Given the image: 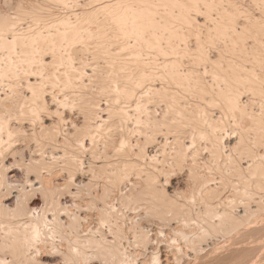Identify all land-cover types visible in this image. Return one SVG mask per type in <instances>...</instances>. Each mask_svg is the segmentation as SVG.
Instances as JSON below:
<instances>
[{
    "label": "bare ground",
    "instance_id": "6f19581e",
    "mask_svg": "<svg viewBox=\"0 0 264 264\" xmlns=\"http://www.w3.org/2000/svg\"><path fill=\"white\" fill-rule=\"evenodd\" d=\"M4 1V0H3ZM8 1H9V4H8ZM15 1V0H14ZM18 1V0H17ZM22 1V0H21ZM24 1V0H23ZM22 1V3H24ZM28 1V0H27ZM25 2V3H29L30 5H31V3L30 2ZM30 1V0H29ZM32 1V0H31ZM34 1V0H33ZM33 1H32V3H33ZM39 1H42V0H39ZM38 1V2H39ZM52 1H54V3L56 4V3H58V2H61V0H57L58 2H55L56 0H51L50 1V3H53ZM64 1H66V0H64ZM68 1H70V0H68ZM85 1V0H84ZM87 1V0H86ZM106 1V0H105ZM104 1V2H105ZM114 1V0H113ZM127 0H125V2H126ZM131 2H133V0H130ZM140 1V0H139ZM138 1V4H137V2L136 1H134L135 2V6H137V9L135 10L134 8H135V6H133V4H134V2L131 4L132 5V7H134L133 9L135 10H133L134 12L133 13H129V15H133V16H130L131 18L132 17H136V19H134V20H132L129 16H127V17H129V20H128V18L126 19V17L124 18L123 17V19L122 20H128V21H130V19L132 20V21H134V22H132L131 21V23H134L132 26L131 25H129V27H134L135 25H136V27H134V28H132V30L133 29H135V31L136 30H138V28L140 29V31L142 30V29H144V27L148 30V31H151L150 33L149 32H147V33H149L148 35L150 36V34L151 33H156V31H157V28L159 27V29H158V31L161 29L160 28V24H162L161 22H167V23H165V26H163V25H161V26H163L162 27V29L161 30H163L164 31V29H168V28H171V26L170 25H172V27H174L175 25V23L173 24L172 22L170 23V24H168L169 22H170V20H169V18H171L170 16H169V18H167V16L169 15V13H167V14H163V13H161V12H164V10L166 9V11L168 12V10H171L172 8H174L173 6H174V4L176 5V3H174L172 6H170V7H172V8H168L169 7V5H171L170 3H169V5L168 4H165V0H163V2H162V0H152L151 1V3L152 2H156V1H158V2H156L157 4H155L156 6H158L159 7V5H162V4H165V5H168V6H166V8L165 7H162V6H160V7H162L161 9H163V11H159L160 10V7H159V9H157L158 7H156L155 8V6H154V9L156 10L157 9V12H156V15L154 14L155 13V11H154V9H152V5H151V7H149L150 6V4L149 3H146V2H148L149 0H142L143 2H141V3H143V4H149L148 5V8H145V7H143V9H142V6H143V4H142V6H140L141 7V9H140V7L138 6V5H140L139 2ZM162 2V4L160 3L159 4V2ZM169 1V0H168ZM168 1H167V3H168ZM173 1V0H172ZM185 2H186V0H184ZM190 2H191V0H189ZM188 1V2H189ZM255 0H192V2L190 3L191 5L193 4V6L194 7H196V12H195V10H193V7H192V10L194 11H189V10H191V9H188L189 7L188 6H190L191 7V5H188L189 3L188 2H186V4H185V7L183 6V1L180 3L178 0H174V2H178V4L180 5V4H182V7H184L185 8V10H184V8H181V5L179 6L180 8H176V9H179V11L181 12V13H176V11L177 10H174V9H172V10H174L175 11V13L176 14H179L180 15V19L182 18L181 16L182 15H185L186 16V13H184L185 11H186V8H187V13H195V14H197L196 16L195 15H193L194 16V18L192 19L193 21H191V22H193V24H194V22L196 21L197 23H196V25H197V27L200 29V31H202V32H204V31H206L205 33H207V31H209V34L208 35H211V36H205V38H206V40H205V38L203 39V40H205V41H201V43H200V40L202 39V37H201V39L200 40H198L199 39V37L198 38H195L196 39V41H194V44H193V46H196L197 44H195V42L197 43V41H198V45H199V47L198 46H196L195 48L196 49H198V50H196L195 48H194V50H196V52L197 53H195L197 56H198V54H199V56L198 57H200V60L198 59V57H193L195 54L194 53H192L191 54V56L189 55V53L192 51V48L193 47H189L188 46V49L190 48L191 50H188L187 51V53H188V55L187 56H190V58H191V60H192V57H193V59H195V58H197V63L196 64H198L199 63V61H202V60H205V62H209L210 64H214V67L216 66V65H218L219 67L221 66V64L223 63H227V67H228V62H229V60L231 59L230 57H228V59H227V57L226 58H223L222 56L225 54H231L233 51H230L231 50V48H232V50H235L236 48H238V47H236L235 49H233V44L234 45H237L238 43H240L238 46H239V48H240V46H241V49H239V51H241V53L242 54H240V52L239 51H237V53H236V50H238V49H236L235 50V55L237 54V55H244L245 54V52L243 51L244 49H247V50H249V51H254V49H255V51L254 52H249L248 51V53L247 54H249V53H255V55H252V56H254V57H252L251 55H246L245 54V56H247V58L246 59H250L251 57V60H254V61H251V62H256L255 63V65H257V64H259V62L257 63V61L256 60H259L260 59V55L262 54L261 53V51L263 52V50H264V46H262V50L260 51H258V47L257 46H259V45H257L256 46V44L258 43H260V47H261V45H263L262 43H264V41L262 42L261 41V37L264 35V15L262 14L263 12H264V4H262V3H264V2H261V4H258V2L257 1H264V0H256V2L257 3H255L254 2ZM5 2V1H4ZM45 2V1H44ZM43 2V3H44ZM49 2V1H48ZM48 2H45V3H47V4H50V3H48ZM72 2V1H71ZM80 2H82L81 0H80ZM89 2V1H88ZM99 2H101L100 0H99ZM102 2H103V0H102ZM111 2H112V0H111ZM115 2V3H114ZM113 3L115 4V8L117 9V6L118 5H120L121 4V2H123V0L120 2L119 0H118V2H120V3H116L117 2V0L116 1H114ZM125 2H123V3H125ZM128 2V1H127ZM150 2V1H149ZM170 2V1H169ZM0 3H3V2H0ZM6 4H4V6L7 8L6 10L9 12H11L12 10H13V6H15V5H17V3H19V2H16L15 3V5H12L13 3H12V0H11V3H10V0H7V2H5ZM34 3H36L35 1H34ZM42 3V2H41ZM62 3H63V1H62ZM66 3V2H65ZM72 3H76V2H72ZM107 3V2H106ZM106 3H104V6L106 5H108V4H106ZM112 3V4H113ZM171 3H173V2H171ZM254 3V4H253ZM10 6H12L11 8H12V10L10 9L9 10V7H8V5ZM20 4V3H19ZM61 4V3H60ZM69 4V3H68ZM81 4V3H80ZM79 4V5H80ZM83 4V3H82ZM92 4V3H91ZM112 4H109V7H111L112 8V6H110V5H112ZM114 4H113V6H114ZM118 4V5H117ZM126 4V6H125V8L127 7L128 8V6L127 5H130L129 3H125ZM137 4V5H136ZM145 4V5H146ZM152 4H154V3H152ZM159 4V5H158ZM255 4H258V5H260L259 7H257V5L256 6H254ZM2 5V4H1ZM0 5V6H1ZM23 5V4H22ZM38 5V4H37ZM43 5V4H42ZM42 5H39V7H44V6H42ZM45 5V4H44ZM59 5V4H58ZM62 6H63V4H61ZM77 5H78V3H77ZM84 5V4H83ZM82 5V6H83ZM122 5V4H121ZM120 5V6H121ZM144 5V6H145ZM164 5V6H165ZM187 5V6H186ZM18 6V5H17ZM27 6V5H26ZM32 6V5H31ZM34 7H35V5H33ZM32 6V7H33ZM46 6H48V5H46ZM50 6V5H49ZM53 6V5H52ZM62 6H59V7H61L62 8ZM66 7H67V3H66V5H65ZM85 6V5H84ZM83 6V7H84ZM86 6H89V4H86ZM100 6H102V5H100ZM100 6H98V7H96L97 8V10H100ZM103 6V7H104ZM105 6V7H106ZM120 6H118V7H120ZM3 7V6H2ZM5 7H3V8H5ZM19 7V6H18ZM20 7H21V5H20ZM20 7L18 8V10L20 9ZM33 7V8H34ZM54 7V6H53ZM55 7H57V6H55ZM65 7V8H66ZM175 7H177V6H175ZM256 7V8H255ZM2 8V10H1V8H0V264H76V262L78 261V260H80V259H82V262H83V259H89V262H90V264H173L174 263V260H176L177 261V255H179L180 253H181V251H182V249L184 248V247H190L191 249L190 250H193L194 252H196V251H198L199 252V250H201L202 249V246H204L203 244H205L204 242H205V240L207 239V238H209V237H212V236H214V235H216V234H226V233H228V239L229 238H232V235H230L231 234V232H233L234 230H235V232H236V230H239L240 229V227L237 229V226H239L241 223H242V221H241V219H239V216H238V218L237 217H233L234 216V214L233 213H236L235 211L233 212L231 209H227V206H228V203H230V201L231 200H233L234 201V199H236V200H238L239 201V203L240 202H243V203H241L239 206H240V208H238L239 209V212H243L242 213V216H243V214H244V210L246 209V208H244L243 207V205H244V202L245 201H247L248 199H252V198H248V199H246V196L248 195L247 194V188L249 187L247 184V186L246 185H242L243 187H245L246 189L244 190V188L242 187V191H240V190H238V187L235 185L236 183H234V181H235V179H236V181H237V184H239V182H241L240 180L244 177L245 179V181L247 182V180L251 177L250 175H248L249 173L248 172H250L249 170H248V172H247V174H246V176H245V174H243L242 173V169L239 167V165H237L238 163H240V162H238V163H234L235 165H236V167H233V160L232 161H229L230 160V158L232 159V158H235V156H236V158H237V156L239 155V156H241V154H237V155H235V153H234V150L232 149H230L231 151L230 152H233V155H234V157H233V155H231L232 157H230V156H228V163H231L232 162V167H233V169H231L230 171V173H234L235 171H237L238 172V176L241 174H243V177H241L240 178V176L239 177H237L235 174V176L237 177H233V178H235V179H232V181L231 180H229V179H226L227 177H226V172H228V171H226L227 169H225V171H221L222 173H224L225 172V174H223V175H225L224 176V178H220V175H217V176H219L218 178H216V177H214L215 175H216V173H220V169L222 168V167H226V163H227V159H226V163H223V164H221V161H220V164H219V167H218V165H217V167L218 168H220L219 170H218V168H216L217 170H218V172H216V173H214L215 175L214 176H212V177H208V175L207 174H203V173H200V171L199 172H197V169H200V167H198V165H196V164H198V162H199V160H197V159H195V158H197V157H194L195 156V154H196V152H198V153H200V151H197V149L198 150H201V152H204V150L206 151V144H207V149L209 150V143H210V145H211V141H212V139L209 137L210 136V134H209V132H212V134H217V132L219 133V131H221V129H223L224 128V126H226V125H224V126H222V124H220L221 125V127H219L220 125H218V127L219 128H221L219 131H216L217 129H219V128H217V126H216V128L217 129H215V125H217L215 122L214 123H212L215 119H217L215 116H212V117H215L214 118V120H212V118L211 117H207L206 119H208L207 121H209V120H211V122L210 123H212V124H208V122L205 124V121L204 120H206V119H204L203 121H204V124H202L203 122L202 121H200V120H202V118H205L206 116H204V114H207V113H209V115L211 114L210 112H212L213 110L211 109V106L209 107V111L208 112H205L204 110V107H207V106H202V105H200L199 106V104H198V101H199V97L198 98H196V99H198V101L195 103V104H197L198 105V107H194V108H196L195 110L196 111H198V109H199V111H201V109H202V111L201 112H203L204 111V114L203 113H201V112H197V113H201V114H203V115H199L198 116V118L199 117H201L202 116V118H200L199 119V122L203 125H201L202 127H204L205 125H207L206 127H209L210 128V130H208L207 128V130H208V133H206V134H208V135H206L205 134V132L206 131H204V134L205 135H203V131H201L200 129H198V128H196V129H198V131L200 130L202 133L200 134V133H198L197 135H199V137H200V139H199V137L196 135V134H194L195 132H197V130L194 132L192 129H193V127L192 126H195V125H192L191 123H192V121H191V123H188V122H186L187 120L188 121H190V119H192V120H194L195 118H191L190 117V119L188 118V119H186L185 120V118L186 117H188L189 115H185V113L186 114H190V113H192V117H193V111H194V109H192L191 107V105L192 104H190L191 103V101H190V108L188 109V107L187 106H185V104L184 103H182V102H180V100L181 101H183V99H184V101H185V98L187 97H189L188 95H189V93H190V95H191V93L193 92V94H195L194 92H196L197 91V89L198 88H196V87H198V82H199V86L201 87V85H202V83H205V82H207V81H209V82H212V85H211V83H209V82H207V83H209V85L210 86H212L213 87V85H216L217 84V82H218V84L216 85V86H214L213 88L214 89H218L219 91H218V93L215 91V90H213L215 93H217V95L218 96H216V95H214L215 97H219V95H220V91H222V97H221V95H220V101H219V103H218V101H215V103L213 102V100H210V99H215L214 98V96L213 95H211V98H209V101L211 102H213V104H214V106H216L215 104H218V106L219 107H221V100H223L224 99V97H223V93H225V98H227V96L229 97V98H227V101L225 100V102H224V100H223V104L224 105H222V107L223 108H225V110H227V112H228V107H229V109L230 108H232L233 110H234V108H239L238 109V111L237 112H239L240 114L239 115H241L242 113H245V114H249L248 112L250 111V110H246V112L244 111L245 109H242V110H240L241 108H245L244 106H246L247 108H249V105L247 106V105H245V104H242V99L239 101V99L242 97V96H240L239 98L236 96L237 95V93H238V91H239V95L242 93L243 94V92H241V91H246L247 89H248V85L246 86V84L244 85V83L246 82L245 80H247L248 82L250 81L249 79H247V77L246 76H248L249 75V78L251 77L250 75L251 74H248L247 73V71L245 72V74L247 73L248 75H245V77H244V75H243V77L245 78H241L239 75H240V71L237 73V70H234V65L232 66L233 67V72H231V66L229 67L230 69H228L227 67H225L224 68V66H222L223 67V69H222V67H220V69L221 70H223L224 71V69H225V74L226 75H228V74H232L233 76L232 77H234V79L237 81V80H239L238 78H240V80L238 81V83L237 82H235L234 80H232L231 79V74L228 76V77H224V75L221 77L222 79H220L219 78V76H220V73H221V71H220V73H219V70L220 69H216V68H219V67H213L214 69H216L215 71H216V73H218V75L217 74H214V73H212L213 71L212 70H209V69H212V67L211 68H206V65H205V62L203 61V63H204V66L203 65H201L202 67H203V70L202 69H200V68H202V67H200V68H198V69H200V71L202 70V71H205L206 69L208 70H206V72H208L207 73V76H212L213 74H214V76H218L217 78L216 77H211V78H213V80H215V84H214V81L213 80H207V78L209 79L210 77H206V81H205V79H203L202 80V78H199L200 77V75L201 74H203V77L206 75V73L204 74L203 72H200L198 69L195 71V69L197 68H195L194 69V67H193V71H195V72H193L192 71V69L190 70L189 68H187V69H189V71H190V73H191V71H192V74L194 75V76H196V75H198L199 73H200V75H198V76H196V77H193V79H192V77H190L189 75H191L189 72H188V74L186 75L187 77H184L183 75L185 74V71H182L181 70V68H180V65H182L184 68H185V64H186V61H188V58L189 57H187V56H185L186 54H181V53H183V51H185L183 48H185V45L186 44H188L189 43V41H190V33H188V32H190L191 31V33L193 32L192 30H196L197 29V27H196V25H193V24H191V26L192 27H194L195 26V28H192V30H190V28H191V26L189 25L191 22H189V24L187 23V21H190L191 19V17H189V15L190 16H192L191 14H187L188 15V18L190 19V20H187V16L185 17H183V18H185V20L183 19H181L182 21H179V23H182L183 24V26H181V24H180V26L181 27H177L178 25H176V27H177V29L176 30H174V28H173V30L174 31H172V33L174 32V34L176 33V32H178L179 30H178V28H180V29H182V27L184 28L185 26V24L187 23V26H190V27H188L189 28V30H187V28H184L186 31H188V32H186L189 36L187 37L186 35V33L185 32H182V33H185L184 35L186 36V40L189 38V41L187 42V41H184V42H177V43H184V47H182V46H178V47H180V49H183V51L181 50V52L179 51V49L177 50V48L175 49L174 48V43L172 44V43H170L169 41H167V40H174V39H172L173 37L171 36L172 35V33H171V35H169V34H167L170 38H165L164 37V33H167V32H169L171 29H169V30H167V32H166V30L163 32V31H161L160 30V32L162 33L161 35H160V33L158 34V33H156L157 35H160L161 37H162V39L164 40V38H165V40L167 41L166 43L167 44H169L170 43V45H172L173 47H171L170 45V47H167L168 45L166 44V48H168L167 50H169L170 48L172 49V48H174V50L172 49H170L169 51H167L166 50V52H165V50H164V52L165 53H163V48L161 49V47H164L162 44L165 42V40L164 41H162V42H160V43H162L161 45H160V48H159V44L157 45V44H154V43H157V41H158V38H160L159 36H157L158 38H156V37H152V35H151V38L149 37L148 38V36H146L145 35V37H147L149 40L150 39H157L156 40V42H154V40H152V43L154 44L152 47H153V49H161L162 50V52H160V53H163V56L164 55H166V56H164V57H169V53L171 54H173V57L175 58L176 56H184L185 57V59H186V57H187V60L184 62L185 64L183 65L182 63H181V59H183V56H182V58H179L180 60V63H179V67H178V65L177 66H175V64L173 65V62L175 63L177 60L176 59H178V57L176 58V59H174V58H170V61H171V63H169L168 61H167V63L168 64H166L165 63V65H166V67H167V65H173L171 68H169V66H168V70H162V69H160L159 71H165V72H162L163 74L165 73L166 74V72H167V76H166V78L165 79H169V81L170 82H172L173 80V83H172V85L174 84H176L174 87H176L177 86V91H176V89H175V91L177 92V94L179 93L180 94V90L182 91V93H184L183 91H185L186 93L185 94H187V96L185 97H183V95H181L182 96V98L181 97H179L180 98V100L179 101H177L178 100V98H177V102L175 101V97H172V93H170L169 92V94H168V96H166V94H165V91L167 92L168 90H169V87L168 88H166V86L167 85H170L169 83H168V81L167 80H164L163 78L165 77L163 74H161V72H157L156 74H154V69H152V68H154V67H151V65H149V64H154L155 65V63H158L157 62V59H156V62H154L155 61V59H151L150 60V58L149 57H151L152 58V53H150V55L151 56H149V57H147V58H143L142 57V61H143V59H145L144 61H143V63L140 65V59H141V55L142 54H144V57H146L145 55L149 52L148 51V48H150L149 50L151 51L152 49H151V43L149 44L148 43V48L146 47V44L145 43H147V41L144 43V41H143V39L145 38L144 37V34H146V29H144V31H137L136 33L135 32H133V31H129V30H127V29H129L127 26L128 25H125L126 27H127V29H122L121 30V26H119L120 27V30L123 32V30L124 31H129V32H127L128 34H127V37H128V35H131L132 34V36L133 35H135V37L133 36V37H129V39H131L132 40V38H133V42H134V44L135 43H137L138 41L140 42V41H142L141 42V44L139 43L138 44V46H140V45H142V46H140V47H144V45H145V50H147L148 52H143L142 50V54L140 53V55L139 54H137V56L134 54V53H132V51H131V49H133V45H132V47L130 48V45H129V43L131 42V43H133L131 40H130V42H127L126 41V45L128 44V48H129V50H130V55H131V57L133 58V60L131 59V57H130V55L129 54H125V49L124 48H126L125 46H123V45H125V44H123L122 45V43H124V41L123 42H121V46L122 47H120V45L118 46V48H120V49H116V50H114V52L115 51H117L118 50V54L119 55H117L116 53H114L113 51H111V49L110 48H113L112 46L113 45H111V47H109V49H110V51H108L109 53L110 52H113L111 55L109 54V57L110 58H107V59H110V61L107 63L106 62V64L107 65H109L108 66V68L110 67V65L112 66V67H114V64H115V67H114V69L112 68V67H110L109 69L107 68L106 69V71H111V72H107V74L106 73H103V74H105L104 76H103V74H102V76L103 77H105L106 79H105V81L107 80V76H109V77H111L112 75L111 74H114V72H115V69H117L116 70V73L114 74V77H117V78H119L120 79V77L118 76V75H116V74H119V71H120V62H123L124 63V61L126 62V59L128 58V56L127 55H129V57L130 58H128V64L129 63H132L131 65H133L134 64V62L133 61H137L138 59L137 58H139V65H140V67L144 64L145 66H147V65H149V66H147V69H148V67H149V69H150V71H148V73H147V70H146V73L144 74V73H141L142 74V76H141V74H140V67L138 68V64H134V66H135V69H136V67H137V71H138V69L140 70L139 72H136L137 74L139 73V75H135V74H133V72L135 71V69H134V67H133V72H131L132 71V66L130 67V69H131V71H129L130 73H132L131 75H130V73L129 72H127V74L125 73V75H123L124 77H125V79H124V77L121 79V80H127L126 79V77H128V79H130V82H132L133 80H134V78L136 79L135 81V83H129L131 86L133 85V86H137L138 88L140 87L139 85H141V87H142V83H145V85H146V87H144L143 89H145V90H143V92L144 93H148V94H146V95H148V98H149V96H150V94H151V98H152V94H153V96H155L156 94L154 93V91H160L159 90V87H156L157 85L158 86H160L159 84H157L156 86H155V84L153 85V86H149V85H147V84H152V82L154 81V79H156V80H158V79H161V77H162V75H163V80L164 81H167L166 82V86L165 87H161V88H163L162 90H164L165 88H166V90H164V93H160L161 94V96H159V95H157V97L159 96V97H161L162 98V96L163 97H165L166 98V100L168 99V98H175L174 99V101H173V99H171L172 100V102H171V100H170V103H169V101L167 102V103H164V101L163 102H161L160 101V103L163 105V106H160L161 108H165V106L167 107V109H176V108H178L179 109V105L178 106H176L177 104H180V103H182V105H183V107H182V109H184L185 107L187 108H185L184 110L186 111V112H184L183 114H181V112H179L178 110H177V112H176V110L174 111V113H173V115H172V112H173V110L172 111H170L171 112V115L169 114V113H167V115L169 114V116H172V117H174V115H175V117H176V114L178 115V118L181 116V115H184V117H182V119L184 118V120H185V123H188V124H190L189 126H191L190 128H188L189 126H188V124H186L188 127H187V130L189 129H191L194 133H192V134H194V135H196V137L194 136V139L196 138V140L194 141L196 144H199V143H197L198 141V139L200 140L199 142H201V140H202V138H203V140H202V142L203 141H205V143L206 144H204V142L202 143H200L199 145H195V146H193V149H190L191 147H192V145L194 144L192 141H193V135L191 136L192 138V141L190 142V144L192 143V145H190L189 144V140L190 139H188L189 138V136L191 135V134H186V132L184 131V133L185 134H183V135H187V136H185V139H188L187 141H185V140H182V137L183 136H181V138L180 137H176V136H173L171 133H169V134H171L170 136H168L169 134H167L168 132L167 131H169V132H172L173 131V129H176L177 127H178V125H176L178 122H179V120L181 119V118H179V120H178V118L176 119L175 117V119H173L174 120V122L172 123V124H174V125H171V121H173L172 120V117H168L167 115H163V116H167V118H168V120H166V119H164V118H162L163 116L161 115V113L162 112H160V111H162V109L159 107V109H161L159 112H160V115H159V113H158V117H161L160 119H158L157 117H155L156 116V114H157V110L155 111V112H152V110H155L154 109V105H152L153 106V108L151 109V107L150 108H148L147 107V105H145L146 103H145V101L148 99L147 98V96L146 95H144L139 89L138 90H136L135 91V88L132 86V88H134V91L132 90V88L130 87V85H128L129 87H130V89H129V87L126 85V84H124L125 86H127L128 87V89L126 88V89H124L125 88V86L124 85H121L122 87L124 86V88H122V89H124L126 92H122V91H124V90H120V88H118V91L117 90H115L116 89V84L114 83V82H117V79H115V78H113V80H112V77L110 78V82L108 83V84H111L112 85V87H114L113 88V90L111 89L112 87H110V85H109V87H108V84H105V87H103L102 86V82L100 81L99 82V80L101 79L102 81H103V77H99V75H101V74H99V72H98V70H99V67L101 68L102 66H100L99 64H101L102 65V62H98V64L95 62L96 60L95 59H97V58H102L103 56L102 55H105L106 56V54H107V52H104L105 51V49L103 48V50L104 51H101V49H97V47L99 46V43H98V45L95 47V49H93V47L92 48H90V50H94L92 53H97V54H94V56L96 57V58H94V63H96L95 65L98 67L97 69L95 68V66H94V64L92 65V63H91V61L93 60V54L91 55V56H93V57H91L90 55V57L88 56V58L91 60H89V59H87V61L86 62H84V57L82 58L83 60H76L75 59V61L77 62V61H79V63H78V66H80V65H83V63L82 62H84L85 64H87V62L88 61H90V63H91V67L90 68H92L93 66H94V68L97 70V72H96V70H94L96 73H98L97 75V77H95V75L94 76H90V74H92L93 75V73H94V71L93 70H90V72H88V73H90V74H88V76H87V74L86 75H84L85 73H81L80 71L82 70V68H88L89 66H90V63L88 62V64H89V66L88 65H85V66H80L79 67V70H80V68H81V70L79 71L78 69H77V73H78V75L76 74V73H74V72H76L75 71V67L73 66V68L72 69H74V71L72 70V69H70V67H72L70 64V62H73L74 61V59H72V57L74 58V56L72 55V54H69V58H71V60L68 58V56H64L65 54H64V52H61V50H59L62 46L63 47H66V45H68L67 47H69V46H71L72 44H74V43H76V41H74V43H71L72 41V38L76 35H78V33H79V31L78 30H80L81 28H77V26H79L80 25V23H79V25H78V23L75 25L76 26V28H74V29H71V27L70 28H65V29H63V31L61 30V29H57V31H59V33H56V31L55 32H53V31H49L48 30V28H44V27H42V28H44L43 30L45 31L46 29H47V31L45 32V33H43L42 34V32H41V30H42V28H41V26L43 25H41L40 26V30H36V31H32L31 30V28L32 27H30V31L31 32H27V30H26V32H27V34H24V33H22V32H25V29H26V26H25V29L22 31V29L20 30V31H22V32H19L18 33V31H16V26L15 25H17L16 24V20H20V19H12V18H10V15H7L8 13H7V11H5L4 9ZM16 8V7H15ZM45 8V7H44ZM50 8V7H49ZM49 8H47L46 7V9L48 10ZM63 8H64V6H63ZM67 8H71V5L69 6V7H67ZM75 8V7H74ZM80 8H81V6H80ZM79 8V9H80ZM85 8V7H84ZM95 8V7H94ZM121 8H124L123 6H121ZM121 8H118L119 9V11L120 12H123V11H125L124 9H121ZM152 10V11H150V9ZM165 8V9H164ZM21 9H23L22 7H21ZM27 9V8H26ZM35 9H36V7H35ZM55 9H57V8H55ZM72 9V8H71ZM70 9V10H71ZM79 9H78V11L77 12H79ZM116 9H114V7H113V10H116ZM121 9V10H120ZM131 9V8H130ZM257 9V10H256ZM15 10V9H14ZM17 10V9H16ZM18 10L16 11V12H18ZM36 10H38V11H40V10H42V9H36ZM46 10V11H47ZM60 10H62V9H60ZM65 10V9H64ZM75 10V9H74ZM74 10L72 9V12H74ZM84 10V12H85V9H83ZM94 10H96V9H94ZM101 10H104V9H102L101 8ZM123 10V11H122ZM258 10H260V11H258ZM27 11H28V9H27ZM30 11L32 12L33 10H31L30 9ZM43 11V10H42ZM49 11V10H48ZM51 11H53V10H50V13H51ZM63 11V10H62ZM66 11V10H65ZM68 11H69V9H68ZM87 11V10H86ZM90 11H92V10H90ZM89 11V12H90ZM106 11H107V9H106ZM127 11V10H126ZM125 11V14L123 15V16H125L126 14H128L127 12ZM149 11L150 12H153V14L152 13H149ZM174 11H173V13H174ZM19 12H21V11H19ZM24 12V11H23ZM22 12V13H23ZM30 12V13H31ZM70 13H71V11H69ZM76 12V11H75ZM76 12V13H77ZM82 12V11H81ZM115 12V11H114ZM119 12V13H120ZM158 12H160V14H161V16H162V14H163V16H165L166 15V17H162V20L159 18V16H158ZM178 12V11H177ZM14 13V12H13ZM21 13V14H22ZM26 13V12H25ZM29 13V12H28ZM28 13H26L27 15H29ZM34 13V12H33ZM42 13V12H41ZM41 13H39L38 12V14L39 15H42ZM60 13V12H59ZM83 13V12H82ZM81 13V14H82ZM86 13V12H85ZM88 13V12H87ZM93 13V11L91 12V14ZM95 13V12H94ZM109 13H112V11L110 12L109 11ZM108 12H107V14L106 15H108L109 14ZM119 13H117L116 12V15H115V17L119 14ZM164 13H166V12H164ZM172 12L170 13V14H172V16L175 14H173ZM11 14H12V12H11ZM15 14V13H14ZM20 14V13H19ZM25 14V16H27ZM34 14H37V12L36 13H34ZM46 14V13H45ZM64 14V13H63ZM66 14H69V13H66ZM73 15H74V13H72ZM72 14H70V15H72ZM78 14V13H77ZM96 14V13H95ZM148 14V15H147ZM152 14V15H151ZM159 14V15H160ZM175 14V15H176ZM15 15H17V13L15 14ZM22 15H24V14H22ZM31 15V14H30ZM33 15V14H32ZM54 15V12H53V14H52V16ZM58 15V14H57ZM59 15H61L62 16V14H59ZM84 15V14H83ZM93 15V14H92ZM91 15V16H92ZM111 15V14H110ZM121 15V14H120ZM12 16V15H11ZM21 16V15H20ZM19 16V17H20ZM25 16L23 17L24 19H25ZM34 16V15H33ZM33 16H32V18H33ZM43 16H44V14H43ZM51 16V15H50ZM60 16V17H61ZM64 16H66V15H64ZM64 16H63V18H64ZM69 16V15H68ZM67 16V17H68ZM76 16V15H75ZM77 16H79V14L77 15ZM85 16V15H84ZM90 16V17H91ZM104 17H105V15H103ZM143 16H144V18H143ZM154 16H156V17H158V19H160L161 20V22L160 23H158L159 22V20H157L158 22H156V19H154ZM177 16V15H176ZM226 16V17H225ZM242 16V17H241ZM18 16H16V18H17ZM28 17V16H27ZM35 17V16H34ZM36 17H38V16H36ZM36 17L35 18H33L34 19V22L32 21V23L31 24H33V23H35V21H36ZM45 17H47V15L45 16ZM54 17V16H53ZM52 17V18H53ZM55 17H56V15H55ZM54 17V18H55ZM59 17V16H58ZM58 17H57V19L55 18V20H58ZM70 17V16H69ZM68 17V18H69ZM73 17V16H72ZM82 17V16H81ZM85 17H87V15L85 16ZM85 17H84V19H85ZM93 17V16H92ZM96 17H97V15H96ZM108 16H106V18H105V22L107 23L108 21L106 20V19H110L109 17L107 18ZM138 17V18H137ZM139 17L140 18H143L144 20L142 21L141 19V21L140 22H135L137 19L139 20ZM224 17H225V19L227 18L229 21L227 22V19H226V22H227V26H228V29L226 28L227 26H226V22H224L225 23V26L223 25V27L221 26V23H223V19H224ZM22 18V19H23ZM40 18V17H39ZM38 18V19H39ZM44 18V17H43ZM53 18V19H54ZM62 18V17H61ZM60 18V19H61ZM89 17H87V19H88ZM94 18H95V16H94ZM94 18H89V22L91 23V20L92 19H94ZM101 18V17H100ZM121 18V17H120ZM29 19V18H28ZM31 19V18H30ZM32 19V20H33ZM48 19H49V16H48ZM70 19L72 20V18L70 17ZM74 19V18H73ZM81 19H83V18H80V20ZM112 19V18H111ZM113 19H114V17H113ZM165 21H164V20ZM172 19H173V17H172ZM171 19V20H172ZM174 19H176V17H174ZM173 19V20H174ZM194 19H195V21H194ZM40 20V19H39ZM43 20H46V19H43ZM64 20V19H63ZM76 20H78V18L76 17ZM75 20V21H76ZM80 20H79V22H80ZM99 19H97V20H95V21H98ZM102 20V19H101ZM118 20V19H117ZM121 20V21H122ZM124 20V21H125ZM177 21H178V18L176 19ZM16 21V22H15ZM22 21H25V20H22ZM27 21V20H26ZM40 21H42V19L40 20ZM65 21H67V19L66 20H64V23H65ZM84 21L85 20H83V24H84ZM94 21V20H93ZM92 21V24L93 23H95V22H93ZM110 21V20H109ZM124 21H122L123 22V24H121V25H123L124 26ZM127 21V22H128ZM175 21V20H174ZM185 23H184V22ZM21 22V21H20ZM20 22H19V24H20ZM28 22V21H27ZM29 22H31V21H29ZM39 22V21H38ZM43 22V21H42ZM41 22V23H42ZM50 21H48V23H49ZM55 22V21H54ZM53 22V23H54ZM60 23H61V21H59ZM59 22H57L56 21V25H59ZM63 22V21H62ZM77 22V21H76ZM75 22V23H76ZM82 22V21H81ZM100 22V21H99ZM98 22V23H99ZM102 22V21H101ZM114 22H116V21H114ZM155 22H156V25H158V26H156V25H154L155 24ZM22 23L23 22H21V25H22ZM41 23H37V26H38V24H41ZM44 23V22H43ZM47 23V24H48ZM50 23H52V21L50 22ZM52 23V24H53ZM64 23L60 26V27H64L63 25H64ZM72 24L74 23V20L71 22ZM70 23V24H71ZM104 23V22H103ZM102 23V26H101V23H99L100 25H96V23H95V25H96V27H99V26H101V27H99V30L101 31V28H102V30H103V28H104V26L106 27V25H108V23L107 24H103ZM126 23V22H125ZM136 23V24H135ZM158 23V24H157ZM24 24V23H23ZM26 24V23H25ZM47 24H45V25H47ZM55 24V23H54ZM67 24H68V22H67ZM66 23H65V25H67ZM82 24V23H81ZM87 24V23H86ZM86 24H84L85 26H86ZM110 24H112L111 26H113V20H112V23L110 22ZM117 25H118V22L116 23ZM119 24V25H120ZM129 24V23H128ZM177 24V23H176ZM89 25V24H88ZM91 25V24H90ZM169 25V26H168ZM221 26V28L220 27H218V26ZM23 26V27H24ZM32 26V25H31ZM33 26H34V24H33ZM47 26H49V25H47ZM69 26V25H68ZM85 26H80V27H84L85 28ZM91 26H94V25H91ZM90 26V27H91ZM186 26V27H187ZM215 26H217L218 27V29H220V30H222V29H224V27H225V31L224 30H222V32L223 33H220L219 31H218V33H219V37L217 36V35H215V34H212L213 32H215L214 30L216 29L217 30V28L215 27ZM19 27V26H18ZM46 27V26H45ZM53 27V26H52ZM58 27V26H57ZM59 27V28H60ZM67 27V26H66ZM73 27V26H72ZM89 27V26H88ZM95 27V28H96ZM118 27V28H119ZM148 27V28H147ZM149 27H150V29H151V27H157V28H154V29H156V30H154L153 31V28H152V30H150L149 29ZM168 27V28H167ZM21 28V27H20ZM34 28H37V27H33V30H34ZM39 28V27H38ZM50 28V27H49ZM54 28V27H53ZM93 28V27H92ZM92 28H90L89 29V31L90 30H93ZM94 28V29H95ZM109 28L112 30V31H115V30H113V28H114V26H113V28L112 27H110L109 26ZM118 28H117V30H116V32L118 31ZM137 28V29H136ZM211 28H215V29H213L212 30V32H211ZM51 29V28H50ZM55 30H56V26H55V28H54ZM53 29V30H54ZM106 29V28H105ZM104 29V31H106V30H109L108 28L105 30ZM184 29H182L183 31H184ZM210 29V30H209ZM42 30V31H43ZM60 30H61V32H60ZM87 30V29H86ZM96 32H98L99 30H98V28H96ZM178 30V31H177ZM229 30V31H228ZM40 31V32H39ZM81 31H83V34H84V32H85V36L84 35H82V37L84 36V37H86V31L85 30H83V29H81L80 30V32ZM199 31V30H198ZM197 30H196V32H198ZM198 32V34L197 35H199L200 36V33L201 32ZM229 32V34L227 33V32ZM25 32V33H26ZM70 32H72V33H70ZM92 32V31H91ZM109 32H110V34L111 33H114L113 34V37L111 36V38H114V39H112V40H114V43H116V41L117 40H115L116 38L118 39V37H119V33L118 34H116V32H111L110 30H109ZM109 32H108V34H109ZM120 32V31H119ZM121 32V33H122ZM130 32H133V33H130ZM139 32L141 33V35H142V37L139 35ZM145 32V33H144ZM171 32V31H170ZM180 32V31H179ZM224 32H225V35H226V37L227 36H229L230 37V34L231 35H233V37L235 36L236 37V39L238 40L239 39V42L238 43H236L235 41L236 40H234V41H232L231 40V43L233 42V44L231 45L230 44V42L228 43V44H230V46L227 44V46H229L230 47V49L228 50L230 53H226V52H228V51H226L224 54H222V56H221V53L222 52H224L223 50L220 52L219 50L218 51H216V50H214L213 48L212 49H209L208 50V48H205L204 47V45H203V43L205 42L206 43V41L209 39V41H207V44L208 45H206L207 47L210 45V46H212V44H213V47H217V46H214V44L216 45V40L217 39H219L220 37H222V35L224 34ZM75 33H77V34H75ZM101 33H103V32H101ZM100 33V36H98V37H100V38H102V36L103 37H105V35L107 34L106 32V34L105 35H103V34H101ZM123 33H125V32H123ZM144 33V34H143ZM194 32H193V39H194V34H195ZM216 34H217V32H215ZM73 34V35H72ZM81 33H79V35H80ZM95 34V33H94ZM94 34H93V32H92V35H93V37H94ZM98 34V33H97ZM97 34H96V36H97ZM108 34L106 35V36H108ZM136 34H138L139 35V37H141V39L142 40H140V38L139 37H137L136 38ZM155 34V35H156ZM203 33H201V36H204V35H202ZM220 34H221V36H220ZM71 35L73 36V37H71ZM88 35H91L90 33H88ZM114 35H115V37H114ZM178 35H180V34H178ZM196 35V36H197ZM213 35H215V36H217L218 38H216L215 36H213ZM224 35V36H225ZM75 36V37H76ZM110 36V35H109ZM108 36V37H109ZM116 36H118V37H116ZM120 36H122V35H120ZM167 36V37H168ZM175 36V35H174ZM182 36V35H181ZM195 36V37H196ZM213 36V37H212ZM224 36H223V38H224ZM60 37V38H59ZM92 37V38H93ZM108 37H105V38H107L106 40L107 41H109V40H111L110 39V37L108 38ZM124 37V36H123ZM127 37H124L125 38V40H126V38ZM184 37V36H183ZM211 37V38H210ZM234 37V38H235ZM81 38V37H80ZM88 38V37H87ZM95 38L96 37H94V39H92L91 41H92V44L90 43V44H88V43H86V42H88V40L86 41V39H85V43L84 44H86L85 46L86 47H91V46H93V44L94 45H96L97 44V42H95V43H93V41L95 40ZM139 38V39H138ZM147 38H145L146 40H148ZM177 38H179V37H177ZM181 39H182V37H180ZM179 38V39H180ZM208 38V39H207ZM214 38V43H212L211 41H210V39H213ZM223 38H220V40H218V42H220ZM234 38H227V40H226V38H225V40H223L224 42H223V44L222 45H225L227 42H225V41H228V39H234ZM262 38H264V36L262 37ZM76 39V38H75ZM82 39L83 38H81V41H82ZM83 39V40H84ZM88 39H90V38H88ZM96 39H98V41L100 42L101 40H103V39H99V38H96ZM109 39V40H108ZM121 39V40H120ZM119 40L120 41H122V40H124V39H122V37L120 38ZM128 39V38H127ZM128 39V40H129ZM134 39H138V41L137 40H134ZM161 38L159 39V41L160 40H162ZM59 40H61V41H63V40H65V42L63 43V44H65V45H63ZM74 40V39H73ZM78 40H79V36H78ZM111 40V41H112ZM118 40V41H119ZM148 40V41H149ZM185 40V39H184ZM81 41H78V43L79 42H81ZM90 41V42H91ZM97 41V40H96ZM111 41H109L111 44H114L113 42H111ZM135 41H137V42H135ZM158 41V42H159ZM176 41V40H175ZM177 41H179V40H177ZM181 41V40H180ZM261 41V42H260ZM60 42V43H59ZM83 42V41H82ZM102 42H104V40L103 41H101L100 42V44H101V46H102V44H104L103 45V47H105V43H102ZM106 42V41H105ZM149 42H151V41H149ZM210 42V43H209ZM217 42V43H218ZM222 42V41H221ZM70 43H71V45H70ZM109 43V44H110ZM212 43V44H211ZM83 44V45H84ZM107 44V43H106ZM108 44V45H109ZM190 44V43H189ZM219 44V43H218ZM221 44V43H220ZM88 45V46H87ZM118 44H114V46H117ZM150 45V46H149ZM158 46V48H154V47H157ZM177 45V44H176ZM175 45V46H176ZM181 45H183V44H181ZM76 46V45H75ZM85 46H81L80 44H79V48H82V47H84V50H85ZM101 46H99L98 48H101ZM137 46V44H135V47L136 48H140V47H138ZM187 46V45H186ZM232 46V47H231ZM77 47V46H76ZM134 47V49H133V52H136L137 50H136V48ZM218 47H221V46H218ZM217 47V48H218ZM223 48H227V47H224V46H222ZM221 47V48H222ZM259 47V49H261ZM72 48H74L73 47V45L71 46V48H66V50H69V52L70 51H72L71 49ZM108 48V46L106 45V51L108 50L107 49ZM124 49V52H123V54H125L124 56H125V60L124 61H122L120 58H123V56H121L120 55V53L123 51V49ZM128 48H127V50H128ZM165 48V49H166ZM220 48V49H221ZM78 49V48H77ZM83 49V48H82ZM80 50L79 49V52L77 53V55L80 53V51H83V50ZM113 49H115V48H113ZM140 49H143L144 50V48H140ZM158 49V50H159ZM186 49V48H185ZM219 49V48H218ZM56 50H59V52L61 53L60 54V56H59V54L57 55V53H58V51H56ZM66 50H64V48H63V51H66ZM87 50V49H86ZM85 50V52H86V55H88L87 53V51H89V49L86 51ZM95 50H97V51H95ZM135 50V51H134ZM144 50V51H145ZM160 50V51H161ZM227 50V49H226ZM73 51H75V50H73ZM72 51V52H73ZM100 51V52H99ZM121 51V52H120ZM173 51H176V54H174L175 52H173ZM177 51L178 52H180V53H177ZM243 51V52H242ZM256 51H257V54L258 53H261L260 55H258V57H257V54H256ZM68 52V51H67ZM71 52V53H72ZM77 52V51H76ZM75 52V53H76ZM99 52V53H98ZM120 52V53H119ZM138 52H140V51H138ZM194 52V51H193ZM247 52V51H246ZM83 53V55L82 56H84V51L82 52ZM100 53H102V54H100ZM103 53H105V54H103ZM128 53H129V51H128ZM137 53V52H136ZM157 53V51H155V53L153 52V54H156ZM158 53H159V51H158ZM158 53L156 54L157 56H156V58L159 56L158 55ZM166 53H168V55L166 54ZM184 53H186V51L184 52ZM239 53V54H238ZM62 54H64V55H62ZM68 54V53H67ZM89 54H91V51H89ZM101 55L102 57H98V55ZM114 54H116V57L114 56ZM132 54H134L133 56H135V58L132 56ZM171 54V55H172ZM179 54V55H178ZM233 55H234V52L232 53ZM231 54V55H232ZM263 54H264V52H263ZM61 55L62 56H64V57H67L69 60H70V62H69V60H67L66 58L64 59V57H62L63 58V61L65 60L66 62H65V65H63V61L61 62L62 63V66L63 67H65V66H67V64L69 63V69L70 70H68L67 69V71H73V73L74 74H76V76L74 75V74H72V75H74L73 77H74V79L75 80H77V83L74 81L73 82V78H69V77H72L71 76V73L72 72H70L69 73V75L70 76H68V77H66L67 75H68V73H66L67 71H65L64 73H60L58 70H57V67H56V71L55 70H53L54 68H55V65L56 64H54L55 62H57V60H58V62H59V59H60V57H61ZM70 55H72V56H70ZM80 55V54H79ZM97 55V56H96ZM99 55V56H100ZM139 55V56H138ZM149 55V54H148ZM147 55V56H148ZM174 55H176V56H174ZM228 55V56H229ZM230 55V56H231ZM81 56V55H80ZM105 56H104V58H105ZM107 56H108V54H107ZM114 56V57H113ZM117 56H120V58L118 57V59H120V60H118V61H120L119 63V65H118V63H114L112 60L113 59H111V57L112 58H117ZM248 56H250V58H248ZM262 56V55H261ZM78 57V56H77ZM86 57V56H85ZM154 58H155V56H153ZM159 57H161V56H159ZM164 57H163V59H164ZM172 57V56H171ZM234 57V56H233ZM242 57V56H241ZM100 59V60H106L107 61V59L105 58V59ZM149 58V59H148ZM189 58V59H190ZM201 58H202V60H201ZM236 58V57H235ZM234 58V59H235ZM245 57H242V59H240V60H242V62H243V60L245 61V59H244ZM258 58V59H257ZM263 56L261 57V59L263 60ZM80 59H81V57H80ZM98 59V60H99ZM129 59L131 60V61H129ZM149 61H151V62H149ZM184 59V60H185ZM237 59V58H236ZM62 59H60V61H61ZM85 60H86V58H85ZM99 60V61H100ZM116 60V61H117ZM161 60V59H160ZM159 59H158V61H160ZM168 60V59H167ZM176 60V61H175ZM190 60V61H191ZM233 60V59H232ZM238 60V59H237ZM68 61V62H67ZM74 61V62H75ZM115 61V60H114ZM117 61V62H118ZM149 63H148V62ZM153 61V62H152ZM161 61H163V60H161ZM166 61V58L164 59V62ZM173 61V62H172ZM183 61V60H182ZM195 61V62H196ZM247 61V60H246ZM110 62H112V64L110 63ZM137 62H135V63H137ZM163 62V63H164ZM189 62V61H188ZM230 62H231V60H230ZM229 62V63H230ZM233 62V64H234V62L235 61H232ZM231 62V63H232ZM249 60L247 61V62H245V63H250L251 65H252V63H251ZM60 63V64H61ZM127 63V62H126ZM148 63V64H147ZM191 62H189V64H190ZM202 63V62H201ZM202 63V64H203ZM221 63V64H220ZM239 63H241V61L239 62ZM244 62H243V65L242 64H240V65H242L241 67L243 68V70H245V67H243V66H246V65H244L245 64ZM52 64H54L53 65V67H52V71H55V72H57L58 71V73H60V75L58 76V75H56L57 76V78H58V80L59 81H57L56 79V76H49L48 74H49V72L51 71L50 69V65H52ZM59 63H57V66L59 67V65H58ZM73 64V63H72ZM189 64H187V65H189ZM210 64H209V67H210ZM216 64V65H215ZM74 65H75V63H74ZM107 65H106V67H107ZM122 65H124V64H122ZM138 65V66H137ZM143 65V66H144ZM159 65V67H162V66H160L161 64H158ZM186 65V66H187ZM191 65H192V63H191ZM190 65V66H191ZM199 65V64H198ZM198 65H196V66H198ZM208 65V64H207ZM239 65V66H240ZM254 65V66H255ZM77 66V67H78ZM117 66V67H116ZM119 66V67H118ZM125 66H127L126 64H125ZM123 67V66H121V69H123L124 68V70H122L123 71V73H122V71L120 72V73H122V74H124V72L125 71H127V70H129V65H128V69H126V67ZM153 66V65H152ZM175 66V67H174ZM254 66H251V67H254ZM257 66H260V65H257ZM50 68L49 70V72H47V70L48 69H46V68ZM76 67V68H77ZM105 66H104V61H103V69L102 70H104L105 68H104ZM151 67V68H150ZM164 67V66H163ZM178 67V70L176 69ZM205 67V68H204ZM251 67H249V66H247V70L248 69H250V71H248V72H250L251 73ZM20 68V69H19ZM61 68V67H60ZM85 68V69H86ZM89 68V69H90ZM157 68V67H156ZM173 68H175L176 70H174V71H172L173 70ZM191 68V67H190ZM229 70V73L227 72V69ZM254 68H259L260 69V67H254ZM46 69V70H45ZM62 69V68H61ZM66 69V68H65ZM93 69V68H92ZM111 69V70H110ZM141 69H145L144 67H141ZM148 69V70H149ZM152 69V70H151ZM179 69L183 72V74H182V72L180 71L179 72ZM205 69V70H204ZM236 69V68H235ZM42 70H45L46 72L45 73H47V74H44V76H43V78L41 77V75H42ZM60 70V69H59ZM87 70V69H86ZM119 70V71H118ZM158 69H156V71H157ZM218 70V71H217ZM254 70H257V69H254ZM262 70V69H261ZM264 70V69H263ZM51 71V72H52ZM64 71V70H63ZM85 70H83V72H84ZM105 71V70H104ZM103 71V72H104ZM114 71V72H113ZM145 71V70H144ZM151 71H153V73H150ZM155 71V72H156ZM168 71H170V74L172 75V77L175 75L174 74V72H179V73H177L176 75H177V77H176V80L175 79H173V80H171L170 78H172V77H170L169 78V76H171L170 74H169V72ZM197 71H199L198 72V74H196V72ZM210 71H212L211 73H210ZM214 71V72H215ZM241 71H242V69H241ZM258 71V70H257ZM50 72V73H51ZM54 72V73H55ZM61 72H62V70H61ZM93 72V73H92ZM118 72V73H117ZM141 72H143V71H141ZM227 72V73H226ZM234 72H236V77H235V74H234ZM252 72H254V71H252ZM264 72V71H263ZM109 73V74H108ZM223 73V72H222ZM254 73H256V71L254 72ZM254 73H252V75H254ZM262 73V72H261ZM37 74L39 75V77L37 76ZM64 74V75H63ZM65 74H67L66 76H65ZM80 74V75H79ZM122 74H119V75H122ZM130 76H129V75ZM159 74V75H158ZM178 74H181V77H183V79L184 80H182V78L180 77V75H178ZM237 74H238V78H237ZM241 74H243V71L241 72ZM47 75L49 76V77H47ZM50 75H53V73H51ZM107 75V76H106ZM135 75V76H134ZM161 76V77H157V78H154L153 79V77L154 76ZM169 75V76H168ZM175 75V76H176ZM192 75V76H193ZM264 75V74H263ZM60 76H63V78H67V79H70V81L72 80V82L74 83V85H76V87H78L76 90H80V89H82L83 87L82 86H84V88H85V86H87L86 88L88 89V84H86L85 82H87L88 83V80L89 79H93L94 80V77H95V79L96 78H98L99 77V80H98V82H97V80H96V83L99 85V88H98V85H97V88L95 89V90H98V91H101V89H100V87L101 88H104L105 90L106 89H108L109 88V90H112L111 91V93L112 92H116V93H113L114 94V97H112L114 100L113 101H111V96L113 95H109L110 97H108L107 95L108 94H110L107 90V93L105 92L102 96H104L105 94H106V96H107V98H106V102H108L109 101V103L108 104H110V106L107 104V103H104L105 102V98L103 99L104 100V102H103V100L102 101H98L97 103L95 102V100H93V101H90L91 100V96H92V93H96L95 95H97L98 93H97V91L96 92H93V91H95L94 90V88H93V91L91 92V90H90V88H89V90H90V92H91V94H90V92H88L89 94H90V97H88V95H87V97L89 98V100H87L86 101V99H87V97H85L86 96V92H85V95L84 94H82L81 92V95H79V92L77 93L76 91V93H68L69 91H72V88L71 87H73L74 85H72L71 86V84H72V82H66V81H68L66 78V80H65V82H62V83H60V84H62L61 86L63 87V89H64V91L61 89L62 87H58L57 86V88H59L58 89V91H55V92H52V90L51 91H48L47 90V88H46V86L47 85H49V83H47V81L49 80L48 78H50V80H49V82H51V78H52V82H53V79L54 78H56L55 80H56V83H55V81L53 82V83H55V89H56V84L58 85L59 83H57V82H61V78H60ZM65 76V77H64ZM78 76H79V78H78ZM84 77V76H87V77H91V78H87V80L85 81V82H83L84 81V79H82L81 80V77ZM153 76V77H152ZM175 76H174V78H175ZM93 77V78H92ZM130 77V78H129ZM152 78V80L150 79V80H144V78ZM191 78L193 81L192 82H195V84H197V86H195V88L193 87L195 84L193 83V85H188L187 84V82L185 81V79L186 78ZM199 78V81L197 80L198 78ZM46 78L48 79V80H46ZM62 78V79H63ZM78 78V79H77ZM103 78V79H102ZM177 78H178V80L179 81H182V82H179L178 80H177ZM189 78H188V80H189ZM195 78H197L196 80L197 81H194L195 80ZM205 78V77H204ZM220 79V80H216V79ZM225 78V79H224ZM229 79V80H231V81H234V82H231V83H233V84H240V83H242L243 85H244V87L245 88H247L246 90L244 89V88H242L241 87V85L242 84H240V87L242 88V89H240L239 87H236V86H239V85H234V86H232V88H229L230 86H231V84H229V82H228V84L226 85V83H227V81H224V80H226V79ZM262 78H264V77H262ZM261 78V79H262ZM43 79H45V80H43ZM86 79V78H85ZM109 79V78H108ZM190 79V80H191ZM251 79V78H250ZM64 80V79H63ZM62 80V81H63ZM116 80V81H115ZM201 80V81H200ZM221 80H223V82L225 83H221L222 81ZM78 81H81V82H78ZM109 81V80H108ZM112 81H113V83L115 84V86L113 85V83H112ZM145 81V82H144ZM146 81H148V82H151V83H148V82H146ZM159 81V80H158ZM202 81H205V82H202ZM221 81V82H220ZM242 81V82H241ZM243 81H244V83H243ZM52 82L50 83V87L52 86L51 84H52ZM89 84H90V86H92L94 83V81H90L89 80ZM104 82V81H103ZM119 82V81H118ZM122 82H124V81H122ZM156 82V81H155ZM155 82H153V83H155ZM161 83L163 82L162 80L160 81ZM174 82H176V83H174ZM189 82V81H188ZM202 82V83H201ZM247 82V83H248ZM264 82V81H263ZM46 83H47V85H46ZM83 83H85L84 85H82ZM91 83H93V84H91ZM95 83V84H96ZM127 83H128V80H127ZM137 83V85H135ZM147 83V84H146ZM181 83V84H180ZM182 83H184V85H182ZM186 83V84H185ZM190 83V82H189ZM200 83H201V85H200ZM207 83H205V84H207ZM219 83H221L222 85H220ZM250 83V82H249ZM248 83V84H249ZM261 83V82H260ZM59 84V85H60ZM101 84V85H100ZM163 84H165L164 82H163ZM177 84H180V86H181V88H182V86L183 87H185V88H188L189 86H190V88L192 89V88H194L195 90L194 91H192V90H187V89H185V88H182V89H180L179 88V86L177 85ZM205 84H203L202 86H204ZM223 84L224 85H226V86H228V88L229 89H233L234 88V90L233 91H235V92H237V93H234L233 92V94H232V91H231V93H230V91H229V89L228 88H226L228 91H229V93H228V95L226 94L227 93V90L225 89V90H220L222 87H223ZM232 84V85H233ZM262 84V83H261ZM80 87H82V88H80ZM119 85V86H120ZM186 85H188L187 87H186ZM208 85V84H207ZM249 85H251V84H249ZM262 85H264V84H262ZM71 86V87H70ZM147 86H149V87H147ZM162 86V85H161ZM173 86H172V88H173ZM221 88H220V87ZM49 87V88H50ZM75 87V86H74ZM74 87H73V89H74ZM140 87V88H141ZM171 87V86H170ZM216 87V88H215ZM225 87V86H224ZM52 88H54V87H52ZM65 88H68V89H71V90H69L68 92H66L65 90H67V89H65ZM83 88V89H84ZM189 88V89H190ZM202 88H204V87H202ZM201 88V91H200V94H201V92H203V94H201V95H198V96H200V99H202V102L204 101V102H206V99L208 100V95L209 94H205L204 92L205 91H202L203 89ZM205 88H206V86H205ZM204 88V89H205ZM238 88L240 89V90H238ZM264 88V87H263ZM51 89V88H50ZM49 89V90H50ZM74 89V90H75ZM82 89V90H83ZM174 89V88H173ZM179 89V90H178ZM236 89L238 90V91H236ZM59 90H62L61 91V93L62 92H64V94H62V95H60L61 93H60V91ZM73 90V91H74ZM81 90V91H82ZM200 90V89H199ZM198 90V91H199ZM206 91H207V88L205 89ZM248 90H250V88L248 89ZM247 90V91H248ZM263 90V89H262ZM261 89L260 90H258L257 91V93L258 94H256V95H260L259 96V99L260 98H262V103L264 102V99H263V97L264 96H262V91ZM103 91V90H102ZM101 91V93H103ZM121 91V92H120ZM132 91V92H131ZM150 91H153L152 93H150ZM169 91H173V90H169ZM174 91V92H175ZM192 91V92H191ZM210 91H212V89L210 88L209 89V92ZM224 91H226V92H224ZM66 92V93H65ZM83 92V93H84ZM120 93V94H118V93ZM133 92H134V95H137V100H136V96H133ZM173 92V93H174ZM176 92H175V94H176ZM208 92V91H207ZM248 92H250V91H248ZM261 92V94H259ZM150 93V94H149ZM197 93H199V92H196V94H195V96L197 95ZM246 93V92H245ZM264 93V92H263ZM68 94V95H67ZM69 94H73V95H70L69 96ZM75 94V95H74ZM79 95V96H76V95ZM99 94H100V92H99ZM98 94V95H99ZM115 94H118V96H121L122 95V98L124 97V100L126 101V100H128V98L129 99H131V100H129V101H131L130 103H128V104H131V106H128L129 108L131 107V108H135L136 107V109H138L139 110V107L141 106L142 107V109H141V107H140V109L142 110V111H144V112H142L141 110H140V112H141V114L139 115L140 117H142V115L144 114V116H143V118L145 119V120H147V121H145V120H143L142 118H140L138 115H137V112L139 113V111H137L136 109H132L131 110V108H130V111H132L131 113H136L135 115H134V121H135V119L136 118H140V121H138V122H140L141 124H143L142 122H146V124L144 123L143 125L145 126V125H147V127L146 128H149L151 131V135H150V132H148V131H146V130H142L141 132L143 133L144 131V133L142 134V133H139L140 131H139V128L137 127V126H139V125H136L135 123H136V121L138 120V119H136V121L134 122V121H131L132 119L131 118H129V119H131V120H129L128 119V117L127 116H125L126 117V119L125 118H123V119H125V120H127L129 123H130V121H131V125L129 124L128 126H127V124L126 123H124L123 121V119L121 118V114H123L122 116H124V114L126 115V113L125 112H128L127 110L125 111V109L123 110V108H125L126 107V104L124 105L125 107H123L122 109H121V106H123V104H121L122 103V101L120 102V103H118L116 100H118V98L119 97H117V99L115 98L116 96H115ZM124 94H125V96H124ZM165 94V95H164ZM176 94V95H177ZM177 95V96H180V95ZM229 94H230V96H229ZM236 94V95H235ZM94 95V94H93ZM95 95H94V98H95ZM97 95V96H98ZM144 95V96H143ZM170 95V96H169ZM174 95V94H173ZM238 95V96H239ZM244 95V94H243ZM250 95V94H249ZM252 95H254V94H251V96ZM73 96V97H72ZM96 96V98H98ZM99 96H101V94L99 95ZM146 96V100L145 101H143V102H141V105H140V99H142V97H143V99H145L144 97ZM195 96L194 95H192V98L194 97L195 98ZM244 96H246V94L244 95ZM243 96V97H244ZM93 97V96H92ZM127 97V98H126ZM132 97H134V99H135V101L134 102H132ZM156 97V96H155ZM197 97V96H196ZM250 97V96H249ZM94 98H92V99H94ZM95 98V99H96ZM100 98V97H99ZM110 100H109V99ZM126 98V99H125ZM164 98V99H165ZM219 98H216V100H218ZM236 98H238L237 100H236ZM252 97H250V101H254V100H252L251 99ZM255 98V97H254ZM256 98H258V96L256 97ZM154 99V98H153ZM189 99L191 100V98L189 97ZM188 99V100H189ZM249 98L247 97V101H248V104L250 103V104H252V103H254V102H249V100H248ZM259 99L257 100L256 99V101H255V103L256 104H258L259 106H260V108L262 109L264 106V103L262 104H260L259 102H261V101H259ZM96 100H98V99H96ZM121 100V99H120ZM152 100V99H151ZM150 99L148 100L149 102L151 101ZM156 100H158L159 101V99L158 98H156ZM156 100H154V101H156ZM161 100V99H160ZM188 100H186V101H188ZM194 100V99H193ZM192 100V101H193ZM90 101V102H89ZM114 101H115V103H114ZM183 101V102H184ZM244 101V100H243ZM258 101V102H257ZM91 102H93V104L91 103ZM100 102H103L104 104H107V106L106 107H104V104L103 103H100ZM110 102H112L113 103V105L115 106V107H120V108H115L114 106H113V108L114 109H116V110H119V112H120V114L119 113H117V115L118 116H120V119L121 120H123L122 122H123V125L124 124H126V127L128 128V127H130V129H132V130H134L133 128H131V127H133L132 125H136V128H135V131H139V132H137V133H135L136 134V136L137 137H139V134H141V136L140 137H145V138H139L142 142H143V140H146V141H144V142H146V144L143 142V144H141L142 145V147H145L146 145L148 146L149 145V143L147 142V139L149 138V142L151 141L152 142V144H155V146L157 145V146H159L160 144V146H163L160 150H158L159 152H160V155L161 154H163V150L162 149H164V146L166 147L169 143V146L168 147H170V145H171V143H174V142H177V141H179L180 143H178L177 142V144L175 143L174 144V146L176 147H178V145H179V148L176 150V148H173L172 146L173 145H171V152L174 154V153H176V151L178 152V154H177V156L175 157L174 156V158H173V160L175 159V162L173 161V160H171L172 162H174V163H176V162H178L176 165L175 164H173L172 165V170H173V167H175L176 169H174V170H178L179 168L181 169L182 168V166H180V164L183 162V164L185 163L186 164V167H187V173H183L182 174V177L181 176H176L177 175V173H178V171H176L177 173H176V175H174L175 174V171H174V173H173V175H172V172L170 173V171L168 172L167 170L168 169H171V167H170V165H169V167H167L168 169L167 170H165L164 169V167H162L163 168V174H164V176L162 175H159L160 173L159 172H161V169L159 170V169H157L156 167H157V165H156V167H155V163L157 162L158 164H159V162L161 163L162 162V160L161 159H163L164 160V157L163 158H160V156H159V158H157V159H155V157H157V156H154V155H158L159 153H157V152H153V150L155 151V146H154V148L152 149L151 147H149V148H151L152 150H149V149H147L146 147V149L148 150V156L146 155L147 153L146 152H142V153H144L143 155L141 154L140 155V153H139V155H140V157H141V159L143 160V158H145V157H142V156H147V158L149 157V159L152 161H154V160H158V159H160V160H158V161H155L154 162V167L157 169V170H153V169H155V168H153V165L152 164H150L151 165V167H152V169L150 168V167H148V163H149V159L148 160H146L147 162V169L149 168V169H151V170H153V171H147V169L145 168V169H143V171L144 170H146V172H144L143 173V171L141 170L140 171V169H142L143 168V162L142 163H140L141 162V160L139 159V156H138V152L137 151H139V150H141L142 151V147H139L140 146V144H139V146L137 145L138 143H136L135 142V138H137V137H135V134L132 132V130H130L129 128L128 129H125L126 127H122L123 125H120L119 123H122L120 120H119V118H118V120H119V122H117L116 124L119 126L120 125V127L123 129V130H121V128L119 129V127L117 126V125H110V127H112V129H115V127L114 126H116V128L118 127V130L117 131H119V130H121V132L124 134V132H127V130H130V132H131V134H129V132H128V136L127 137H125V134L122 136L123 138H125L126 140L127 139H130V138H128L129 137V135L131 136V138L133 137H135L134 138V140L132 139V141H134L135 143H136V145L138 146V148H136L137 146H135V145H133V146H130V144H133L134 142H132V143H130V142H128V144L126 143L127 141L125 140H123V142H124V144L123 145H121V147L122 146H125L126 144L127 145H129L130 147H133L134 148V146H135V149L137 150H135V149H132V148H128V146L126 145L125 147L126 148H123V150H126L127 148H128V150L130 149H132V150H134V152H136V153H134L132 150H131V152H133V155H135L140 161H135V158H133L134 160H126V161H124V160H120V159H118V157L116 158L115 157V155L117 154V153H115V152H117V150H118V153L121 151V147L118 149V147L117 146H115L114 145V143H113V141H114V137H109L111 134H113V133H119V132H115V130H112L113 132L112 133H110V135H106V133H103V132H105V130L107 129L108 130V132H110L109 131V129H111L110 127H107V126H109V124H107V126H105L104 128H106L105 130L104 129H102V131H100L99 133H100V135H102V136H99L98 135V131H99V126L101 127V128H103V126H101V125H103L104 123H106V122H109L108 120H110L111 118V116H112V118H114L113 116H116V112H114L115 110L113 109L111 112L110 111H108V106L109 107H111V105H112V103H110ZM118 103V105H117V103ZM124 102V101H123ZM147 102V101H146ZM149 102H148V104H149ZM152 102H153V100H152ZM173 102L174 103H176V104H174V106H173ZM180 102V103H179ZM203 102V103H204ZM209 102V103H210ZM145 103V104H144ZM151 103V102H150ZM193 103V102H192ZM202 103V104H203ZM245 103V102H244ZM127 104V105H128ZM153 104V103H152ZM156 104V107H158V103H155ZM158 104V105H157ZM171 105V106H168V105ZM206 104H208V102H206ZM212 104V103H211ZM227 104H228V107H227ZM255 104V105H256ZM117 105V106H116ZM120 105V106H119ZM132 105H133V107H132ZM147 107L146 109H145V106ZM242 107H241V106ZM135 106V107H134ZM175 107V108H173V107ZM193 106H194V104H193ZM201 106L203 107V108H201ZM226 106V107H225ZM259 106H256V107H259ZM144 107V108H143ZM168 107H172V108H168ZM217 107V106H216ZM218 107V109H220V111H218V113L219 112H221V114L223 113H227V112H225L224 110H223V108L221 107V108H219ZM251 107L252 106H250V109H251ZM213 108H215V107H213ZM227 108V109H226ZM255 108V107H254ZM144 109V110H143ZM166 109V108H165ZM165 109H163L164 110V112L165 111H167V109L165 110ZM181 109V108H180ZM181 109V110H182ZM204 109V110H203ZM207 109V108H206ZM224 111V112H222V110ZM232 109L229 111L230 112V114H232L233 113V115H235L236 116V114H234V111L232 112ZM237 109H235V110H237ZM256 109V108H255ZM258 109V108H257ZM105 110H107V112L108 113H106V111ZM121 110H123L124 111V113H123V111H121ZM146 110L147 111H149L150 110V113L148 114V115H150V114H154L155 113V115L154 116H145L146 115ZM180 110V111H181ZM190 110H193L192 112H189ZM212 110V111H211ZM258 110H260V109H258ZM263 111H258V112H262V114L264 113V108L262 109ZM134 111H136V112H134ZM196 111H195V113H196ZM215 111V110H214ZM216 111H217V109H216ZM248 111V112H247ZM179 112V113H178ZM183 112V111H182ZM232 112V113H231ZM236 112V111H235ZM236 112V113H237ZM251 112V111H250ZM255 112V111H254ZM254 112H251V113H254ZM52 113H54V116H56V117H54L53 115H52ZM56 113V114H55ZM112 115H111V114ZM115 115H114V114ZM166 113V112H165ZM176 113V114H175ZM213 113V112H212ZM250 113V114H251ZM94 114H95V116H94ZM222 114V115H223ZM249 114V115H250ZM258 115H260V120H261V122L262 123H264L262 120H264V119H261L262 117H261V113L259 114V113H257ZM93 115V116H92ZM128 116H129V114H127ZM138 117H137V116ZM196 116H197V114H195ZM214 115V114H213ZM220 115V114H219ZM225 115V114H224ZM232 115V117L231 118H233L234 116ZM247 115H242V116H247ZM248 115V116H249ZM252 116H254V114H251ZM256 115V114H255ZM258 115H256V116H258ZM117 116V117H118ZM190 116H191V114H190ZM195 116V117H196ZM227 116V115H226ZM228 116H231V115H229V113H228ZM241 116V117H242ZM247 116V117H248ZM251 116V120H250V116L248 117L249 118V122H248V125H251L252 124V122H254L256 119H258V117H252ZM262 116H264V114L262 115ZM92 117H95L96 119H94V120H91L92 119ZM116 117V118H117ZM130 117V116H129ZM136 117V118H135ZM145 117H147V118H145ZM150 117V118H149ZM218 117H220V116H218ZM237 118H238V115L236 116ZM241 117H239V118H241ZM115 118V119H116ZM221 118H223L222 116H221ZM225 118V117H224ZM224 118H223V121H220V123L221 122H223V123H225L224 122ZM228 118H230V117H227V119ZM114 119V120H115ZM171 119V120H170ZM181 119V121H183ZM234 119H236V118H234ZM245 119V118H244ZM243 118H242V120H244ZM252 119H254V120H252ZM91 120V121H90ZM114 120H110L111 122L112 121H114ZM176 120H178V122L176 121ZM218 120H221V119H219L218 118ZM217 120V121H218ZM225 120H226V118H225ZM231 120H233V119H231ZM240 120V119H239ZM241 120V121H242ZM246 120H248L247 118H246ZM259 120V119H258ZM258 120H256L255 121V123L256 124H259L258 122L260 121H258ZM115 121H117V120H115ZM126 121V122H127ZM142 121V122H141ZM175 121H176V123H175ZM196 121V120H195ZM194 121V122H195ZM236 121V120H235ZM238 121V120H237ZM100 122V123H99ZM132 122H133V124H132ZM138 122H137V124H138ZM170 122V123H169ZM184 122V121H183ZM193 122V124H196V125H198L197 123H194ZM219 122V121H218ZM247 122H245L244 124H246ZM250 122H251V124H250ZM59 123H60V125L62 124V126L60 127L59 126ZM182 122H180V123H178V124H180L183 128H181L180 127V125H179V127L177 128V129H179V130H181V129H184V128H186V127H184V126H186V125H183V124H185V123H183V124H181ZM227 123V122H226ZM225 123V124H226ZM229 123V122H228ZM227 123V124H228ZM243 123V122H242ZM261 123V124H262ZM112 124V123H111ZM140 124V125H141ZM149 124V125H148ZM229 124H234V123H229ZM227 125L226 126V129H227V127L228 126H231V125ZM237 124V123H236ZM105 125V124H104ZM134 125V126H135ZM164 125V126H163ZM209 125V126H208ZM235 125V124H234ZM240 125H241V123H240ZM247 125V124H246ZM247 125V126H248ZM142 126V125H141ZM153 126V127H152ZM177 126V127H176ZM201 126L199 127V128H201ZM258 126H262V125H258ZM257 125L255 126L254 124H252L250 127H257V128H262V127H258ZM114 127V128H113ZM165 127V128H164ZM196 127V126H195ZM195 127H194V129H195ZM214 128V129H212V128ZM235 127H241V126H239V123H238V125L236 126L235 125ZM99 128V129H98ZM138 128V129H137ZM141 128V127H140ZM242 128V127H241ZM255 128H252V130H255L256 132H258L260 129H255ZM264 128V127H263ZM97 129H98V131H97ZM124 129L126 130V131H124ZM137 129V130H136ZM142 129V128H141ZM140 129V130H141ZM202 129V128H201ZM204 129V128H203ZM225 128L223 129V132L226 130ZM236 129V128H235ZM249 129H251V128H249V126H248V130ZM56 130V131H55ZM59 130H60V132L62 133L63 131V135H61V133L59 132ZM97 132H96V131ZM164 130V131H163ZM190 130V131H191ZM252 130L250 131L249 130V134L247 135L248 137H251V138H254V137H256V136H254V135H250V132L252 133V134H257L256 132L254 133V132H252ZM124 131V132H123ZM166 131V132H165ZM176 131V130H175ZM174 131V134L175 135H177L176 134V132ZM182 131V130H181ZM180 131V132H181ZM191 131V132H192ZM216 131V132H215ZM229 131H231V127H230V129H229ZM232 131H234V127H233V130ZM231 131V132H232ZM236 131V130H235ZM235 131L233 132V134H235ZM239 131V130H238ZM238 131L236 132V135H237V133H238ZM261 131V130H260ZM259 131V132H260ZM262 131H263V129H262ZM97 133V134H95V136H99V137H106V136H108L110 139H113V141L111 142V141H109L110 143H113V145L115 146H113L112 144V148H113V150L115 149V148H117L115 151H113V150H111V151H109L110 149H108L107 147H108V145H106L107 143H106V141L105 140H108L107 138L105 139L104 137L102 138V139H104V141L105 142H103V143H106V144H104V146H103V143H101L102 144V146L103 147H105V145H106V147H105V149L102 151V147H101V150H100V146H101V144L99 145V142L98 143H96V144H98L97 146L98 147H96V146H94L95 145V143H94V141L95 142H97L100 138H94L93 137V135H94V133ZM107 132V131H106ZM147 132V133H146ZM180 132H178V130H177V133H179L178 135H181L182 133H180ZM190 132V133H191ZM214 132V133H213ZM227 130H226V132H224V133H226L227 134ZM239 132H241V130L239 131ZM264 132V131H263ZM56 133H60V135L61 136H58V134H56ZM93 133V134H92ZM121 133V134H122ZM187 133H189L188 131H187ZM243 133V132H242ZM91 134H92V136H91ZM103 134H105V135H103ZM132 134H134V136H132ZM145 134H147V135H145ZM226 134L225 135H223V134H221V132H220V135L219 134H217L219 137L221 136V138H223V136H226ZM230 134V133H229ZM232 134V133H231ZM232 134V138H236L237 140H233V142H235V141H237V143H236V145L239 143H243L244 142V140H243V142L242 141H240V142H238V138H237V136L236 137H233L234 135ZM243 134H245V133H243ZM260 134H263V133H260ZM69 135H71V139H72V137H73V139H74V143H77L76 145H78V141H80V143H79V145H78V147L80 148L81 146L83 147L84 146V144H87V139H90V141L88 142L89 143V145H88V147L90 146V142H92V140H93V142L92 143H94L92 146L94 147V148H92V150H94V149H96V148H98L99 149V151H102L101 153H102V157L100 156V153H99V151H98V153H95V156H97L98 157V155L102 158H100V159H98V158H95L96 160H92V162H88L89 164V166L87 165V167H85V168H87V169H85L84 168V165H83V168L82 167H80V165H82L83 163L82 162H84V161H80V165L79 164H76L77 162L79 163V161H77V153H75L76 154V156L73 154V152H72V154H70V155H68L67 154V148H66V144L68 145V142L70 141V139H69V137H67V136H69ZM120 135V134H119ZM217 135H215L214 136V138H219ZM223 135V136H222ZM246 135V134H245ZM250 135V136H249ZM65 136V137H64ZM113 136H115V139L118 137V134H117V137H116V135H113ZM203 136H208L209 138H210V140H209V138L208 137H206V140H204L205 139V137H203ZM239 136H240V133H239ZM238 136V137H239ZM260 136L261 135H258L256 138H255V140L254 139H252V142H254V141H256V140H258V137H259V139H260ZM90 137H92V140H91V138ZM121 137V135L118 137V139ZM150 137H152V140L150 139ZM202 137V138H201ZM212 137V136H211ZM228 137V136H227ZM231 137V136H230ZM244 137H246V136H244L243 135V138ZM246 138V140H245V144H246V141L247 140H251V138L249 139V138ZM263 137H264V134H263ZM262 137V138H263ZM68 138V139H67ZM177 138H180V139H177ZM184 138V137H183ZM213 138V139H214ZM225 138V137H224ZM231 138V139H232ZM240 138H241V136H240ZM239 138V139H240ZM77 139H78V141H77ZM97 141H96V140ZM117 139V140H118ZM121 139V138H120ZM138 139V138H137ZM231 139H229V140H227V139H225V141L227 140V144H229L230 142L232 143V140ZM242 139V138H241ZM68 140V141H67ZM116 140V141H117ZM170 141L169 143L167 142V141ZM208 140V141H207ZM218 140H220V141H222L220 138L218 139ZM264 140V139H263ZM64 141L66 142V144L64 143ZM73 141V140H72ZM101 141V140H100ZM103 141V140H102ZM121 141V140H120ZM119 141V142H120ZM129 141H131V140H129ZM138 141V140H137ZM157 143H155V142ZM207 141V142H206ZM224 141V140H223ZM259 141H261V140H259ZM108 142V141H107ZM119 142H117V143H119ZM139 142V141H138ZM150 142V143H151ZM154 142V143H153ZM209 142V143H208ZM247 142H250L251 143V141H247ZM71 142H69V144H70ZM121 143V142H120ZM120 143L118 144V145H120ZM168 143V144H167ZM255 143H257V141L256 142H254V143H251V144H249V146L250 147H247V149H249L250 150V148H251V146H254V144ZM65 144V145H64ZM109 144V143H108ZM115 144H116V142H115ZM122 144V143H121ZM165 144V145H164ZM202 144L205 146H202ZM212 144H216V142L214 141V143H212ZM260 143L258 142V146L260 147V145L262 146V143L259 145ZM73 146H74V144H72ZM70 146V147H72L73 148V146ZM76 145L74 146V148L73 149H75L76 148ZM220 145V144H219ZM219 145H215V146H219ZM224 145H226V144H224ZM224 145H222L223 146V148H224ZM235 145V144H231V146H230V144H229V147H233V146ZM234 146V147H238V146ZM241 145V144H240ZM159 146V147H160ZM198 146H199V148H201V149H199L198 148ZM212 146V145H211ZM228 146V145H227ZM247 146V145H246ZM246 146H243V144H242V147L243 148H241V151H243L242 149H244V150H246ZM258 146L256 147V146H254L255 147V150L256 149H258ZM70 147H69V149H70ZM81 147V148H82ZM87 147V148H88ZM110 147V146H109ZM153 147V146H152ZM168 147H166V148H168ZM185 147V148H184ZM195 147V148H194ZM219 147H221V146H219ZM233 147V148H234ZM245 147V148H244ZM254 147H252V148H254ZM264 147V146H263ZM263 147H260V148H262V150L264 149ZM72 148H71V150H72ZM79 148H77V152H82V151H80V150H83V151H85V149L84 148H86V147H83L82 149H80L79 151H78V149ZM91 147H89V152H90V149ZM107 148V149H106ZM139 148H141V149H139ZM145 148L143 149V151H146L145 150ZM174 150H173V149ZM205 148V149H204ZM210 148H214V149H212V150H215V148L216 147H210ZM226 148V147H225ZM224 148V149H225ZM228 148V147H227ZM236 148H234L235 150H236ZM240 148V147H239ZM251 148V149H252ZM139 149V150H138ZM170 149V148H169ZM185 149V150H184ZM218 149V147L216 148V150ZM222 149V148H221ZM165 150V149H164ZM182 150H184V152L182 151ZM208 150L206 151L207 152V154H209L208 153ZM212 150H209V152L210 151H212ZM215 150V151H216ZM218 150H220V149H218ZM228 150V149H227ZM226 150V153L224 152V150H220V153H222L221 151H223L224 152V154L222 153V154H220L218 151V153H217V155H221L222 156V159H223V156H226V154L228 155L229 154V150L227 151ZM255 150H252V151H255ZM114 152V155L112 156V154H113V152ZM127 151V150H126ZM161 151H163L162 153H161ZM168 150H166L164 153L166 154V152H167ZM170 151H168L167 153V155H172V156H167V155H165L167 158H171V157H173V154H170L171 152ZM237 151H239V150H237ZM247 151V150H246ZM246 151H245V153H246ZM251 150L249 151L250 153L252 152ZM110 152H112V154H111V157H114V158H112V159H114V160H116V161H112V160H108V156H110ZM125 152V151H124ZM129 152V151H128ZM131 152H129V154L131 153ZM140 152V151H139ZM153 154H152V153ZM170 152V153H169ZM206 152H204V153H206ZM259 153V151H257L256 150V153L255 152H252V153H255V155L256 154H258ZM92 153V154H91ZM91 153H89L90 154V156L92 155L93 156V153L94 152H91ZM121 153V152H120ZM119 153V154H120ZM154 153H156V154H154ZM204 153H201V154H204ZM213 153V152H212ZM212 153L210 152V155H212ZM244 153V151L242 152V154ZM82 154V157L84 156V153H80L79 155H81ZM88 154V153H87ZM97 154V155H96ZM119 154H117V156L119 155ZM123 154V153H122ZM137 154V155H136ZM152 154V155H151ZM200 154V157L201 156H203V155H201ZM206 154V155H207ZM213 154H215L216 155V152L215 153H213ZM262 154V155H261ZM67 155L68 156H70L71 157V155H73V157H76V159L75 158H73L75 161H77V162H75L74 163V161H73V159L71 158V161H70V157H67ZM124 155V154H123ZM123 155H120L121 157L123 156ZM133 155H131V156H129V157H132ZM199 156V154H196V156ZM244 155V154H243ZM246 155H248V152H247V154ZM263 156L264 155V153H259L258 154V156ZM92 156L90 157V159H92ZM127 156V152L125 153V155H124V158ZM127 156V157H128ZM135 156H133V157H135ZM151 156H153V157H151ZM162 156H164V155H161V157ZM249 156V155H248ZM251 156H252V154H251ZM259 156V157H260ZM79 157V156H78ZM86 157H88L87 155H86ZM120 157V158H121ZM126 157V158H127ZM153 158V159H151V158ZM178 157V159H180V161L179 160H177L176 158ZM192 157V159H189V161H191L192 160V163H193V165H194V167L196 168V167H198L196 170H195V168H193L192 167V165H191V162H189L188 163V158H191ZM199 157V158H200ZM204 158H206V157H208V155L205 157V156H203ZM202 157V158H203ZM210 157V156H209ZM216 157V156H215ZM259 157H258V159H259ZM84 158V157H83ZM123 158V157H122ZM125 158V159H126ZM203 158V159H204ZM218 157H216V159H217ZM235 158V159H236ZM245 158V155L243 156V158L242 159H244ZM251 158V157H250ZM252 158H254L255 159V156H252ZM79 159L81 160L82 158L81 157H79ZM78 159V160H79ZM86 159H89V157L88 158H86ZM94 159V158H93ZM128 159V158H127ZM166 159V158H165ZM195 159V160H194ZM234 159V160H235ZM238 159H240V157H238ZM242 159H240V160H242ZM246 159L247 158H245V162H248V161H246ZM249 159V158H248ZM254 159H252V160H250L251 162H254ZM264 159V158H263ZM49 162H48V161ZM97 160H100V161H97ZM137 160V159H136ZM167 160H169V159H167ZM166 160V161H167ZM197 160V161H196ZM208 160H209V158H208ZM210 160H212L211 158H210ZM210 160H209V162H210ZM220 160V159H219ZM218 159H217V161H219ZM261 160H262V158H261ZM260 160V161H261ZM59 161V164L60 165H62L61 167H58V165L59 164H57V162ZM90 161V160H89ZM150 161V162H151ZM165 161V160H164ZM163 161V162H164ZM170 161V160H169ZM168 161V163L167 162H164V164L165 163H167V165L170 163H172L171 161L169 162ZM200 161H202V160H200ZM204 161V160H203ZM205 161H207V159H205ZM236 161V160H235ZM244 161V160H243ZM71 162H73V164L71 163ZM86 162V161H85ZM208 162V161H207ZM206 162V163H207ZM212 162V161H211ZM210 162V163H211ZM244 162V163H245ZM251 162H249V163H251ZM256 162V161H255ZM254 162V163H255ZM262 162V161H261ZM261 162H259L258 163V165L259 164H261ZM264 162V161H263ZM63 163V164H62ZM82 163V164H81ZM87 163V162H86ZM139 163L140 164H142V167H141V165H140V167H139ZM153 163V162H152ZM180 163V164H179ZM196 163V164H195ZM209 163V165H210V167H214V165H211ZM227 163V164H228ZM249 163H246L247 164V167H248V164ZM56 165V167H55V165ZM74 164L76 165V167H77V165H79V167H78V169L80 168V172H78L77 171V173H72L73 171L75 172V170H73V169H75L74 168ZM120 164H122L123 166H124V172L127 170V172L128 173H124L123 171H121L122 170V165H120ZM161 164H163V163H161ZM160 164V165H161ZM163 164V165H164ZM215 164V167H216V164H218V162H215L214 163ZM225 164V165H224ZM256 164L257 163H255V165L254 164H252V165H254V167H256ZM263 164V163H262ZM86 165V164H85ZM160 165H159V167H160ZM166 165V164H165ZM179 165V166H178ZM220 165H222V167H220ZM229 165V164H228ZM231 165V164H230ZM230 165H229V169L230 168H232V167H230ZM252 165H250L249 164V167H250V169H252L251 167H252ZM258 165H257V167H258ZM241 166V165H240ZM58 167V168H57ZM71 167L73 168V169H71ZM110 167V168H109ZM115 169H114V168ZM119 167V168H118ZM138 167V170H139V172H140V174L137 172L138 170L137 169H135V172L134 171H132V173L134 172V173H136V175H134V177L132 178V177H130V175H128V174H131L130 172H131V170H134V168H137ZM144 167H146V164H145V161H144ZM210 167H208L209 168V170H210ZM238 167V168H237ZM246 167V165L244 164V167H242L243 169H246L245 168ZM249 167L247 168V169H249ZM259 167H260V165H259ZM98 169L97 171H100V173L99 172H95V174H97V175H93L94 174V172H93V169ZM140 168V169H139ZM202 168V167H201ZM208 168H206V171L208 170ZM227 168V167H226ZM236 168V169H235ZM260 168H264V167H260ZM113 170L112 172H111V174L110 173H108L106 170ZM120 169V170H119ZM223 169V168H222ZM228 169V170H229ZM255 169V171H257L259 168H254ZM92 170V171H91ZM119 170V171H118ZM137 170V171H136ZM213 170H214V168H213ZM224 170V169H223ZM233 170H235L234 172H233ZM68 173H67V172ZM96 171V170H95ZM130 171V172H129ZM158 171V173L155 175V173ZM215 171V170H214ZM247 171V170H246ZM246 171H245V173H246ZM251 171H254V170H251ZM263 172H261V174H262V176H264V170H262ZM208 172H213V171H207V173ZM243 172H244V170H243ZM260 171H258L257 172V174L256 175H258V173H259ZM62 173V174H61ZM99 173V174H98ZM107 173V174H106ZM142 173V174H141ZM170 173V174H169ZM210 173H208L209 175H210ZM229 173V174H230ZM252 173V175H254V172H250V174ZM256 173V172H255ZM100 174H102V175H100ZM231 174V175H232ZM260 174V173H259ZM170 175H172L171 177H170ZM213 175V174H212ZM223 175H221V177H223ZM24 177L25 179L23 180L24 182L26 181L27 183H25L26 184V186H29V188H27V187H25L24 185V183H22V184H20L19 183V186L17 185V184H15L14 182H17L18 180V178L19 177ZM159 176H161V177H159ZM228 176V175H227ZM233 176V175H232ZM231 176V177H232ZM247 176H250L248 179H246L247 178ZM261 176V177H262ZM22 177V178H23ZM229 177V176H228ZM257 177H259V176H257ZM22 178H19L20 180H19V182H22L21 181V179ZM230 178V177H229ZM238 178H240L239 180H238ZM252 178H254V177H252ZM231 179V178H230ZM255 179H257V178H255ZM258 179H260V178H258ZM243 180V179H242ZM262 180V179H261ZM249 181V180H248ZM254 181H256V180H254ZM164 182V183H163ZM258 182V181H257ZM257 182L256 183H254L255 185L257 184ZM261 182H263V180L261 181ZM261 182H259V183H261ZM11 183H13L14 185H17V186H15L14 188H15V190H13L12 192H13V194L11 193V191L10 192H8V189H11V187L10 188H8L9 186H14V185H11ZM29 183V185H27ZM244 183V182H243ZM252 183V182H251ZM229 184L230 185H232V186H230L231 188H228L229 187ZM242 183H240V185H241ZM262 184V183H261ZM235 185V186H234ZM121 186V187H120ZM263 187V185H257V187H254V186H251L252 188H257V190H258V188L260 187V188H262ZM124 187V188H123ZM235 187V188H234ZM250 187V188H251ZM260 188H259V192H261L260 191ZM28 189V190H27ZM124 189V190H123ZM263 190H264V188H262ZM123 190V191H122ZM256 189H254V191H255ZM29 191H31L32 193H36V192H38V193H36V194H41V197H38V196H35V194H30L29 195ZM257 191V192H258ZM30 192V193H31ZM257 192H255V193H257ZM264 192V191H263ZM263 192H261V193H263ZM252 193H254V192H252ZM254 193V194H255ZM10 194V195H9ZM252 195V194H251ZM256 195V194H255ZM260 195H263V194H260ZM257 196V195H256ZM258 196H259V194H258ZM248 197V196H247ZM260 197H262V196H260ZM263 199V198H262ZM115 202H114V201ZM236 200H235V202H236ZM256 200H258V199H256ZM260 200V199H259ZM259 200L258 201H254V200H252V201H254L255 203H257L258 202V204H259ZM264 200V199H263ZM262 200V201H263ZM238 201H237V206H238ZM251 201V202H252ZM261 201V200H260ZM116 202H118V203H116ZM232 202V201H231ZM236 204V203H235ZM246 204V203H245ZM248 204V203H247ZM261 204H262V202H261ZM260 204V205H261ZM232 205H233V203H232ZM231 205V206H232ZM122 206V207H121ZM234 206H236V205H234ZM248 207H250L249 205H248ZM263 207V206H262ZM74 208H75V210H74ZM123 208V212H120L121 211V209ZM125 208H126V211H124L125 210ZM229 208V207H228ZM236 208V207H235ZM234 208V209H235ZM260 208V207H259ZM71 209H73L74 211H77V212H75V213H72V212H74V211H71ZM237 209V208H236ZM251 209V208H250ZM249 209V210H250ZM255 209V208H254ZM262 209V208H261ZM229 210H231V212H233L232 214H233V216H232V214H231V212H229ZM247 210V209H246ZM245 210V211H246ZM252 212H255L254 214H256L257 215V212L256 211H254V210H252ZM252 212H249V214L250 213H252ZM245 213H247V211L245 212ZM241 215V214H240ZM246 215V214H245ZM245 215L243 216V217H245ZM252 215V214H251ZM251 215H249V218H251L252 216ZM256 215H255V217H252V220H254V218H256ZM258 215H260L259 214V212H258ZM258 215H257V220H255L256 222L255 223H261V221L263 220L262 218H261V221H259L258 220ZM261 215H263L264 216V214H261ZM260 215V216H261ZM242 216H240V217H242ZM262 216V217H263ZM247 217H248V215H247ZM260 218V217H259ZM264 218V217H263ZM80 219V220H79ZM243 219V218H242ZM82 220V222L84 221H88V222H85V223H89V224H93L94 222H95V225L93 226V229L95 230H93L92 228L91 229H89V230H83L81 227H80V229H82V232L80 231V230H78L79 229V225H80V222L79 221H81ZM248 220V219H247ZM246 219H244V221L246 222L247 221ZM45 221H47L46 222V224L48 223V224H50V226H52L51 227V230H49L50 232H49V235L51 234V232H52V236H54L55 237V235L57 236V234H60V235H58L59 236V238L61 237L62 238V236H63V234L64 233H66V232H63L62 230H61V227L63 228V227H68V229H70L69 230V232L68 233H70V231H71V233H70V235H72V232L74 231V234L72 235V236H70L69 234V236L70 237H72V238H70L69 236V241L68 242H65L66 243V246L64 247V248H62L61 247V245L59 244V246L61 247V248H59L58 249V251H57V247H56V249L54 250V247H53V251L55 252V251H57V252H55V254H52V253H50V252H52V250L51 249H49L48 247H46V246H48V244H50L52 241V239L53 238H51L49 235H47L48 236V238L49 239H51L50 241V243H47V245L46 244H44V242H43V244L45 245V246H42V247H46L45 249L46 250H48V251H50V252H42V247L41 246H39V245H42V244H39L38 243V241H37V239L39 240V238H38V236L40 237V236H42L44 233H45V231H47V228H46V225H42V224H40V223H43V222H45ZM49 221H52L53 223H49ZM257 221H259V222H257ZM201 222H204V224H203V226L201 227V228H198L199 229V231L198 232H196L195 230H196V228L194 227V226H192L193 224L192 223H194V224H196V225H199V223H201ZM250 222V221H249ZM263 222V221H262ZM157 223V224H156ZM42 225V227L43 226H45V231H43V229L41 230L42 232H44L43 234H39V230H40V228H42L40 225ZM51 224H53V225H51ZM84 223H82L81 224V226L83 225ZM83 225V227L85 226H88V225ZM158 225L159 224V228L157 227V229H154L152 226H154V225ZM245 223H243V225H244ZM40 227H39V226ZM90 225V226H91ZM156 225L154 226V227H156ZM243 225H242V227H243ZM250 226H252L251 228H254L255 226H254V223H252V224H249ZM249 225L247 224V226H248V228H249ZM257 225V224H256ZM260 225V224H259ZM264 225V224H263ZM48 226V225H47ZM61 226V227H60ZM89 226V227H90ZM192 226V228H190ZM245 226H246V224H245ZM259 227V226H258ZM261 227H262V225H261ZM260 227V228H261ZM264 227V226H263ZM65 228V229H66ZM164 228H166V229H164ZM186 228H188V230L186 229ZM190 228V229H189ZM233 228H235L234 230H233ZM243 228H246L247 229V227H243ZM259 228V229H260ZM64 229V228H63ZM85 229H87V228H85ZM195 229V230H194ZM230 229V231L229 232H227L228 230ZM242 229V228H241ZM246 229H244V230H246ZM243 230V229H242ZM247 230H249V229H247ZM250 230H252V229H250ZM65 231V230H64ZM68 231V230H67ZM78 231H80L81 233H83V234H79L78 233ZM84 231V232H83ZM88 231V232H87ZM166 231H168V233L170 232V234H171V236H170V239L168 238V240H166L165 238H163V237H161L162 239L160 240H158V238H160V237H158L159 235V233H163V235H164V233L166 232ZM241 231V230H240ZM259 231V230H258ZM41 232V233H42ZM56 233L57 232V234H55V235H53V233ZM62 232H63V234H62ZM85 232H87L86 234H84ZM239 232V231H238ZM244 232V231H243ZM243 232H242V234H243ZM262 232V231H261ZM47 233V232H46ZM94 233H98V234H96L97 235V237L99 236L100 238H96V236H95V234ZM234 233V232H233ZM237 233V232H236ZM260 233V232H259ZM263 234H264V230H263V232H262ZM64 235H67V234H64ZM227 235V234H226ZM229 235H230V237H229ZM234 235H236L235 233H234ZM250 235V234H249ZM260 236H261V234H259ZM44 237H45V235H43ZM46 236V237H47ZM246 236V235H245ZM244 236V237H245ZM252 236H255L254 234H252ZM251 235L250 236H248L247 235V237L248 238H251L252 237ZM43 237V238H44ZM65 237V236H64ZM219 237H221V235L219 236ZM224 237V235L221 237V241L223 242V240L225 241V239L226 238H223ZM226 237V236H225ZM243 237V238H244ZM246 237V238H247ZM256 237V236H255ZM254 237V238H255ZM262 237L264 238V236L262 235ZM43 238H41L40 237V239H43ZM56 238V237H55ZM58 238V239H59ZM60 238V240H62V242H63V240L64 239H61ZM218 238V237H217ZM223 238V239H222ZM247 238V240H252V242L250 243V244H252V243H254V238H251V239H248ZM261 238V237H260ZM45 239V238H44ZM66 239V238H65ZM163 239H165V240H163ZM220 239V238H219ZM242 240V243H243V240L244 239H240V237L239 238H236V237H234V239H232V240ZM256 239H257V241L259 240V237H256ZM227 240V239H226ZM230 240V239H229ZM229 240H227V242L229 241ZM238 240V241H239ZM246 240V239H245ZM41 240H39V242H40ZM66 241H67V239H66ZM179 241V242H178ZM180 241H182L183 242V244L181 245L180 244ZM208 241V240H207ZM260 241V240H259ZM37 242V243H36ZM42 242V241H41ZM40 242V243H41ZM48 242H49V240H48ZM59 243H61L60 241H58ZM209 242V241H208ZM221 242V244H223L224 245V243L226 242H223L222 243ZM236 242V241H235ZM241 242V241H240ZM240 242H236V245H235V247H237L238 245H237V243L238 244H240ZM261 242V241H260ZM260 242L258 243H256V244H260ZM262 242H264V241H262ZM45 243H46V240H45ZM53 243V242H52ZM51 243V244H52ZM64 243V244H65ZM231 243H234L233 241L232 242H228L226 245H229L230 246V249H231V247L233 248V244H232V246L230 245ZM242 243L240 244V245H242ZM245 244H248L247 242H244ZM37 244H39V245H37ZM55 244V242L52 244V245H54ZM207 244H209V243H207ZM220 244V245H221ZM250 244H249V246H250ZM264 244V243H263ZM240 245L238 246V247H240ZM261 246H262V244H260ZM51 246V245H50ZM55 246V245H54ZM212 246V245H211ZM245 246H247V245H245ZM252 247H254V246H256V245H254V244H252L251 245ZM251 246H250V248H251ZM259 246V245H258ZM51 247V248H52ZM206 247V246H205ZM223 247V246H222ZM226 247L228 248V250H229V252H230V249H229V247L228 246H225V248H223V249H225V250H227L226 249ZM243 248H244V246H242ZM242 247H240V249L242 248ZM264 246H262V248H263ZM32 248V249H31ZM48 248V249H47ZM206 248H208L209 249V247H206ZM206 248L204 249L205 251H206ZM212 248V247H211ZM242 248V249H243ZM259 248H261L260 246L258 247V249ZM261 248V249H262ZM41 249V251L39 252V250ZM213 249H214V247H213ZM223 249H222V251H223ZM241 249V250H242ZM245 249H246V247H245ZM252 249H255V248H252ZM252 249H248L249 250V252H250V255H251V257H256V256H252V255H254V254H252V252H254V251H251ZM256 249H257V247H256ZM255 249V250H256ZM257 249V250H258ZM261 249H259V250H261ZM264 249V248H263ZM33 250V251H32ZM44 250V249H43ZM186 250H188V249H186ZM211 250V249H210ZM215 250V249H214ZM232 250V249H231ZM234 250V249H233ZM233 250H232V252H233ZM238 250H239V248H238ZM238 250H236L237 251V253H238ZM244 250V249H243ZM247 250V249H246ZM256 250V251H257ZM258 250V251H259ZM36 251V252H35ZM185 251V250H184ZM208 251V250H207ZM221 251V250H220ZM235 250H234V254H233V256L235 255V252H236ZM245 251V250H244ZM243 251V252H244ZM263 251V250H262ZM32 252H35V253H37V252H39V254H36V257L37 258H35V254H34V258H33V254H32ZM53 252V253H54ZM188 252H190V251H188ZM192 252V251H191ZM197 252V253H198ZM201 252V254H203L202 252L203 251H200ZM209 252H212V250L211 251H208V253ZM225 252H227V251H225ZM242 252V251H241ZM243 252H242V254H243ZM218 253V252H217ZM255 253V252H254ZM260 253H262L261 251H260ZM31 254H32V256H31ZM192 254H194V253H192ZM230 255L231 253H226L225 255L227 256V255ZM244 254H246L247 255V253H245L244 252ZM249 254V253H248ZM65 255H69L68 256V258L70 259V261L68 260V259H65ZM191 255V254H190ZM199 255V254H198ZM206 255V258H207V253L205 254ZM205 255H204V257L202 258L201 256L199 257L198 256V258H201L202 260L204 259L205 260ZM211 255V254H210ZM222 255V254H221ZM228 255V256H229ZM232 255V254H231ZM194 256V255H193ZM203 256V255H202ZM212 257L213 256H215L214 255V253H213V255H211ZM223 256V255H222ZM237 256V255H236ZM240 256V255H239ZM261 256L263 257L264 256V251H263V255L261 254ZM183 257V256H182ZM194 257H196L197 258V255L196 256H194ZM208 257H210L209 255H208ZM212 257H211V260H212ZM216 257V256H215ZM219 257H221V256H219ZM235 257V256H234ZM238 257V256H237ZM243 258V259H240V258ZM241 257L240 258H233L232 256H231V258L230 259H228V257H221V258H223L224 260L223 261H218V262H215V263H211V264H247V261L249 260L250 262H251V258L250 257H248V256H245V258H244V255H241ZM186 258H188V257H186ZM221 258H219V259H221ZM248 258V260L246 261V259ZM179 259V258H178ZM183 259V261H184V258H182ZM182 259H180V260H182ZM208 259V258H207ZM205 260V261H207V263H208V261H210V259H208V260ZM226 259H228V260H226ZM245 259V261H243ZM251 259V260H250ZM255 259H257V257L255 258ZM259 259H260V256H259ZM258 259V260H259ZM180 260H178L177 262L179 263H182V261H180ZM190 260H191V258H190ZM189 260V261H190ZM202 260H200V259H198V261L200 262H205V261H202ZM213 260H214V258H213ZM212 260V261H213ZM216 260V259H215ZM214 260V261H215ZM222 260V259H221ZM263 260H264V258H263ZM88 261V260H87ZM175 261V262H176ZM186 261V263H188V259L187 260H185ZM192 261V260H191ZM197 261V264H199V262ZM217 261V260H216ZM255 261V260H254ZM254 261H252V263H255ZM259 261H261V259L259 260ZM258 261V263L257 264H259L260 262ZM79 262V261H78ZM77 262V264H79ZM80 262H81V260H80ZM81 262V263H82ZM85 262V261H84ZM83 262V263H84ZM176 262V263H177ZM194 262L195 261H193V263L192 262H190V263H192V264H194ZM200 262V264H203V263H201ZM82 263V264H83ZM85 263H88V262H85ZM185 263V262H184ZM190 263H188V264H190ZM196 263V262H195ZM207 263H205V264H207ZM183 264V263H182ZM250 264V263H249ZM261 264V263H260Z\"/></svg>",
    "mask_w": 264,
    "mask_h": 264
},
{
    "label": "rangeland",
    "instance_id": "374dc122",
    "mask_svg": "<svg viewBox=\"0 0 264 264\" xmlns=\"http://www.w3.org/2000/svg\"><path fill=\"white\" fill-rule=\"evenodd\" d=\"M4 1L7 2V0H4ZM4 1H3V0H0V2H3V3H0V5L2 4V5L0 6L1 10H2L3 7H5L4 4H6V3H5ZM22 1H23V0H22ZM22 1H21V0H18V1H17V0H15V1L12 0V3H13L12 5H15L16 2H19V3H20V4L17 3V5H18L19 7H20V5H21V7H22L23 9H21V7H20L19 10H18L19 7H18L17 5H15V6H13V7H12L11 5L9 6V5H8V4H9V1H8V4H7V5H8V7H9V10H10V9L12 10V8H13V10L11 11L12 14H11L10 11L8 12V11L6 10V9H7V8H6L7 6H6L5 8H3L5 11H7V13H8L7 15H10V18L15 19V20H16V19H20V20H16L17 22L15 21L16 24H17V25H15L16 28H17L16 31H18V33H19V32H22V31L25 29V26H26V25H27V26H26L25 32H26V30L28 29V30H27L28 33L31 32V31L29 30L30 27H32V28H31L32 31H36V30H40V26H41L42 24H43V25L41 26V28H42V27H44V28H48L49 31H53V32L56 31V33H59V31H57V29H58V30L61 29L62 31H63V29H65V28H70V27H71V29H74V28H76V26H77L76 24L78 23V25H79V23H80V25L77 26V28H78V29L81 28V29L85 30L87 35H86V37H84V36H85V35H84L85 32H84V34H83V31L80 32L81 29L78 30L79 33H81L80 35H79V33H78L77 36L75 35L76 37H75V36L73 37V36H72L73 34L71 35V37H73L72 40H71V41H72L71 43H74V41H76V43L72 44L74 48H72L71 50H72V51L75 50V51H73V52L70 51V52H69L70 49H69V50H66V48H67V49H68V48H71V46H72L71 43H70L71 46L67 47L68 45H66V47H63V46H62V47L59 49V50H61V52H64V54H65V55H64V54H62V55H64V56H68V58H69V54H72V55L74 56V58L72 57V59H74V61H75V59H76V60H79V61H80V60H83L82 58L84 57V62H86L87 59H89V58H88L89 55L91 56V55L93 54V56H94V54H97V53H95V52L92 53V52L94 51L93 49H95V47L98 45V43H99V46H101L100 42L103 41V40H104V42H102V43H105V47H103L104 44H102L101 48H98V47H99V46H98L97 49H101V51H104V50H103V48H104V49H105L104 52H107L108 56H107V54H106V56H105V55H102V56H103V57H102V56L100 55V54H102V53H100V54H99L100 56L98 55V57H102V58H100V59H103L104 56H105L106 59H107V58H110V57H109V54L111 55V54L114 52V50H116V49L118 48L119 45H120V47H122V46H121V42H123V41H124V43H122V45L125 44V45H123V46L126 47V48H124V49H125V54H129V55H130V50H129V48H128L129 46H128V44L126 45V41H127V42H130L131 39H129V37H130V36H131V37H133V36L135 37V35L132 36V34H131V35H128V37H127V34H128L127 32H129V31H133V30H134L133 32L136 33L137 31H140L139 28H138V30H136V31H135V29L132 30V28L136 27V25H135L134 27H132V28L129 27V25H131V24L133 25V24H134V23H131V21L134 20V19H136V17H132V18H133V19H132L130 16H133V15H132V14L129 15V13H133V12L137 9V6H135V2H134V1H136L137 4H138V1H139V0H133V2H134L133 6H135V8L132 7L131 4H132L133 2H131L130 0H127L128 2H127V1L125 2V0H123V2H125V3H129V4L131 3L130 5H127L128 8H127V7L125 8L126 4L123 3V2H121L122 0H119V1L121 2V4H122V5H121V4H120V5L123 6L124 8H121V6L117 4L118 6H120V7L117 6V9L115 8L116 6H115V4H114V3H115L114 1H116V0H114V1L112 0V2H111V0H106V1L103 0V2H102V0H100L101 2H99V0H87V1H86V0H85V1H84V0H81L82 2H80V0H70V1H68V0H66V1L61 0V2H58V1L56 0L55 2H58V3H56V4L54 3V1H52L53 3H50L51 0H42V1L34 0L36 3H34L33 0H32L33 3H32L31 0H30V1H29V0H28V1H27V0H24V1H23L24 3H22ZM26 1H27V2H30L32 6L35 5L36 9H37V8H38V9L40 8V9H42L43 11H42V10H40V11L36 10L34 6H33V7H34V8H33L29 3H25ZM38 1H39V2H38ZM44 1H45V2H48V1H49L48 3H50V4H47V3H45ZM62 1H63V3H62ZM71 1H72V2H76V3L74 4V3H72ZM88 1H89V2H88ZM104 1H105V2H104ZM140 1L143 2L142 0H140ZM140 1H139V2H140ZM145 1H146V0H145ZM149 1H150V2H149ZM149 1L146 2V3H149V4H150L152 0H149ZM167 1H168V0H165V1H164L165 4H168V5H169V3L171 4V5H169L168 8H172V7H170V6H172L174 3H176V5L174 4V6H173L175 9H174V8H172V9L177 10L178 12L176 11V13H181V12L179 11V9H176V8H180V7H179L180 5H181V8H184L186 2H188L189 0H186V2H185L184 0H178L180 3L183 1L182 3H183V6H184V7H182V4L179 5L178 2H174V0H173V1H172V0H169L170 2L168 1V3H167ZM41 2H42V3H41ZM43 2H44V3H43ZM65 2L67 3V7H69V6L71 5V8H72L73 10L75 9L74 12H72V9H71V8H67V7L65 6V5H66ZM106 2H107V3H106ZM113 2H114V3H113ZM120 2H118V0H117L116 3H120ZM141 2L139 3L140 5H138L139 7L142 6V4H143V3H141ZM156 2H158V1H156ZM156 2H155V1L152 2V3H154V4L151 3L149 7H151V5H152V9H154V6H155V8L158 7V6L155 5V4H157ZM162 2H163V0H162ZM162 2L160 1L159 4H160V3L162 4ZM164 2H163V3H164ZM171 2H173V3H171ZM191 2H192V0H191ZM191 2L189 1V2H188V3H189L188 5H191V4H190ZM254 2H255V3L258 2V4H261V2H264V1H260V2L257 1V2H256V0H255ZM10 3H11V0H10ZM60 3L63 4L64 8H63V6H62ZM68 3H69V4H68ZM77 3H78V5H77ZM80 3H81V4H80ZM82 3H83L85 6H84ZM91 3H92V4H91ZM104 3H106V4H108V5H107V6L105 5V6H106V7H105V6H104ZM112 3L114 4V6H113ZM146 3H145V4H146ZM192 3H193V2H192ZM22 4H23V5H22ZM37 4H38V5H37ZM42 4H43V5H42ZM44 4H45V5H44ZM58 4H59V5H58ZM79 4H80V5H79ZM86 4H89V6H86ZM109 4H112V5H110V6H112V8L109 7ZM137 4H136V5H137ZM145 4H143L142 9H143V7L148 8V5H149V4H148V5H147V4L145 5ZM159 4H158V5H159ZM165 4L159 5V7L162 6V7H165V8H166V6H168V5H165ZM253 4H254V3H253ZM258 4H255L254 6L257 5V7H259L260 5H258ZM262 4H264V3H262ZM26 5H27V6H26ZM39 5H42V6H44L45 8H44V7H43V8H42V7H39ZM46 5H48V6H46ZM49 5H50V6H49ZM52 5H53L54 7H53ZM82 5H83L85 8H84ZM100 5H102V6H100ZM144 5H145V6H144ZM153 5H154V6H153ZM164 5H165V6H164ZM2 6H3V7H2ZM55 6H57V7H55ZM59 6H62V8L59 7ZM80 6H81V8H80ZM98 6H100V7H101L102 9H104V10H101V8H100V10H97L96 7H98ZM103 6H104V7H103ZM175 6H177V7H175ZM186 6H187V5H186ZM11 7H12V8H11ZM15 7H16V8H15ZM46 7H47V8L50 7V8L48 9L49 11L46 9ZM65 7H66V8H65ZM74 7H75V8H74ZM94 7H95V8H94ZM113 7H114V9H116V10H113ZM159 7H158L157 9H159ZM162 7H160V10H159V11H163V9H161ZM188 7H189L188 9H191V10H189L190 12L193 11V10H195V12H196V7H194L193 4L191 5V7H190V6H188ZM192 7H193V10H192ZM26 8L28 9V11H27ZM55 8H57V9H55ZM79 8H80V9H79ZM98 8H99V7H98ZM118 8H121V9H124V10L126 9L127 11H126V10H125V11H126L128 14H126L125 16H123V15L125 14V11L122 10L123 12H120ZM130 8H131V9H130ZM133 8H134L135 10H134ZM165 8H164V9H165ZM181 8H180V9H181ZM255 8H256V7H255ZM14 9H15V10H14ZM16 9L18 10V12H16V11H17ZM30 9L33 10V11L31 12ZM60 9H62L63 11L60 10ZM64 9H65L66 11H65ZM68 9H69V11H71V13L68 11ZM70 9H71V10H70ZM78 9H79V12H77ZM83 9H85V12H86V13L84 12ZM94 9H96V10H94ZM106 9H107V11H106ZM121 9H120V10H121ZM140 9H141V7H140ZM142 9H141V10H142ZM149 9H150V8H149ZM157 9H156V10L154 9V11H155L154 14H155V15H156ZM172 9H171V10H168V12H167L166 9H165L164 12H166V13L161 12V13H163V14H167V13H169V15L167 16V18H169V16H170L171 18H169L170 22H169L168 24H170L172 21H173V22H172L173 24L175 23V24H174V25H175L174 27H172V25H170L172 29H171V28H168V27H167L168 29H164V31L166 30V32H167V30L171 29V30H170L171 32L169 31V32L163 34L164 37L166 36L165 38H167V39L170 38L167 34L171 35L172 31L176 30L177 27H181V26H183V24H182V23H179V21H182L183 19L185 20V18H183L185 15H182V16H181V17H182V18H181L182 20H181V19H180V15H179V14H176L175 11L172 10ZM46 10H47V11H46ZM50 10H53V11H51V13H50ZM86 10H87V11H86ZM90 10L93 11V13H92L93 15L91 14L92 11H90ZM133 10H134V11H133ZM137 10H138V9H137ZM181 10H182V9H181ZM184 10H185V8H184ZM256 10H257V9H256ZM19 11H21V12H19ZM23 11H24V12H23ZM75 11L79 14V16H77L78 14H77ZM81 11H82L83 13H82ZM89 11H90V12H89ZM109 11H110V12L112 11V13H109ZM114 11H115V12H114ZM150 11H152V10L150 9ZM150 11H149V13H152V14H153V12H150ZM173 11H174V13H175L177 16L173 13ZM182 11H183V10H182ZM258 11H260V10H258ZM13 12H14L15 14L17 13V15H15ZM22 12H23V13H22ZM25 12H26V13H28V12L30 13V12H31V13H30L31 15H30L29 13H28L29 15H27ZM33 12H34V13L37 12V14H34ZM38 12H39V13L42 12V13H41L42 15H39ZM53 12H54V15H53V16L55 17V15H56V17H55L56 19H57V17L59 16V17H58V20H55V18L52 16ZM59 12H60V13H59ZM87 12H88V13H87ZM94 12H95L96 14H95ZM107 12L109 13L108 15H106ZM116 12H117V13L120 12V13L115 17ZM171 12L174 14L173 16H172V14H170ZM190 12L187 13V8H186V11L184 12V13H186V16H187V17H186V16H185V17L187 18V20H190V19H191L190 21H187L188 24H189V22L193 21V20H192V19L194 18L193 15H195V16L197 15V14H195V13H190ZM193 12H194V11H193ZM19 13H20V14H19ZM21 13L24 14V15H22ZM45 13H46V14H45ZM63 13H64V14H63ZM66 13H69V14H66ZM72 13H74V15H73ZM81 13H82V14H81ZM25 14H26L28 17L25 16ZM32 14H33L35 17L38 16V17H36V21H35V23H33L34 26H33V24H31L32 21L34 22V19H33V18H35ZM43 14H44V16H43ZM57 14H58V15H57ZM59 14H62V16L59 15ZM70 14H72V15H70ZM83 14H84L85 16L87 15V17H89V18H94V16H95V18L92 19V20H91V23H90V22H89V18L87 19V17H85ZM110 14H111V15H110ZM120 14H121V15H120ZM152 14H151V15H152ZM154 14H153V15H154ZM159 14H160V12H158V16H159V18L161 17V18H160L161 20H162V17H163V18L166 17V15L163 16V14H162V16H161V14H160V15H159ZM187 14H188V15H189V14L192 15V16L189 15V17H191L190 19L188 18V15H187ZM262 14L264 15V12H263ZM11 15H12V16H11ZM20 15H21V16H20ZM46 15H47V17H45ZM50 15H51V16H50ZM64 15H66V16H64ZM68 15L72 18V20L70 19V17H69ZM75 15H76V16H75ZM91 15H92L93 17H92ZM96 15H97V17H96ZM103 15H105V17H104ZM147 15H148V14H147ZM16 16H18V17L16 18ZM19 16H20V17H19ZM24 16H25V19L23 18ZM32 16H33V18H32ZM48 16H49V19H48ZM60 16H61L62 18H61ZM63 16H64V18H63ZM67 16H68L69 18H68ZM72 16H73V17H72ZM81 16H82V17H81ZM90 16H91V17H90ZM106 16H108V17L110 16L112 19H111L110 17H109L110 19H106V20L108 21V22H107L108 25H106V27L104 26L103 30H102V28H101V31H100V30H99V27L102 26V23L104 22L105 24H107V23L104 21L105 18H106ZM127 16H129L132 20L130 19V21H128V20H129V17H127ZM156 16H157V15H156ZM156 16H154V19H156V22H158L157 20H159L158 23H160L161 20L158 19V17H156ZM39 17H40V18H39ZM43 17H44V18H43ZM52 17H53L54 19H53ZM76 17L78 18V20H76ZM84 17H85V19H84ZM100 17H101V18H100ZM108 17H107V18H108ZM113 17H114V19H113ZM120 17H121V18H120ZM123 17H124V18L126 17V19L128 18V20H125V19H124L125 21L122 20ZM172 17H173V19H174V17H176V19L178 18V21H177L176 19H174V20H175V21H174V20L172 19ZM225 17H226V16H225ZM225 17H224V19H223V23H221V26H222V27H223V25L225 26V23H224V22H226V19L228 18V17H227V18L225 19ZM241 17H242V16H241ZM22 18H23V19H22ZM28 18H29V19H28ZM30 18H31V19H30ZM38 18H39L40 20L42 19V21H43L44 23H43L42 21H40ZM60 18H61V19H60ZM73 18H74V19H73ZM80 18H83V19L80 20ZM137 18H138V17H137ZM143 18H144V16H143ZM143 18H140V17H139V20L137 19L135 22H137V21L140 22L141 20L143 21V20H144ZM167 18H166V19H167ZM32 19H33V20H32ZM43 19H46V20H43ZM63 19H64V20L67 19V21H65L66 24H67V22H68L67 25H65ZM97 19H99V20H98V21H95V20H97ZM101 19H102V20H101ZM103 19H104V20H103ZM117 19H118V20H117ZM140 19H141V20H140ZM164 19H165V18H164ZM164 19H163V20H164ZM166 19H165V20H166ZM171 19H172V20H171ZM22 20H25V21H22ZM26 20H27L28 22H27ZM73 20H74V23L72 24L71 22H72ZM75 20H76L77 22H76ZM79 20H80V22H79ZM83 20H85V21H84V24L87 23L86 26L83 24ZM93 20H94V21H93ZM109 20H110V21H109ZM112 20H113V23H114V24H113L114 28H113V26H111L112 24H110V22L112 23ZM121 20L124 21V26L121 25V24H123V22H122ZM165 20H164V21H165ZM167 20H168V19H167ZM20 21L23 22L24 24L22 23V25H21V22H20ZM29 21H31V22H29ZM38 21H39V22H38ZM48 21H50V22L52 21V23L55 21V22H54L55 24H54V23L52 24V23H50V22L48 23ZM56 21H57V22L61 21V23L59 22V25H56V24H57ZM62 21H63V22H62ZM81 21H82V22H81ZM92 21L95 22L96 25H100L99 23H101V26L96 27L95 23L92 24ZM99 21H100V22H99ZM101 21H102V22H101ZM114 21H116V22H114ZM127 21H128V22H127ZM194 21H195V19H194ZM228 21H229V20L227 19V22H228ZM19 22H20V24H19ZM41 22H42V23H41ZM75 22H76V23H75ZM98 22H99V23H98ZM117 22H118V25L116 24ZM125 22H126V23H125ZM132 22H134V21H132ZM156 22H155L154 25H156ZM167 22H168V21H167ZM167 22H166V21H165L164 23L161 22L162 24H160V25H159L158 23H157V24H158V25L160 26V28L162 29V27L165 26V23H167ZM183 22H184V21H183ZM185 22H186V21H185ZM185 22H184V23H185ZM227 22H226V26H227ZM25 23H26V24H25ZM37 23H41V24H38V26H37ZM47 23H48V24H47ZM63 23H64V25H63L64 27H60ZM70 23H71V24H70ZM81 23H82V24H81ZM104 23H103V24H104ZM120 23H121V24H120ZM128 23H129V24H128ZM176 23H177V24H176ZM187 23L184 25V26H185L184 28H187V30H189L188 27H190L191 24H193V22H191V23L189 24L190 26H187ZM196 23H197V22L195 21L193 25H196ZM45 24H47V25H49V26H47V25H45ZM88 24H89V25H88ZM90 24H91V25H94V26H91ZM105 24H104V25H105ZM119 24H120V25H119ZM135 24H136V23H135ZM163 24H164V25H163ZM178 24H179V25H178ZM180 24H181V26H180ZM24 25H25V26H24ZM31 25H32V26H31ZM68 25H69V26H68ZM75 25H76V26H75ZM125 25H128L127 27H128L129 29H127V27H126ZM132 25H131V26H132ZM158 25H156V26H158ZM161 25H163V26H161ZM176 25H178V26L176 27ZM18 26H19V27H18ZM23 26H24V27H23ZM45 26H46V27H45ZM52 26H53L54 28H55V26H56V30H55ZM57 26H58V27H57ZM66 26H67V27H66ZM72 26H73V27H72ZM80 26H85V28H84V27L82 28V27H80ZM88 26H89V27H88ZM90 26H91V27H90ZM109 26L112 27L113 30H115V31H112V30L109 28ZM119 26L122 27L121 30H122V29H124V30L127 29V30H129V31H124V30H123V32H125V33H123V32L120 30V27H119ZM168 26H169V25H168ZM186 26H187V27H186ZM221 26L219 25L218 27L221 28ZM226 26H225V27H226ZM20 27H21V28H20ZM33 27H37V28H34V30H33ZM38 27H39V28H38ZM49 27H50L51 29H50ZM59 27H60V28H59ZM92 27H93V28H92ZM95 27L98 28V30H99L98 32H96L97 30H96ZM118 27H119V28H118ZM165 27H166V26H165ZM196 27H197V25H196ZM215 27L217 28V30H216L215 28H211V32H212L213 29H215L214 31L217 32V34H216L215 32H213L212 34H215V35L218 36V35H219L218 31H219L220 29H218L217 26H215ZM225 27H224V29H222V30L225 31ZM44 28H42V30H43ZM90 28H92L93 30H90V31H89ZM94 28H95V29H94ZM105 28H106V29L108 28L111 32H116V30H117V28H118V31L116 32V34L119 33V34L122 35V36H120V35H119V37L116 36V37H118V39L116 38L115 40H117V41H116V43H114V40H112V39H114V38H111V36L113 37V34H114V33H111V34H110L109 30H106ZM147 28H148V27H147ZM152 28H153V31H154V30H156V29H154V28H157V27H151V29H150V27H149L150 30H152ZM173 28H174V30H173ZM175 28H176V29H175ZM184 28L182 27V29H184ZM192 28H195V26H194V27L191 26L190 30H192ZM226 28L228 29V26H227ZM21 29H22V31H20ZM35 29H36V30H35ZM53 29H54V30H53ZM86 29H87V30H86ZM104 29H105L106 31H104ZM136 29H137V28H136ZM144 29H146V28L144 27ZM144 29H142L141 31H144ZM158 29H159V27L157 28L156 33H158V34L160 33V35H161L164 31L160 29L161 31H163V32L161 33L160 30L158 31ZM182 29L178 28V30H179L180 32L177 30L178 32H176L175 34H174V32L172 33L171 36L173 37L172 39H174V40L171 41V40L169 39V40H167V41H169V42L172 43V44L175 42L174 44H175V45L177 44V45H176V46L174 45V48L176 49L178 46H182V47H184V43H185L184 41H187V40L189 41V38H190V41H189L190 44H189V43H188V44L185 43V44L187 45V46L185 45V48H186V49L183 48V49L186 51V53H184L185 51H183V49H180V47H178L177 50L179 49L180 52H181V50H182L183 53H181V54H183V55L186 54L185 56H187L188 53H189V52L187 53V51H188V50H191L190 48L193 47V48H192V51L189 53V55L191 56L192 53H194V54L197 53L196 50H198V49H196L195 47H196V46L199 47V45H198V44H199L198 41H197V43L195 42V44H197V45H196V46H193L194 41H196L195 38H198V37H199L198 40H200L201 37H202V39L200 40V43H201V41L205 38V36H207V35L209 34V31H207V33H208V34H207V33H205L206 31L202 32V31H200V29L197 27L196 30H197V31L199 30L201 33H203L202 35H204V34H205V35H204V36H201V33H200V36L197 35L199 31L196 32V30L194 29V30H192V31H193L194 33L196 32L197 34L195 33L194 35H195V36L197 35V36H196V37L194 36V39H193V35H192L193 32L191 33L190 30H189L190 32H188V31H186L185 29H184V31H183ZM42 30H41L42 34L45 33V32L47 31V29H46L45 31H44V30L42 31ZM61 30H60V32H61ZM209 30H210V29H209ZM222 30H220L219 32H220V33H223ZM91 31L93 32V34L95 33V34H94V37L99 38L100 40H101V39H103V40H101V41L99 42L98 39L95 38V40L93 41V43L97 42V44L95 43L96 45L93 44V46H91V47L88 48V47L85 46L86 44H84V43L88 40V42H86V43H88V44L91 43V44H92V41H91V40L94 39V37H93ZM119 31H120V32H119ZM141 31H140V32H141ZM181 31H182V32H185V31H186V32L190 33V37L186 40V36L188 37L189 35L185 32V33L187 34V35L185 36V35H184L185 33H182ZM228 31H229V30H228ZM25 32H22V33L27 34V32H26V33H25ZM39 32H40V31H39ZM101 32H103L104 34L101 33ZM105 32H106L107 34H108V32H109L108 36L110 35L109 37H110V39H111L112 41L109 40V39H108V40L111 41V42H113L115 45L118 44L117 46H114V44H111L109 41L106 40L107 38H105V37H108V36H106L107 34H106ZM121 32H122V33H121ZM133 32H130V33H133ZM140 32H139V35L142 37V35H141L142 32H141V33H140ZM145 32H146V34H144ZM145 32L143 33V34H144V37H145V35H146V36H148V38H149V37L151 38V35H152V37L154 36V37L158 38L157 36H159V37L162 39V37H161L162 35L160 36V35H157L156 33H151L150 36H149L148 34H149L151 31H148L147 29H146ZM147 32H149V33H147ZM154 32H155V31H154ZM226 32H227V31H226ZM70 33H72V32H70ZM88 33H90L91 35H88ZM97 33H98V34H97ZM100 33L103 34V35L106 34L105 37H103V36H102V38L98 37V36H100ZM137 33H138V32H137ZM227 33L229 34V32H227ZM29 34H30V33H29ZM75 34H77V33H75ZM96 34H97V36H96ZM133 34H134V33H133ZM155 34H156V35H155ZM178 34H180V35H178ZM82 35H84V36L82 37ZM136 35H137L136 38L139 37L138 34H136ZM174 35H175V36H174ZM181 35H182V36H181ZM215 35H213V36H215ZM224 35H225V32H224V34L222 35V37H220V38H223ZM78 36H79V40H78ZM123 36H124V37H127L129 40H128L127 38H126V40H125V38H124ZM167 36H168V37H167ZM183 36H184V37H183ZM208 36H211V35H208ZM208 36H207V37H208ZM213 36H212V37H213ZM217 36H215V37L218 38L219 36H218V37H217ZM220 36H221V34H220ZM263 36H264V35H263ZM263 36H262V37H263ZM80 37L83 38V39L85 38L86 41H85V39H84V40L82 39V41H83V42H82ZM87 37L90 38V39H88ZM92 37H93V38H92ZM109 37H108V38H109ZM114 37H115V35H114ZM121 37H122V39H124V40L120 41V40H121V39H120ZM141 37H139L140 40H142ZM177 37H179V38L182 37V39H181V38L179 39V38H177ZM203 37H204V38H203ZM234 37H235V36H234ZM234 37H233V35H231V34H230V37H229V36L226 37V35H225L224 38L221 40L222 42H221V41L218 42V40H220V38H219V39L216 40V45L214 44V46H217V45H218V46H221V47L224 46V47H227V48H223V47L221 48V47H218V46H217V47L219 48V49H218L217 47H213V44H212V43H214V42H213V41H214V38H213V39H210V41L212 40V41H211V42H212V43H211L212 46L209 45V46L207 47L206 45H208V44H207V41H209V39H208L209 37L207 38L208 40L206 41V43L204 42L203 45H204L205 48H208V50H209V49H212V48H213L214 50H216V51L219 50L220 52L223 50L224 52L221 53V56H222V54H224L226 51H228V50L230 49V47H229L230 44H231V45L233 44V42L231 43V40H232V41L236 40V41H235L236 43L239 42V39L237 40L236 37H235V38H234ZM262 37H261V41L263 42V41H264V38H262ZM59 38H60V37H59ZM75 38H76V39H75ZM139 38H138V39H139ZM142 38H143V37H142ZM145 38H147V37H145ZM145 38L143 39V41H144V43L147 41V43H145L147 48H148V46H147L148 43H149V44L151 43V46H150V45H149V46L151 47L152 50L150 51V50H149L150 48H148V51H149V52H148L147 50H145V48H146L145 45H144V47H140V46H142L143 44L140 45V46H138V44H139V43L141 44V42H142V41L139 42L138 39H134V40H137V41L139 42V43H138L137 41H135V42H137V43H135V44H137V46L140 47V48H144L145 51H144L143 49H140V48L138 49V48L135 47V44H134V42L132 41L133 38H132V40H131L133 43H131V42L129 43V45L131 44V45H130V48L132 47V45L136 48V50H137L136 52H137V53H136V52H133L134 47H133V49H131L132 53H134L136 56H137V54L140 55V53H141L142 51H143V52H148V53L145 55L146 57H144V54H145V53H144V54H142L143 52L141 53L142 55H141V59H140V65H141V64L143 63V61L145 60V59H143V61H142V57H143V58H147V57H149V56L152 55V58L149 57L150 60H151V59H155L154 62H156V59H157V62H158V63H155V65L152 64V63L149 64V65H151V67H154V68H152V69H154V74H156L160 69H162V70H168V66H169V68H171L174 64H175V66L178 65V67H179V63H180V61H179L180 59H179V58H182L183 55H182V56L180 55L179 57L176 56V55H177V54H176V51H173V52H175L174 54H176V55H174V56H176L175 58L173 57V54H172V53H171L172 55L169 53V57H170L171 59H172V58L176 59V58L178 57V59H176L177 61L175 60L176 62L174 63V62H173L174 60L172 59V60H173V61H172V62H173V65H167V67H166V65H165V63L168 64L167 61H168L169 63H171L170 58H169L168 56H167V57H164V56H166V55L163 56V53H165L166 50L168 49V48L165 47L166 44H167V43H166L167 41L165 40V38H164V40H165L164 43L162 42V41H164L163 39L159 41L160 38H158V41H159V42L157 41V43H154V44H157V45H158L160 42L163 43V44H162V43L159 44V48H160V45H161V44L164 46V47H161V49L163 48V49H162V50H163V53H160V52H162V50L159 49L157 45H156L157 47H154V48H158L159 50H158V49H153L152 46H153L154 44L152 43V40H154L155 38H154V39H150V40L147 38V39H148L149 41H151V42H149V41L146 40ZM210 38H211V37H210ZM225 38H226V40H227V38H234V39H228V41H225V42H227V43H226L225 45H222L223 42H224L223 40H225ZM73 39H74V40H73ZM119 39H120V40H119ZM184 39H185V40H184ZM96 40H97V41H96ZM118 40H119V41H118ZM156 40H157V39H155L154 42H156ZM175 40H176V41H175ZM177 40H179V41H177ZM180 40H181V41H180ZM205 40H206V38H205ZM205 40H203V41H205ZM59 41H60L62 44L65 42V40H63L64 42L61 41V40H59ZM78 41H81V42L78 43ZM90 41H91V42H90ZM105 41H106V42H105ZM173 41H174V42H173ZM188 41H187V42H188ZM261 41H260V42H261ZM60 42H59V43H60ZM177 42H184V43H177ZM217 42H218L219 44H218ZM229 42H230V44H228ZM106 43H107V44H106ZM109 43H110V44H109ZM165 43H166V44H165ZM170 43L167 44V45H168L167 47H170V46L173 47L172 45H170ZM209 43H210V42H209ZM220 43H221V44H220ZM79 44H80L81 46H85V47H86L85 50H86V49H87V50L89 49V51H91V54H89V51L86 50V51L88 52V53H87L88 55H86V52H85V50H84V47H82L83 49H82V48H79ZM83 44H84V45H83ZM108 44H109V45H108ZM181 44H183V45H181ZM227 44H228L229 46H227ZM239 44H240V43H238L237 45H234V44H233V46H234L233 49H235L236 47L239 48V46H238ZM262 44H263V45H261V47H260V43H259V44H258V43L256 44V46L259 45V46H257V47H258V51H259V50H260V51L262 50V46H264V43H262ZM63 45H65V44H63ZM75 45H76L77 47H76ZM106 45L108 46V48H107L108 50H107V51H106ZM111 45H113L112 47L115 48V49L110 48L111 51H113V52H110V53H109L108 51H110L109 47H111ZM162 45H161V46H162ZM169 45H170V46H169ZM87 46H88V45H87ZM127 46H128V47H127ZM188 46L190 47L189 49H188ZM92 47H93V49L90 50V48H92ZM231 47H232V46H231ZM259 47H260L261 49H259ZM63 48H64V50H66V51H63ZM77 48H78V49H77ZM127 48H128V50H127ZM165 48H166V49H165ZM174 48H172V49L174 50ZM194 48H195L196 50H194ZM220 48H221V49H220ZM228 48H229V49H228ZM238 48H236V49H238ZM79 49H80V50L82 49V50L84 51V53H85L84 56H82V55H83V53H82L83 51H80V53H79L81 56H80L79 54L77 55V53L79 52ZM118 49H120V48H118ZM122 49H123V48H122ZM124 49H123L122 52L120 51L121 53L119 52L120 55L123 56V58H120V56H117L116 59L111 57V59H113L112 61H113L114 63L116 62V63H118V65L121 63V64H120V68H119L120 71L118 70V71H119V74H122V73H123L122 70H124V68L121 69V66L124 67L125 64H126L127 66H125V67H126V69H128L127 67H128V65H129V70L125 71L124 74H122V75L116 74V75H118L119 77L121 76L120 79L117 78V77H114V74L116 73V70H117V69H115V72L113 71L114 74H111V75L113 76V77L111 76V77H112V80H113V78L117 79V82H114L115 84L117 83V84H116V89H115V90H117V91H118V88H120L121 91L124 90V89H126V88L128 89V87H129L128 85H130L129 83H132V82L135 83V82H136V81H135V80H136V79H135L136 77L134 78V80H133L132 82H130V79H128V77H126V79L128 80V83H127V80H126V81L124 80L125 77H124L123 75H125V73L127 74V72L131 71V69H132L131 72H133V67H134V69H135L134 64H138V65H139V63H138V62H139V58H137V59H138V60H137L138 62H137L136 60L133 61V62H134L133 65H131L132 63H129V64H128V61H127V60H128V58L131 57V55H130V57H129V55H127V56H128V58L126 59V62H127V63L124 61V60H125V59H124V58H125V56H124L125 54H123ZM170 49H171V48H170ZM170 49H169V50H170ZM172 49H171V50H172ZM226 49H227V50H226ZM236 49H235V50H236ZM239 49H241V46H240ZM239 49L236 50V53H237V51H239ZM59 50H56V51H58L57 55L59 54V56H60L61 53L59 52ZM141 50H142V51H141ZM160 50H161V51H160ZM164 50H165V52H164ZM169 50H167V51H169ZM171 50H170V51H171ZM235 50H232V48H231V50H230V51H233V52H234V55L232 54V53H233V52H232V53H231L232 55L230 54L231 56H230L229 54H226V55L224 54V55L222 56L223 58H226V57H227V59H228V57H230L231 59H230V58H229V59L231 60V62H232V61H235L234 64H233V62L231 63L230 60L228 59L229 62H230V63L228 62V64H229L228 67H227V63H226V64H225V63H224V64H223V63H222V64L220 63V64H221L220 67H222V66L225 65L224 68L227 67L228 69H230L229 67L231 66V68H232V69H231V72H233L234 70H237V73H238V72L240 71V72H239V73H240L239 76H240V77L242 76L241 78H244L245 75L251 74V75H250V76H251V77H250L251 79L249 78V75L246 76L247 79L250 80V81H249L250 83H249L247 80H245V81H246L245 83H244V81H243L244 85L246 84V86H247V85L249 86L248 89L250 88V90H248L247 88H245L246 86L244 87V85H243L242 83H240V84H242V85H241L242 88H244L245 90L247 89V90L250 91V92H248L247 90H246V91H244V90L241 91V92H243L244 95L246 94V96H244L242 93H241L240 95L238 94V93H239L238 90L242 89V88L240 87V84H233V83H231V82H234V81H235V82L238 83V81L240 80V78H238V74H237V78H238L239 80L236 81V80H235L236 78L234 79V77H232V76H233V75H232L233 73H232V74L230 73V74H231L230 77H231V79L234 80V81L229 80L230 78H229V79L227 78V79L224 80V81H227V80H228L227 83L225 82L226 85L228 84V82H229V84H231V86H230L229 88H232V86H234V85H239V86H236V87H239V88H240V89L238 88V90L236 89V91H238V93L235 92V91H233L234 88L231 90V89L228 88V86L224 85L225 83L223 82V80H221L222 82L220 81L221 83H224V84H223V87L221 86L222 88L219 86V87L221 88L220 90H222V89L225 90L226 88H228L229 91H230V93H231V91H232V94H233V92H234V93H237V95H236V94H235V95H236L238 98H239L240 96H242V97L239 99V101L242 99V100H241V101H242V104H245V105H247V106L249 105V108H247L246 106H244L245 108H241L240 110L245 109V110H244L245 112H246V110H250L251 112H254V111H255L254 113H251L250 111H249V112L247 111L249 114H250V113H251V114H254V116H252L251 114H250V115L248 114V115L250 116V120H251V116H252V117H258V119L260 120V115H258L257 113H259V114L261 113V117H262L261 119H264V116H262L264 113L262 114V112H258V111H263L262 109H263L264 107L261 109V108H260L261 105L259 106L258 104L255 103L256 99L258 100V99H259V96H260V95H256V94H258V93H257L258 90H260V89L262 90V89H263L261 92H262V96H264V93H263V92H264V88H263L264 85H262V84H264V82H263V81H264V78H262V77H264V75H263V74H264V72H263V71H264V70H263V69H264V58H263V60L261 59L262 56L264 57V54H263L264 50H263V52L261 51L262 54H261V53H258V54H257V51H256L257 57H258V55H260V54L262 55V56L260 55V59H259V60H256L257 63L259 62V64H257V65H260V66L255 65L256 62H255V63H254V62H251V61H254V60H255V59H254V60H251V58L254 57V56H252V55H255V53H249V54H247L249 50L244 49L243 51L245 52L246 55H251V54H252V55H251V56H252L251 58H250V56H248V58H250V59H246L247 56H245V54H244V55H237V54L235 55ZM67 51H68V52H67ZM76 51H77V52H76ZM95 51H97V50H95ZM128 51H129V53H128ZM134 51H135V50H134ZM138 51H140V52H138ZM155 51H157V53H158V51H159L158 55L161 56V57L158 56V57L156 58V56H157L156 54H157V53H156V54H153V52L155 53ZM170 51H169V52H170ZM193 51H194V52H193ZM198 51H199V50H198ZM243 51H242V52H243ZM246 51H247V52H246ZM254 51H255V49H254ZM254 51L251 50V51H249V52H254ZM71 52H72V53H71ZM75 52H76V53H75ZM99 52H100V51H99ZM99 52H98V53H99ZM116 52H117V53H116ZM180 52L177 51V53H180ZM239 52H240V54H242L241 51H239ZM67 53H68V54H67ZM114 53H116L117 55H119V54H118V50L115 51ZM150 53H152V54L150 55ZM226 53H230V52L228 51V52H226ZM103 54H105V53H103ZM116 54H114L115 57H116ZM134 54H132V56H133ZM148 54H149V55H148ZM166 54L168 55V53H166ZM238 54H239V53H238ZM62 55H61V57H60V59H62V60L60 61V59H59V62H58V60H57V62L54 63V64H56V65H55V68L53 67L54 64H52V65L49 66L51 69H50L49 67L46 68V69H48L47 72H49L50 70L52 71V67L54 68L53 70H55L56 67H57V70L62 74V73H64L65 71H67V69L70 70V69L73 68V66H74V67H75V66H76V67L78 66L79 61H77L78 63H77L76 61H75V62H74V61H73V62H70L71 58H69V59H70V60H69L67 57H64V56H62ZM72 55H70V56H72ZM139 55H138V56H139ZM147 55H148V56H147ZM178 55H179V54H178ZM228 55H229V56H228ZM77 56H78V57H77ZM85 56H86V57H85ZM90 56H89V57H90ZM93 56H91V57H93ZM96 56H97V55H96ZM114 56H113V57H114ZM153 56H155V58H154ZM171 56H172V57H171ZM190 56H187V57L190 58ZM198 56H199V54H198ZM198 56L195 54L193 57H198ZM225 56H226V57H225ZM233 56H234V57H233ZM241 56H242V57H245V58H244L245 61L243 60L244 63L247 62L248 60L252 63V65H251L250 63H248V64L245 63L244 65H246V66H243V67H245V70H243V68L241 67V66L243 65L242 60H240V59H242ZM62 57H64V59L66 58L67 60H69V62L71 63L70 65L72 66V67H70V69H69V67H68V66H69V63H68L67 66H65V67L62 66V63H61V62L63 61V58H62ZM80 57H81V59H80ZM91 57H90V58H91ZM118 57H119L122 61H124V63H123V62H120L121 60L118 59ZM133 57L135 58V56H133ZM163 57H164V59L166 58V61H165V62H164ZM187 57H186V59H185V57L183 56V59H181V63L183 62V63H182L183 65L185 64L184 62L187 60ZM193 57H192V60H191V58H190V59L188 58V61L191 62L192 65H191V63L189 64L188 61H186V64L184 65L185 68H184L182 65H180L181 70H182V71H185V74L183 75L184 77H187L186 75L188 74V72L190 73L189 69H190V70L192 69V71H193V70L197 67V68L195 69V71H196L198 68L202 67L201 65L204 66L203 61L205 62V60H202V58H201L202 61H199V63H198L199 65H198V64H196V63H197V61H196L197 58L193 59ZM235 57H236L238 60H237ZM85 58H86V60H85ZM94 58H96V57L94 56V57H93V60L91 59L92 61H91L90 59H89V60L91 61V63L93 62L92 65L94 64V66H95L96 69L99 67V66H98V67L96 66V65L98 64V62H99V63L102 62V65L99 64V65L102 66V67H101V68L99 67V70L97 69L98 72H99V74H101V73H102V74H103V73H106V74H107V72H111V71H112L111 69H110L111 71H109V70L106 71V69H107L108 66H109V65L106 64V62L108 63V62L110 61V59H107V61H106V60H100L99 58H97V59H95V60H96V61H95ZM105 58H104V59H105ZM149 58H148V59H149ZM234 58H235V59H234ZM239 58H240V59H239ZM258 58H259V57H258ZM258 58H257V59H258ZM98 59H99L100 61H99ZM117 59L120 60V61H118ZM123 59H124V60H123ZM131 59L133 60L132 57H131ZM135 59H136V58H135ZM148 59H147V60H148ZM158 59H159V60L161 59V60H163V61H161V60L158 61ZM167 59H168V60H167ZM184 59H185V60H184ZM198 59L200 60V57H198ZM232 59H233V60H232ZM114 60H115V61H114ZM116 60H117L118 62H117ZM182 60H183V61H182ZM190 60H191V61H190ZM246 60H247V61H246ZM90 61H88V62L90 63ZM94 61H95L97 64L94 63ZM103 61H104V66H105V67H104V68H105L104 70H105V71L102 70V69H103ZM129 61H131V60L129 59ZM148 61H149V60H148ZM148 61H147V62H148ZM195 61H196V62H195ZM240 61H241V63H239ZM65 62H66V61L64 60V61H63V65H65ZM67 62H68V61H67ZM84 62H82L83 65H80V66H82V67L85 66V65H88V66H89L88 62H87V64H85ZM119 62H120V63H119ZM135 62H137V63H135ZM141 62H142V63H141ZM144 62H145V61H144ZM149 62H151V61H149ZM149 62H148V63H149ZM152 62H153V61H152ZM163 62H164V63H163ZM201 62H202L203 64H202ZM57 63H59V64H58L59 67L57 66ZM60 63H61V64H60ZM72 63H73V64H72ZM74 63H75V65H74ZM91 63H90V66H89L88 68L85 67L87 70H86L85 68H82V67H81L82 70H81V68H80V70H81V71H80V70H79V67H80V66H78L77 68L75 67V71H76V72H74V73H76V74L78 75V73H77V72H78L77 69H78L82 74L85 73L84 75L87 74V76H88V74L91 73L90 70H93V71L96 70V69L94 68V66L92 67L93 69L90 68V67L92 66ZM110 63L112 64V62H110ZM148 63H147V64H148ZM79 64H80V63H79ZM84 64H85V65H84ZM95 64H96V65H95ZM122 64H124V65H122ZM144 64H145V63H144ZM144 64H143V65H144ZM158 64H161L160 66L163 65L164 67H163V66H162V67H159ZM187 64H189V65H187ZM207 64H208V65H207ZM209 64H210L209 62H205L206 68H207V67H208V68H211V67H212V69H209V70H212L213 72L210 71V73L212 72V73L218 75V73H216L215 70H216V69H220V67L218 66L219 64H218V65L215 64L217 67H219V68H216V69H214V68L216 67V66L214 67V64H213V65L210 64V67H209ZM240 64H242V65H240ZM106 65H107V67H106ZM138 65H137V66H138ZM140 65L138 66V68L140 67ZM143 65H142L141 67H144L145 69H141V67L139 68V69H140L141 71H143V72H141L139 69H138V71H137V67H136V69H135V71L133 72V74H135L136 72H139V71H140V74H141V73H144V72L146 73V70H147V73H148V71H150V69H149V67H148V69H149V70H148V69H147V66H149V65H147V66H145V65L143 66ZM152 65H153V66H152ZM186 65H187V66H186ZM190 65H191V66H190ZM196 65H198V66H196ZM233 65H234V66H233ZM239 65H240V66H239ZM254 65H255V66H254ZM112 66H113V65H112ZM112 66L110 65V67H112ZM131 66H132V68L130 69ZM175 66H174V67H175ZM194 66H195V67H194ZM199 66H200V67H199ZM232 66L234 67V70H233V67H232ZM247 66H249V67H251V66H254V67H260V69H259V68L251 67L252 70H251V73H250V72H248V71H250V69L247 70ZM60 67H61L62 69H61ZM110 67H109V68H110ZM114 67H115V64H114ZM114 67H112V68L114 69ZM116 67H117V66H116ZM118 67H119V66H118ZM151 67H150V68H151ZM156 67H157V68H156ZM178 67L176 68L177 70H178ZM190 67H191V68H190ZM193 67H194V69H193ZM213 67H214V68H213ZM65 68H66V69H65ZM89 68H90V69H89ZM109 68H108V69H109ZM187 68H189V69H187ZM204 68H205V67H204ZM227 68H226V69H227ZM235 68H236V69H235ZM19 69H20V68H19ZM46 69H45V70H46ZM49 69H50V70H49ZM59 69H60V70H59ZM152 69H151V70H152ZM156 69H158V70L156 71ZM176 69L173 68L172 71H174V70H176ZM200 69L203 70V67L200 68ZM200 69H198V70L200 71ZM222 69H223V67H222ZM228 69H227V72L229 73V70H228ZM241 69H242V71H243V74H241V72H242ZM254 69H257L258 71H257V70H254ZM261 69H262V70H261ZM45 70H42V75H41L42 78H43L44 74H47V73H45V72H46ZM61 70H62V72H61ZM63 70H64V71H63ZM72 70L74 71V69H72ZM83 70H85V71L83 72ZM97 70H96V72H97ZM144 70H145V71H144ZM162 70H161V71H162ZM181 70L179 69V72H180ZM202 70H201L200 72H203V73L205 72V73H206V75L204 76L205 78L203 77V74H201V75H200V73L198 74L199 71L196 72V74L200 75V77H199L198 75H196V76H198L199 78H202V80L205 79V81H206V77H210L209 79L207 78V80H213V78H211V77H216V78H217V77L219 76V75H218V76H217V75L214 76V74H213L212 76H211V75H210V76H207V73H208V72H206L207 69H206V70L204 69L205 71H202ZM232 70H233V71H232ZM51 71H50V72H51ZM55 71H56V70H55ZM55 71H52V72H51V73H53V75H50V74H51L50 72H49L48 75L51 76V77H52V76L54 77V76H56V75H58V74L60 75V73H58V71H57V72H55ZM73 71H70V72H72V73H71V76H72V77H69V78H73V79H74L73 76H74V75L76 76V74H74ZM101 71H102V72H101ZM103 71H104V72H103ZM121 71H122V73H120ZM155 71H156V72H155ZM161 71H159V72H161ZM182 71H181V72H182ZM192 71H191V73H190L191 75H189V74H188V75H189L190 77H192V79H193V77H196V76H194L195 74H194V75L192 74ZM195 71H193V72H195ZM207 71H208V70H207ZM214 71H215V72H214ZM217 71H218V70H217ZM220 71H221V73H220ZM244 71H245V72L247 71L248 74H247V73L245 74ZM252 71H254V72L256 71V73H254V72H252ZM54 72H55V73H54ZM70 72L67 71L66 73H68V75L65 74V76H66V75H67L66 77L70 76V75H69ZM88 72H90V73H88ZM96 72H95V71H94V73L92 72L93 75L90 74V76H94V75H95V77H97L99 74L96 73ZM100 72H101V73H100ZM162 72H165V71H162ZM162 72H161V74H163ZM168 72H169V74H170V71H168ZM179 72L176 71V72H174V74L176 75V74L179 73ZM222 72H223V73H222ZM227 72H226V73H227ZM261 72H262V73H261ZM117 73H118V72H117ZM129 73H130V72H129ZM145 73H144V74H145ZM147 73H146V74H147ZM150 73H153V71H151ZM205 73H204V74H205ZM219 73H220V76H219L220 79H222L221 77H222L223 75H224V77H228V76L230 75V74H228V75L225 74V69H224V71L220 69V70H219ZM252 73H254V75H252ZM72 74H74V75H72ZM97 74H98V75H97ZM102 74L99 75V77H100V76L103 77V76L105 75V74H103V76H102ZM108 74H109V73H108ZM131 74H132V73H130V75H131ZM133 74H132V75H133ZM182 74H183V72H182ZM208 74H209V73H208ZM234 74H235V77H236V72H234ZM244 74H245V75H244ZM48 75H47V77H49ZM59 75H58V76H59ZM63 75H64V74H63ZM79 75H80V74H79ZM128 75H129V74H128ZM130 75H129V76H130ZM132 75H131V76H132ZM135 75H139V73H138V74L136 73ZM135 75H134V76H135ZM158 75H159V74H158ZM163 75H164V76H165V75L167 76V72H166V74L164 73ZM163 75H162V77L159 76V77H161V79H158L159 81L156 80V79H154V78H157V77H158L157 75L154 76V77L152 76L153 79H154V81H153L152 78H150V77H149V78H144V80H145V79H146V80H150V79H151L153 82L156 81L155 83L152 82V84H147V83H146V84L149 85V86H150V85L153 86L154 84H155V86H156L157 84H159V85L161 84V85H162V86H161V85H160V86H158V85L156 86V87H159V90L161 89L160 91H158V90H157V91H154V93L156 94V95H155L156 97L153 96V94H152V98L150 97V96H151L150 93H152L153 91H150V93H149V94H150L149 98H148V95H146V94H148V93H144V92H143V90L146 89V88L143 89L144 87H146L145 83H142V84H143L142 87H141V85H139L141 88H140V87L138 88L137 86H133V85H132V86L135 88V91L138 90V89H139L140 91L142 90L141 92H142L144 95L147 96L148 99L146 98V96L144 97L145 99H143V97H142V99H140V100H141V101H140V105H141V102H143V101H145V100L147 99V100H146L147 102L145 101L146 104H145V103H144V104L147 105L148 108H150L152 105H154V109H155V108H156V109H155V110H152V112H155V111L157 110V114H156L155 117H157L158 119L161 118V117H158V116H157L158 113H159V115H160V112H162L161 115H162V114H163V115H164V114L167 115V113H169V114L171 115V112H170V111L173 110V112H172V115H173L174 111L176 110V112H177V110H178L179 112H181V114H183L184 112H186V111L184 110L186 107H185L184 109H182V107H183L182 103H184L185 106L188 107V109L190 108V104H192V105H191V106H192L191 108L194 109V111H193V110H190L189 112H192V111H193V113H194V114H193V117H192V113H190V114H191V116H190L189 113L186 114L187 112L185 113V115H189L188 117L185 118L184 115H181V116L184 117L185 120L188 119V118L190 119V117H191V118H195L194 120L190 119V121L187 120L186 122L191 123V121H192L191 124L196 126V127H195V126H192V127H193L192 130H193L194 132L197 130V132L194 133L191 129H190V130H191L192 132H191L189 129L187 130V127H188L190 124L185 123L184 118L182 119L181 116H180L179 118H181L184 122L181 121V119L179 120L178 115L175 113V114H176V117H175V115H174V117H175L176 119L178 118L179 122H178V120H176V121H177L178 123L182 122L181 124L185 123V124H183V125L188 124V126H187V125L184 126V127H186V128L181 129V130H182V131H181V130H179L180 128L177 129V128L179 127V125H180V124L177 123L176 125H178V127L176 126L177 128H176V129H173L172 132H169L170 130L167 131V132H168L167 134H169V133L172 134V133H173V134H172L173 136H176V137L178 136V137H180V138H181V136H183L184 138L182 137V140H185V141H187L188 139H190V140H189V144H190V142L192 141L191 138L193 137V141H192V142H193L194 144H193V145H192V143L190 144V145H192V147H191L190 149H193V146H195V145H199V144L202 142V140H203V138L201 137L202 140H201V142H199V141H200V140H199V139H200L199 135L202 133L201 131H203V130L206 131V132H205V134H206V133H208V130H210L209 127H206L207 125H205L204 127H202V126H203L202 124H204V121H205V124H206L207 122H208V124H212V123H214V122L216 121L218 124L215 122V123L217 124V125H215V129L221 127L220 124H222V126H224V125L227 126L230 122H231V123H234L236 126H237L238 123H239V126L242 127V128H241V127L238 128V127H235L234 124H232V125L229 124V125H231V126H228L227 129H226V126H224V128L228 131L227 134L224 133V132H226V130L223 132V129H224V128L221 129V128H222V127H221V128H219V129H217L216 131H219V130L221 129V131H219V133L217 132V134L220 135V132H221V134H223V135L226 134V136H223V135H222L223 138H221V136L219 137L217 134H215V135H217L221 140L223 139L224 141H223V140H222V141L218 140L219 138H218V139H217V138H214L215 135L212 134V132H209L210 136H209L208 134H206V135H208V136L212 139V141L210 140V138H209L208 136H203V137H205L204 140H206V137H208L209 140L211 141V145H212V146H211L210 143L208 142L210 147H213V146L216 147V148L218 147V149H220V150H224L225 153H226V150H227V149L229 150V151L227 150V151L229 152V154H228V155L226 154V156H223V159H222V156L220 155V154H222V153L224 154L223 151H221L222 153H220V150H218V149L216 150V148H215V150H216V151H215V150H212V149H214V148H210V147H209V150H212V151H210L211 153H212V152H213V153L216 152V155L213 154V153H212V155H210V152H209V150L207 149L208 146H207V144L205 143V141H203L204 144H206V147H205L203 144H202V146H204V147L206 148V151L208 150V153H209V154H207V152H206L205 150H204V152H206V153L201 152L202 149L199 148V146H200L201 144L198 146V148L201 149V150H198V149H197V151H200V153L196 152V154H199V156H198V155L196 156V154H195L194 157H197V158H195V159L199 160L198 164H196V163H195V164L198 165V167H200V169H197L198 167H196V168L194 167V165H193L194 162L192 163V160L189 161V159H192V157H191V158H188V163L191 162L192 167L195 168V170L197 169V172L200 171V173L207 174L208 177H212V176H214V175H215L214 173L218 172V170L220 169V168H218V167H219V164H220V161H221V164H223V163H226V159H227V163H228L229 161H232V160H233V167H236V165L234 164L235 162L238 163V162L241 161V162L238 163L237 165H239V164L241 165V166L239 165V167L242 169V173L245 174V176H246L248 170H249L250 172H254V175H252V173L250 174V172H248V173H249L248 175H250L251 177H250V176H247L246 179H248V178L250 177V178L248 179L249 181L247 180V182L244 180L245 178L243 177V174H242V175L240 174L239 176H240V178L243 177V178H242L243 180L241 179V180H240L241 182H239V184H237L236 179L233 178V177H236V176L239 177V176L237 175L238 172L235 171V170H233V172H234V171H235V172H234L233 174L230 173V172H231L230 170L233 169V167H232V162H231V163H228V164H229V165L231 164L230 167H232V168L229 169V168H228L229 165H228L227 163H226V167H227V168H226V167H222V165H220V167H222L224 170L221 168V169L219 170L220 173H216V175L214 176V177H216L217 175H220V178H224L225 175H223V174H225V172L222 173L221 171H225V169H227L226 171H228V172H226V173H227V174H226V177H227L226 179H229V180H231V181H232V179H235L234 183H236L235 185L238 187V190L241 189L240 191H242V187H243L244 185H246V184L249 186L248 188L246 187L247 185L245 186L247 189H246L245 187H243L244 190H245V189L247 190V194H248L247 196H248V197L246 196V199H248V198H252V199H248L247 201L244 202L243 207L247 209V210L245 209V210L247 211V213H245L246 211L244 210V214H243V216L246 214L245 217L242 216V213H243V212H239V209H238V208H240L239 205H240L241 203H243V202H240V203H239L238 200L234 199V201L231 200L232 202L230 201V203H228V206H227V209H231V208L233 207V208H232L233 210H232V209H231V210H232L233 212H234V211L236 212V213H233V212H231V210H229V212H231V214H232V213L234 214V216H233V214H232V216H233L234 218H235V217L238 218V216H239V219H241V221L243 220L242 223H241L239 226H237V229L240 227L239 230H236L237 233H236L235 230H234L235 228H233V230H234L233 232H234L236 235H234V233L231 232L230 229L227 231V232H229V231L231 232L230 235H232V238H229L230 240H229L228 237H227V236H228V233H226L227 235H226L225 233L223 234V235H224L223 238H226L227 240H229V241H228L229 243L232 242V241L234 242V243H231V244H230L231 246H232V244L234 245L233 248L231 247L232 250L234 249V250L236 251V250H238V248H239L238 253H237V251L235 252V255H234L235 257L233 256V254H234V253H233L234 250H233V252H232V250L230 249V246H229V245H226V244L228 243L226 239H225L226 242L223 240V242H225L226 244H225V243H224V245L221 244V242H222V241H221V237H222L223 235H222V234H219V235L216 234V235H214V236H212V237H209V238H207V239L205 240V242H204L205 244H203L204 246H202V249L199 250V252H198V251L194 252L193 250H190V249H191L190 247H187V246L184 247V248L182 249L181 253H180L179 255H177V257L179 258V259L177 258V261L180 260V259H182V258H184V261H183V259L180 260V261H182L183 264H188V263H190V262L193 263V261L196 262V263L194 262V264H197L198 259L202 260L201 258H198V256H199V257L201 256V257L203 258L204 255L207 253V258L210 259V261H208V263H207V261H205V260L207 259V258H206V255H205V260H204V259L202 260V261H205V262L203 263V262L200 261V262L203 263V264H205V263H207V264H211V263H215V262H218V261H223L224 259L221 258V257H225V258L228 257V259H230L231 256H232L233 258H240L241 255H244V258H245V256H248V257H250V258L252 259V260L250 259V260H251V262H250V261L248 260V258H247V259H246V261L248 260V261H247V264H249V263H250V264H257L258 261H259L260 259H261V261H259V262H260L261 264H264V260H263L264 256H263V257L261 256V254L263 255V251H264V249H263L264 247L262 248V246H264V244H263L264 242H262V241H264V238L262 237V235L264 236V234L262 233L263 230H264V227H263V226H264V225H263V224H264V218H263L264 216L261 215V214H264V200H263V199H264V192H263L264 190L262 189V188H264V176H262L261 172H263L262 170H264V168H260V167H264V162H263V161H264V159H263V158H264V155H263L262 157H261L260 155H259L260 157L258 156L259 153H264V149L262 150V148H260V147H263V146H264V140H263V139H264V137H263V134H264V132H263V131H264V128H263V127H264V123H262L261 120L259 121L258 119H256V120L259 121V122H258L259 124H256V123H255L256 120H255L254 122H252V124H254L255 126H256V125H257V126H258V125H262V126H258V127H262V128L250 127L252 124H251V122H250L251 125H248V122H249V118H248V117H249V116H248L247 114H245V113H242L241 115H239L240 113L237 112L239 108H238V109H237V108H234V110H233L232 108L229 109L228 104H227V107H228V112H227V110H225V108H223L224 106L222 107V105H224L223 103L225 102V100L227 101V98H229L228 96H227V98H225V96H226L225 93H223V97H224L223 100H224V102H223V100H221V101H222V102H221V103H222V104H221V107H222L223 110H224L225 112H227V113H224L225 115H224L223 113H222V114H223V115H222L221 112L218 113V111H220V109H218V107H219L220 105L218 106V104H215V105L217 106V107H216V106H214V104H213V102L215 103V101H218V103H219L220 98L222 97V95H221V94H222V91H220V92H221V93H220L221 97H220V95H219L220 98L214 96V95L218 96L217 93H218V91H219V90H218L219 88H218L217 90L213 88L214 86H216V85L218 84V82H217L216 85H213V87L209 85V83H211V85H212V82L207 81V82H209V83H207V82H205V81H202V82L207 83L208 85L205 84V83H202V82H201L202 85L205 84L204 86H202L201 83H200L201 87L199 86V82H198V87H196V88H198V89H197L196 92H199V93H197V95H196L197 97H196V96H195L196 92H194L195 94H193L192 91H194V90L196 89L195 86H197V84H195V82H192L193 80H192L191 78L188 77L189 80H188V78H186L185 81L187 82L188 85L191 86V85H193V83L195 84V85L193 86L195 89L192 88V89H193V90H192V89L190 88V86H189L188 88H185V87L182 86V88H185V89H187V90H189V91L192 90V91H191V92H192L191 95H190V93H189V95H188V96L191 98V100L189 99V97H188V98L186 97V96H187V94H185V93L187 92L186 90H185L186 92L183 91L184 93H182V91L180 90V94H181V95L184 94L183 97H184V96L186 97V98H185V101H184V99H183V101H184V102H183V101H181L182 99L180 100V98H179V97L182 98V96H181L179 93H178V94H179L180 96H177V95H178L177 92H176V91H177V86L174 87L176 84H175V85L173 84L174 86L172 85V83H173V81H174L173 79L176 80L177 75H176V76L174 75L175 78H174V76L172 77L171 74H170L171 76L168 75L169 78L172 77V78H170L171 80H173L172 82H170L169 79H168V80L165 79L166 76L163 78ZM178 75H180V77H181V74H178ZM192 75H193V76H192ZM243 75H244V77H243ZM37 76L39 77L38 74H37ZM65 76H64V77H65ZM87 76H84V77H81V76H80V77H81V80L84 79V81H83V80H82V81L85 82V81L87 80V78H91V77H87ZM106 76H107V75H106ZM122 76L124 77L123 80H121V79L123 78ZM125 76H126V75H125ZM141 76H142V74H141ZM44 77H45V76H44ZM61 77L63 78V76H60V78H61ZM66 77H65V78H66ZM76 77H77V76H76ZM95 77H94V80H93V79H92V80L89 79L90 81H94V82H93L94 84L91 83V84H93L92 86H90V84H89V83H90L89 80H88V83L85 82L86 84H88V89L86 88L87 86H85V88H84V86H82V87L84 88V89H83L82 87H80V86L78 85V86H79L80 88H82L83 90H82V89H80V90H79V89L76 90L78 87H76V85H74L73 82L75 81V82L77 83V80H75V79L73 80V79H72V80H73V82H72V80L70 81V79H67V78H66V79L68 80V81H66V82H69V81L72 82L71 86L74 85L75 87H74V86H73V87H74V89H75V88H76V89L74 90L73 87L70 86V87L72 88V91H69V90H71V89H68V88H65V89H67V90H65V91H66V92L69 91L68 93H70V92H71V93H72V92H73V93H76V92L78 93V92H79V95H81V93L85 95V92H86V96H85V97H87V95L89 94L88 92H90V90H91V92H92V91H93V88H94V90L97 88V85H98V84L96 83V80H97V82H98L99 77L96 78V79H95ZM107 77H108L109 79L107 78L106 81H105V79H106L105 77H103L104 79L102 78L104 82H103L101 79L99 80V82H100V81L102 82L101 84H102L103 87H105V84H108V83L110 82V78H111V77H109V76H107ZM159 77H158V78H159ZM198 77H197V78H198ZM246 77H245V78H246ZM56 78H57V76H56ZM56 78L53 79V82L55 81V83H56V80H57V81L60 80V79L58 80V78H57V79H56ZM62 78H61V82H57V83L60 84V83H62V82H65L66 79L63 78V79H64V80H63ZM78 78H79V76H78ZM78 78H77V79H78ZM85 78H86V79H85ZM92 78H93V77H92ZM129 78H130V77H129ZM162 78H163L164 80H167L168 83H169L170 85H167V84H166L167 81H164ZM181 78H182V80H184L183 77H181ZM197 78H195L194 81H197V80L199 81V78H198V79H197ZM216 78H215V79H216ZM219 78L216 79V80H220ZM245 78H244V79H245ZM261 78H262V79H261ZM48 79L50 80V78H48ZM48 79L46 78V80H48ZM55 79H56V80H55ZM190 79H191V80H190ZM196 79H197V80H196ZM224 79H225V78H224ZM43 80H45V79H43ZM49 80L47 81V83H49V85H47V83H46V85H47L46 88H47L48 91H51V90L53 89L52 92H55V91H58V89H59V88H57V86H58V87H62V86H61L62 84H60V85H59V84H58V85L56 84V89H55V86H54L55 83L52 82V78H51V82H52L51 85H52V86L50 87V83H51V82H49ZM62 80H63V81H62ZM108 80H109V81H108ZM161 80H162L165 84H163V82L161 83V82H160ZM177 80H178V78H177ZM113 81H114V80H113ZM113 81H112V83H113ZM115 81H116V80H115ZM118 81H119V82H118ZM122 81H124V82H122ZM178 81H179V80H178ZM188 81H189L190 83H189ZM200 81H201V80H200ZM213 81H214V84H215V83H216L215 80H213ZM78 82H81V81H78ZM99 82H98V83H99ZM105 82H106V83H105ZM144 82H145V81H144ZM146 82H148V81H146ZM179 82H182V81H179ZM241 82H242V81H241ZM247 82H248L249 84H251V85H249ZM260 82H261L262 84H261ZM85 83H83L82 85H84ZM95 83H96V84H95ZM104 83H105V84H104ZM110 83H111V82H110ZM114 83H113V85L115 86ZM121 83H122V84H121ZM148 83H151V82H148ZM174 83H176V82H174ZM221 83H219V84L222 85ZM86 84H85V85H86ZM101 84H100V85H101ZM120 84H121V85L126 84L128 87L124 85V86H125V88H124V86L122 87ZM180 84H181V83H180ZM180 84H177V85L179 86L180 89H182L181 86H180ZM185 84H186V83H185ZM232 84H233V85H232ZM95 85H96V86H95ZM109 85H110V87H112L111 84H108V87H109ZM119 85H120V86H119ZM135 85H137V83H136ZM166 85H167V86H166ZM182 85H184V83H182ZM188 85H186V87H187ZM94 86H95L96 88H95ZM102 86H101V87H102ZM132 86L130 85L131 88H132ZM143 86H144V87H143ZM149 86H147V87H149ZM165 86H166V88L169 87V90H173L172 92L169 91V90H168L167 92L165 91L166 96H168V94H169V92H170V93H172V97H175V98H176V99L174 98L175 101H176L177 98H178L177 101L180 100V102H182V103L179 102L180 104H177V105H176V106L179 105V109L176 108L175 110H174V109H172V110L170 109V110H169V109H167V107L165 106V108L167 109V111H165L166 113H165L164 110H163V109H165V108H161V107H160V106H163V105H164L163 103H162V104H163V105H162V104L160 103V101H161V102L164 101V103H167V102L169 101V103H170V100L173 99V98L170 97L171 99L168 98V99L166 100V98H165L166 96H165V97L162 96V98L159 97V96H161L160 93H164V90H166V88H165L164 90H162L163 88H161V87H165ZM170 86H171V87H170ZM172 86H173L174 89L172 88ZM184 86H185V85H184ZM205 86H206L208 92L205 90V89H206ZM224 86H225V87H224ZM49 87H50L51 89H50ZM52 87H54V88H52ZM63 87H64V86H63ZM63 87H62L61 89L64 91ZM101 87H100V89H101V91L103 90V91H102L103 93H101V91H98V90L93 91V92H96V91H97L98 94H99V92H100L101 96H99L100 94H99V95L97 94V95H98V96H97V95H95L96 93H92V96H93V97H92V96L90 97V94H91V92H90V94L88 95V97L91 98L90 101L95 100L96 103H97L98 101H102V100L105 98V102H104V100H103V102L108 104L109 101L106 102V101H107L106 98H107V96L110 97L109 95H112L113 93H116V92H112V93H111V91L113 90L114 87L111 88L112 90H109L110 87H109L108 89H106L107 91H108V90L110 91V92L108 91L110 94H108L107 96H106V94H105L104 96H102L105 92L107 93V91H106L104 88H101ZM121 87L124 88V89H122ZM130 87H129V89H130ZM202 87H204L205 89L202 88ZM89 88H90V90H89ZM98 88H99V85H98ZM105 88H106V87H105ZM134 88H132L133 91H134ZM189 88H190V89H189ZM201 88L203 89L202 91H205V92H204L205 94H209V95H208V96H209V97H208V100L206 99V102H208V104H206V102H204V101H203V102H204V103H203V102H202V99H200V96H198V95L203 94V92H201V94H200ZM210 88L212 89V91L209 92V89H210ZM215 88H216V87H215ZM49 89H50V90H49ZM175 89H176V91H175ZM199 89H200V90H199ZM62 90H59L60 93H61ZM73 90H74V91H73ZM81 90H82V91H81ZM130 90H131V89H130ZM178 90H179V89H178ZM182 90H183V89H182ZM198 90H199V91H198ZM213 90H215L217 93H215ZM226 90H227V89H226ZM75 91H76V92H75ZM84 91H85V92H84ZM104 91H105V92H104ZM121 91H120V92H121ZM135 91H134V92H135ZM174 91L176 92L177 95L175 94ZM229 91L227 90V93H226L227 95H228ZM66 92H65V93H66ZM80 92H81V93H80ZM83 92H84V93H83ZM122 92H126V91L124 90V91H122ZM131 92H132V91H131ZM134 92H133V96H136V100H137V99H138V98H137V95H134ZM173 92H174V93H173ZM224 92H226V91H224ZM245 92H246V93H245ZM261 92H260L259 94H261ZM117 93H118V92H117ZM187 93H188V92H187ZM62 94H64V92H62L60 95H62ZM93 94L95 95V98H96V96L98 97V98H96V99H98V100H96V99L94 98V95H93ZM118 94H120V93H118ZM118 94H115V96H116L115 98H116V99H117V97H119L118 100H116V101H117L118 103H120V102L122 101L121 104H123V106H121V109H122L123 107H125L124 105L126 104V107L123 108V110L125 109V111H126V110L128 111V112H125L126 115L124 114V116H122L123 114H121V118L123 117V118L126 119L125 116H127L128 119H129V118L132 119L136 113H131V112H132V111H130V108H131V107H130V108L128 107V106H131V104H128V103L131 102V101H129V100H131V99L128 98V100L125 101V100H124V97L122 98V95H121V96H118ZM165 94H164V95H165ZM173 94H174V95H173ZM249 94H250V95H249ZM251 94H254V95L251 96ZM67 95H68V94H67ZM70 95H73V94H69V96H70ZM74 95H75V94H74ZM79 95L77 94L76 96H79ZM144 95H143V96H144ZM157 95H159V96L157 97ZM192 95H194L195 98H194V97L192 98ZM203 95H204V94H203ZM211 95H213L214 98H215V99H213V98L210 99V100H213V102H212V101H211V102L209 101V98H211ZM238 95H239V96H238ZM124 96H125V94H124ZM169 96H170V95H169ZM229 96H230V94H229ZM243 96H244V97H243ZM249 96L252 97L251 99L254 100V101H250V97H249ZM257 96H258V98H256ZM72 97H73V96H72ZM88 97H87L86 101L89 100ZM99 97H100V98H99ZM112 97H114V94H113V95L111 96V98H110L111 101L114 100ZM198 97H199V101H198V99H196V98H198ZM247 97L249 98V99H248L249 102H251V103L254 102V103H252V104L249 103V104H248V101L246 100ZM254 97H255V98H254ZM260 97H261V96H260ZM92 98H94V99H92ZM126 98H127V97H126ZM126 98H125V99H126ZM153 98H154V99H153ZM156 98H158L159 101L156 100ZM164 98H165V99H164ZM216 98H219V99L216 100ZM238 98H236V100H237ZM108 99H109V98H108ZM110 99H109V100H110ZM120 99H121V100H120ZM149 99H150V100L152 99L153 102H152V100H151V101H150L151 103H150V102L148 101ZM160 99H161V100H160ZM169 99H170V100H169ZM174 99H173V101H174ZM188 99H189V100H188ZM193 99H194V100H193ZM195 99L198 101L199 106H200V105H202V106H207V107H204L205 110L203 109L205 112H208V111H209V107L211 106V109L213 110V111H212V110H211V111H212L213 113L209 111V112L211 113L210 115H209V113L204 114V111L201 112L202 109H201V111H199V109H200V108H199L198 111L201 112V113H203L204 116H206V115H207V116H206L205 118H202V116L198 118L199 115H203V114H201V113H197V112H198V111H196L197 109L194 108V107H198V105L195 104V103L197 102ZM263 99H264V97H263ZM154 100H156V101H154ZM186 100H188V101H186ZM192 100H193V101H192ZM243 100H244V101H243ZM261 100H262V98L259 99V101H261ZM90 101H89V102H90ZM123 101H124V102H123ZM134 101H135V99H134V97H132V102H134ZM177 101H176V102H177ZM190 101H191V103H190ZM195 101H196V102H195ZM93 102H94V101H93ZM93 102H91V103L93 104ZM103 102H100V103H103ZM117 102H116V103H117ZM148 102H149V104H148ZM171 102H172V100H171ZM192 102H193V103H192ZM209 102H210V103H209ZM244 102H245V103H244ZM257 102H258V101H257ZM98 103H99V102H98ZM104 103H103V104H104ZM110 103H112V102H110ZM114 103H115V101H114ZM118 103H117V105H118ZM152 103H153V104H152ZM155 103H158V104H159V105L157 104L158 107H156V104H155ZM189 103H190V104H189ZM202 103H203V104H202ZM211 103H212V104H211ZM225 103H226V102H225ZM259 103L261 104L262 101L259 102ZM263 103H264V102H263ZM263 103H262V104H263ZM107 104H104V107H106ZM127 104H128V105H127ZM167 104H168V103H167ZM170 104H171V103H170ZM170 104H169L168 106H171ZM174 104H176V103L173 102V106H174ZM193 104H194V106H193ZM255 104H256V105H255ZM108 105L110 106V104H108ZM117 105H116V106H117ZM142 105H143V104H142ZM142 105H141V106H142ZM145 105H144V106H145ZM109 106H108V111H110V110L112 111V110L114 109V108H113V106H114L113 103H112L111 107H109ZM119 106H120V105H119ZM141 106H140V107H141ZM173 106H172V107H173ZM176 106H175V107H176ZM202 106H201V108H203ZM208 106H209V107H208ZM240 106H241V105H240ZM242 106H243V105H242ZM242 106H241V107H242ZM250 106H252L251 109H250ZM256 106H259V107H256ZM263 106H264V105H263ZM114 107H115V106H114ZM132 107H133V105H132ZM134 107H135V106H134ZM140 107H139V110L136 109V107H135V108H131V110H132V109H136L137 111H139V113L137 112V115L139 116V115L141 114L140 110L142 109V107H141V109H140ZM147 107L145 106V109H146ZM159 107L162 109V111H160L161 109H159ZM172 107H168V108H172ZM175 107H173V108H175ZM213 107H215V108H213ZM221 107H219V108H221ZM225 107H226V106H225ZM254 107H255L256 109H255ZM115 108H120V107L117 106V107H115ZM143 108H144V107H143ZM152 108H153V106L151 107V109H152ZM180 108H181L182 110H181ZM206 108H207V109H206ZM257 108L260 109V110H258ZM166 109H165V110H166ZM186 109H187V108H186ZM195 109H196V110H195ZM216 109H217V111H216ZM226 109H227V108H226ZM231 109H232V112L234 111V114H236V116L238 115V118H237L235 115H233L232 112H231L232 114H230L229 111H230ZM235 109H237V110H235ZM114 110H115L114 112H116V116H113L114 118H112V116H111V117H110V118H111L110 120H114V119L118 116L117 113L120 114V112H119L120 109H119V110L114 109ZM123 110H121V111H123ZM143 110H144V109H143ZM180 110H181V111H180ZM214 110H215V111H214ZM221 110H222V109H221ZM223 110H222V112H224ZM105 111H106V113H108L107 110H105ZM111 111H110V112H111ZM141 111H142V110H141ZM144 111H145V110H144ZM144 111H142V112H144ZM159 111H160V112H159ZM182 111H183V112H182ZM195 111H196V113H195ZM235 111H236L237 113H236ZM242 111H243V110H242ZM244 111H243V112H244ZM134 112H136V111H134ZM179 112H178V113H179ZM111 113H112V112H111ZM111 113H110V114H111ZM123 113H124V111H123ZM149 113H150V110H149V111L146 110V115H145V116H147ZM228 113H229V115H231V116H228ZM55 114H56V113H55ZM113 114H114V113H113ZM127 114H129L130 117H129ZM133 114H134V115H133ZM169 114H168L167 116H168V117H172V116H169ZM195 114H197V116H196ZM198 114H199V115H198ZM213 114H214V115H213ZM219 114H220V115H219ZM255 114L258 115V116H256ZM52 115L54 116V113H52ZM111 115H112V114H111ZM114 115H115V114H114ZM131 115H132L133 117H132ZM137 115H136V116H137ZM151 115L154 116L155 113H154V114L152 113V114H150V115H148V116H151ZM163 115H162V116H163ZM211 115H212V116H215L217 119L214 120L215 117H212ZM226 115H227V116H226ZM232 115L234 116L233 118H231ZM242 115H247L248 117H247V116L245 117V116H242ZM56 116H57V115H56ZM56 116H54V117H56ZM92 116H93V115H92ZM94 116H95V114H94ZM138 116H137V117H138ZM143 116H144V114L142 115V117H140V116H139V117L142 118L143 120H145V119L143 118ZM167 116H166V117L163 116L162 118L166 119ZM195 116H196V117H195ZM208 116L211 117L212 120H214L212 123H210L211 120L207 121L208 119H206V118H207ZM218 116H220V117H218ZM221 116H222L223 118H224V117L226 118V120H225V118H224V122H225V123H226V122H227V123L229 122V123H228V124H227V123L225 124V123H223V122L220 123V121H223V118H221ZM241 116H242V117H241ZM139 117H138V118L135 117L136 119H138L137 121H136V119H135V121H136L135 124H136V125H139V126H137V127L139 128V131H140V132H139V131H135V128H136V125H135V124H134L135 126L132 125L133 127H131V128H133L134 130L130 129V127H128V128H129L130 130H132L133 133H134V132H135V133H137V132L142 133V132H141L142 130H146V131L149 130L148 132H150L151 130H150L149 128H146L147 125H145L146 127L143 125L144 123L146 124V122H142V121H141L143 124H141L140 122H138V121H140V118H139ZM174 117H172V120L175 119ZM209 117H208V118H209ZM227 117H230V118L227 119ZM239 117H241V118H239ZM93 118L96 119L95 117H92L91 120H94ZM118 118H119V120H120L121 122L124 120L123 122L126 123L127 126H128L129 124L131 125V121H134V120H133L134 118H133L132 120L129 119V120H131L130 123H129V122L127 121L128 119L125 120V119L122 118L123 120H121V119H120V116H118V117L115 119V120H117V121L114 120V121L111 122L110 120H108L109 122L104 123L105 125H104V124L101 125V126H103V128H101V127L99 126V128H100V129L98 128L99 131H98V129H97V131H98V135H99V136H102V135H100V133H101L100 131H102V129L105 130L106 128H104V127L107 126V124H109V126H107V127H110V125L112 126V125H114V124L117 125L116 123L119 122ZM145 118H147V117H145ZM149 118H150V117H149ZM200 118H202V120H200V121L203 122V123L201 122L202 124L199 122V119H200ZM218 118L221 119V120H218ZM234 118H236V119H234ZM242 118H243V119L245 118V119L242 120ZM246 118H247L248 120H246ZM204 119H206V120H204ZM231 119H233V120H231ZM239 119H240V120H239ZM91 120H90V121H91ZM166 120H168V118H167ZM170 120H171V119H170ZM195 120H196V121H195ZM203 120H204V121H203ZM217 120H218L219 122H218ZM235 120H236V121H235ZM237 120H238V121H237ZM241 120H242V121H241ZM252 120H254V119H252ZM94 121H95V120H94ZM126 121H127V122H126ZM135 121H134V122H135ZM145 121H147V120H145ZM168 121H169V120H168ZM176 121H175V123H176ZM194 121H195V122H194ZM247 121H248V122H247ZM262 121L264 122V120H262ZM123 122H122V123H119V124H120V125H123ZM137 122H138V124H137ZM173 122H174V120L171 121V125H174V124H172ZM193 122H194V123H197V124L199 123V124L196 125V124H193ZM242 122H243V123H242ZM245 122H247L246 124L249 126V128H251V129H249L250 131L252 130V128L260 129V130H261V131L259 130L260 132H259V131L256 132L255 130H252V132H254V133L256 132V133H257L256 135H255V134H252V133L250 132V135H251V136L254 135V136L257 137L258 135H261V136H260V139H259V137H258V140H256L257 143L254 144V146L257 147V146H258V145H257L258 142H259L260 144L262 143V146L259 144L260 147L258 146V149H256L257 151H259V153L257 152L258 154H256V155H255L256 150H255V147H254V146H251V148H252V147H254V148H252V149L250 148V150H251V151H252V150H255V151H252V152H255V153H252V152L250 153V152H249L250 150L247 149V147H250L249 144L256 142V141L252 142V139L255 140L256 137L251 138V137H248V136H247V135L249 134V130H248V126H247L246 124H244ZM256 122H257V121H256ZM99 123H100V122H99ZM111 123H112V124H111ZM169 123H170V122H169ZM236 123H237V124H236ZM240 123H241V125H240ZM261 123H262V124H261ZM126 124H124L122 127H126ZM132 124H133V122H132ZM140 124H141L142 126H141ZM120 125H119V126L117 125V126L119 127V129L121 128ZM148 125H149V124H148ZM201 125H202V126H201ZM212 125H213V124H212ZM218 125H220V126L218 127ZM59 126L61 127L62 124L60 125V123H59ZM163 126H164V125H163ZM200 126H201L202 129L199 128ZM208 126H209V125H208ZM216 126H217V128H216ZM62 127H63V126H62ZM114 127H115L116 130H115V129H112V127H110V128H111V129H109V131L111 130L110 132H108V130L106 129L105 132H103V133H106V135H110V133L113 132L112 130H115V132H119V133H117V134H118V137L121 135V137H120L121 139H120V138L118 139L116 133H113V134H111V135L109 136V137H114V138H113L114 141H113V139H110L108 136H106V137L103 136L105 139L108 137V138H107L108 140H105L106 143H107V144H106V143H103V142H105L104 139H102L103 137L101 138V137H99V136H95V134H97V133H94V132H93V133H94L93 137L95 136L94 138H97V137L100 138L98 141L95 139L97 142L94 141V143H95L94 146L98 147L101 143H103V146H104V144L108 145L107 148L110 149L109 151L113 150L112 147H113L114 145L117 146V147L119 146V147H118V149H119V148L121 147V145L124 144L123 140H124L125 138H123V137H124L123 135L125 134V137H127V136H128V135H127L128 132H129V134H131V132H130V130H127V132H124V131H126L125 129H128V128L126 127V128L124 129V131H123V132H124V134H123V133L121 132V130H123L122 128H121V130L117 131V130H118V127H117V128H116V126H114ZM114 127H113V128H114ZM140 127H141L142 129H141ZM152 127H153V126H152ZM180 127L183 128L181 125H180ZM190 127H191V126H189L188 128H190ZM192 127H191V128H192ZM194 127H195V129H194ZM230 127H231V131L233 130V127H234V131L236 130V131H235V134H233L234 131H232V132L229 131ZM138 128H137V129H138ZM164 128H165V127H164ZM196 128L200 129L201 131H200V130L198 131V129H196ZM203 128H204V129H203ZM206 128H207L208 130H207ZM211 128H212V127H211ZM235 128H236V129H235ZM137 129H136V130H137ZM140 129H141V130H140ZM147 129H148V130H147ZM212 129H214V128H212ZM215 129H214V130H215ZM262 129H263V131H262ZM175 130H176V131H175ZM177 130H178V132L181 131L180 133H182V134H181V135H178L179 133H177ZM238 130H239V131L241 130V132H239ZM55 131H56V130H55ZM95 131H96V130H95ZM97 131H96V132H97ZM106 131H107V132H106ZM163 131H164V130H163ZM174 131L176 132L177 135L174 134ZM184 131H185L186 134H188V135L191 134V135L189 136L188 139H185V136H187V135H183V134H185ZM187 131H188L189 133H187ZM204 131H203V135H205V134H204ZM216 131H215V132H216ZM237 131H238V133H237V135H236V132H237ZM59 132H60V130H59ZM63 132H64V131H63ZM63 132H62V133H63ZM99 132H100V133H99ZM144 132H145V131H144ZM144 132H143V133H144ZM165 132H166V131H165ZM190 132H191V133H190ZM242 132L245 133L246 135L243 134ZM60 133H61V132H60ZM60 133H59V134L56 133V134H58V136L63 135L62 133H61V135H60ZM93 133H92V134H93ZM121 133H122V134H121ZM135 133H134V134H135ZM143 133H142V134H143ZM146 133H147V132H146ZM192 133H194V134H196V135H197L198 133H200L199 135H197V136L199 137V139L197 140V141H198L197 143H199V144H196V143L194 142V141L196 140V138L194 139V136L196 137V135H194V134H192ZM213 133H214V132H213ZM229 133H230V134H229ZM231 133L234 135L233 137H236V136H237V138H238V142H240V141L243 142V140H244V139L246 140V138L248 137L249 139L251 138V140H247V141H251V143L246 141V144H245V140H244L243 143H240L241 145H240L239 143L236 145L237 141H235V142H236V143H235V142H233V140H237V139H236V138H232V134H231ZM239 133H240V136H241L242 139L240 138ZM247 133H248V134H247ZM260 133H263V134H260ZM92 134H91V136H92ZM101 134H102V133H101ZM119 134H120V135H119ZM134 134H132V136H134ZM137 134H138V133H137ZM171 134H169L168 136H170ZM103 135H105V134H103ZM113 135H116L117 138L115 139V136H113ZM126 135H127V136H126ZM145 135H147V134H145ZM150 135H151V132H150ZM172 135H171V136H172ZM192 135H193V136H192ZM235 135H236V136H235ZM243 135L246 136V137L243 138ZM250 135H249V136H250ZM122 136H123V137H122ZM140 136H141V134H139V137H137L136 134H135V137H137L138 139L134 137V138L136 139L135 142L138 143V144H137L138 146H139V144L142 142L139 138H141V139H142V138H145L144 136H143V137H140ZM191 136H192V137H191ZM211 136H212V137H211ZM227 136H228V137H227ZM230 136H231V137H230ZM238 136H239V137H238ZM64 137H65V136H64ZM67 137H69V139H70L69 142H71L70 144H69V142H68V145H67L66 142L64 141V143L66 144V148H67V150H68V151H67V154L70 155V154H72V152H73V154L76 156L75 153H77V155H78L79 157H81L82 159L80 160L79 157L77 156V158L79 159V160L77 159V161H79V163H78L77 161H75V160L73 159V158L76 159V157H73V155H71V157L67 155V157H70V158H69L70 161H71V158H72L73 161H74V163L77 162L76 164H79V165H80V161H84V162H82L83 164L81 163L82 165H80V167L83 168V165H84V168H85V167H87V165H88L90 162H92V160H96L95 158L100 159V158L102 157V156H101V155H102L101 152L105 149L106 145H105V147H103L102 144H101V146H100L99 148H100V150H101V147H102V148H103L102 151H99L98 148L92 150V148H94V147L92 146V145L94 144V143H92L94 139L92 140V137H90L91 140H92V142H90V146H89V147H91V148H90L91 150H90V152H89V147H88L89 143H88V142L90 141V139H87V141H88L87 144H88V145H87V144H84L83 147H86V148H84L85 151H83V150H80V149L83 148L82 146H81L82 148H81V147H80V148L78 147V145H79V143H80V141H78V139H77V141H78L79 143H78V145H76L77 143H74V139H73V137H72V139H71V135H69V136H67ZM224 137H225V138H224ZM262 137H263V138H262ZM128 138H130V139H127L128 141L125 139V140L127 141V142H126L127 144H128V142H130V143L134 142V141H132V139L134 140L133 137L131 138V136L129 135ZM180 138H177V139H180ZM213 138H214V139H213ZM231 138H232V139H231ZM239 138H240V139H239ZM67 139H68V138H67ZM117 139H118V140H117ZM150 139L152 140V137H150ZM225 139H227V140L231 139V140H232V143L230 142L229 144H230V146H231V144H235L236 146H238V147L236 148V147H234L235 145H234V146L232 145L234 148H236V150H235L233 147H229V144H227V140L225 141ZM256 139H257V138H256ZM72 140H73V141H72ZM100 140H101V141H100ZM102 140H103V141H102ZM116 140H117V141H116ZM120 140H121V141H120ZM125 140H124V141H125ZM129 140H131V141H129ZM137 140H138L139 142H138ZM148 140H149V138L147 139V142L149 143V145H148V146L146 145L145 147H146L147 149H149V150H152V149L154 148L155 144H152L151 141H150V142H151V143H150ZM259 140H261V141H259ZM67 141H68V140H67ZM107 141H108V142H107ZM109 141H111V142L113 141L114 145H113V143H110ZM119 141H120L122 144H121ZM144 141H146V140H143V142H144ZM170 141H171V140H170ZM170 141L168 140L167 142L169 143ZM179 141H180V140H179ZM179 141H177V142L180 143L181 141H180V142H179ZM207 141H208V140H207ZM207 141H206V142H207ZM214 141L216 142L215 145H219V144H220L219 146H221V147H219V146H215L214 144H212V143H214ZM98 142H99V145L96 144V143H98ZM100 142H101V143H100ZM115 142H116V144H115ZM117 142H119L120 145H118L119 143H117ZM135 142H134L133 144H130V146H133V145L137 146ZM143 142H142L141 144H143ZM154 142H155V141H154ZM154 142H153V143H154ZM177 142L171 143V145H173V146H172L173 148H176V147H177V146H176V147L174 146V144H175V143L177 144ZM203 142H202V143H203ZM108 143H109V144H108ZM144 143L146 144V142H144ZM155 143H156V142H155ZM168 143H167V144H168ZM65 144H64V145H65ZM72 144H74V146L76 145V148H75V149H73L74 146H73ZM111 144H112L113 146H112ZM127 144H126V145H127ZM141 144H140L139 147H142ZM156 144H157V143H156ZM169 144H170V143H169ZM169 144H168L166 147H168ZM224 144H226V145H224ZM242 144H243V146H246V145H247V146H246V150H247V151L244 150V149H242V150L244 151L243 154L245 155V158H247L246 161H248V162H245V158L242 159L243 156H244V155L242 154L243 151H241V148H243V147H242ZM71 145L73 146V148L70 147ZM97 145H98V146H97ZM126 145H125V146H126ZM157 145H158V144H157ZM157 145L155 146V151L153 150V152H157L158 150H160V149L163 147V146H160L161 144L159 145L160 147L157 146ZM164 145H165V144H164ZM171 145H170V147H168V148H166V147L164 146V149H165V150H164V149H162V150H163L164 152H165L166 150L170 151V150H171ZM222 145H224V148H225V147H226V148L224 149ZM227 145H228V146H227ZM251 145H252V144H251ZM109 146H110V147H109ZM115 146H114V147H115ZM125 146H122V147H123V148H126ZM127 146H128V148L130 147L129 145H127ZM135 146H134V148H133V147H130V148L135 149ZM138 146H137L136 148H138ZM152 146H153V147H152ZM69 147H70V149H69ZM87 147H88V148H87ZM122 147H121V148H122ZM145 147H142V151L139 150V149H141V148H139L138 150H139L140 152L137 151V150L135 149V150L138 152L139 159L141 160L140 163L143 162V163H142V164H143V168H142V169H140V168L142 167V164L139 163V167H140V165H141V167L139 168L140 171H141V170L143 171V169H145V168L147 169V165H148V164H149L148 167H150V168L152 169V167H151V165H150V164H152V165H153V168H155L156 165H157L156 168L159 169V170L161 169V172H159V173H160L159 175H161V176H162V175L164 176V174H163V168H162V167H164V169L167 170V169H168L167 167H169V165H170L171 169H168L167 171H168V172L170 171V173L173 171V172H172V175H173L174 171H175V174H174V175H176V173H177L176 171H178V173H177L176 176H181V177H182V174H183V173H187L188 170H187L186 164H185V163L183 164V162H182L181 164L179 163L180 166H182L181 169L179 168L178 170H174V169H176V168L173 167V170H172V165H173V164L176 165V164L178 163V162L174 163V162H175V159L173 160V158H174L175 155L177 156V154H178V152H177L178 150H177V149L179 148V145H178V147L176 148V150H177L176 153H177V154H176V153L173 154V153L171 152L172 150L170 151L171 153L169 152L170 154H173V157H171V158H167V157L165 156V155L168 154V153H167L168 151L166 152V154H165L163 151H161V153L163 152V154H161V155H164V156H162V157H161L159 151L157 152V153H159L158 155H157L156 153H154V154H156V155H154V156H157V157H155V159L159 158V156H160V158H163V157H164V160H165V161H164L163 159H161V160H162L161 163H163V164H164V162H167V163H168L169 160H170V161H171V160L174 161V162L171 161L172 163H171V164L169 163L168 165H167V163H165L166 165H165V164L163 165V164H161L160 162H159V164L156 162V163H155V167H154V162H155V161H158V160H160V159H158V160H154V161L152 160V161H151V160L149 159V157L147 158V156H148V153H147L148 150H147ZM149 147H151L152 149L149 148ZM195 147H196V146H195ZM195 147H194V148H195ZM227 147H228V148H227ZM239 147H240V148H239ZM71 148H72V150H71ZM77 148H79L78 151L80 150V151H82V152H77V151H76ZM107 148H106V149H107ZM123 148H122L121 151H120L121 153L119 152L120 154L118 153V150H117V152H115V153L119 154L118 156H117V154L115 155L116 158L118 157V159H120V160H124V161H126V160H128V161H129V160H134L133 158H135V161H137V162L140 161V160L137 158L138 156L136 157L135 155H133L134 150L131 149V150L133 151V152H131L130 149L128 150V148H127V149H126L127 151H126V150H123ZM144 148H145L146 151H143ZM169 148H170V149H169ZM173 148H172V149H173ZM184 148H185V147H184ZM196 148H197V147H196ZM205 148H204V149H205ZM221 148H222V149H221ZM244 148H245V147H244ZM263 148H264V147H263ZM116 149H117V148H115L113 151H115ZM230 149H231V150H232V149L234 150L235 155H237V154H241V156L238 155L237 158H236V156H235L236 159H235V158H232V159H231L230 157H232L231 155H233V152H230V151H231ZM156 150H157V151H156ZM173 150H174V149H173ZM184 150H185V149H184ZM184 150H182V151L184 152ZM237 150H239V151H237ZM98 151H99L101 157H100L99 155H98V157L95 156V153H98ZM113 151H112V152H113ZM124 151H125V152H124ZM128 151L131 152V153L129 154ZM202 151H203V150H202ZM217 151L220 153L219 155H217V153H218ZM245 151H246V153H245ZM74 152H75V153H74ZM91 152H94V153H93V156L91 155V156H92V159H90L91 156H90V154H89V153H91ZM112 152H110V156H108V157H109L108 160L116 161V160L112 159V158H114V157H111ZM126 152H127V156H128V155H129V156L133 155V156H135V157H133V156H132V157H129V156L127 157V156H126L128 159H127L126 157H125V158H126V159H125V158H124V155H125ZM142 152H146V153H147V154H146L147 156H145V155L142 156V157H145V158H143V160H142L141 157H140L141 154H142V155L144 154V153H142ZM247 152H248V155H249V156L246 155ZM69 153H70V154H69ZM80 153H84V156H83L84 158L82 157V154L79 155ZM87 153H88V154H87ZM122 153H123L124 155H123ZM134 153H136V152H134ZM139 153H140V155H139ZM151 153H152V152H151ZM201 153H204V154H201ZM91 154H92V153H91ZM152 154H153V153H152ZM152 154H151V155H152ZM200 154L203 155V156H205V157L208 155V157H206V158H204L203 156L200 157ZM206 154H207V155H206ZM251 154H252V156H255V159L252 158ZM86 155L89 157V159H86V158H88V157H86ZM96 155H97V154H96ZM113 155H114V152H113L112 156H113ZM120 155H123V156H122L123 158H122ZM136 155H137V154H136ZM261 155H262V154H261ZM167 156H169V155H167ZM170 156H172V155H170ZM170 156H169V157H170ZM176 156H175V157H176ZM209 156H210V157H209ZM215 156L218 157V158H217L218 160H219V159H220V160L217 161V159H216ZM228 156H230V157H229V158H230L229 161H228V159H229ZM120 157H121V158H120ZM151 157H153V156H151ZM151 157H150V158H151ZM199 157H200V158H199ZM202 157H203L204 159H203ZM233 157H234V155H233ZM238 157H240V159H242V160L238 159ZM250 157H251V158H250ZM258 157H259V159H258ZM93 158H94V159H93ZM153 158H154V157H153ZM153 158H151V159H153ZM165 158H166V159H165ZM208 158H209V160H210V158L212 159V160H210V162L212 161L211 163L209 162ZM225 158H226V159H225ZM248 158H249V159H248ZM261 158H262V160H261ZM101 159H102V158H101ZM101 159H100V160H101ZM136 159H137V160H136ZM148 159H149V160H148ZM167 159H169V160H167ZM176 159L180 161V159H178V157H177ZM195 159H194V160H195ZM205 159H207L208 162L205 161ZM234 159H235L236 161H235ZM252 159H254V162L256 161V162H255V163H257V164H256V167H254L255 163L250 161V160H252ZM89 160H90V161H89ZM100 160H97V161H100ZM146 160H148L149 163H148ZM161 160H160V161H161ZM166 160H167V161H166ZM197 160H196V161H197ZM200 160H202V161H200ZM203 160H204V161H203ZM243 160H244V161H243ZM260 160H261L262 162H261ZM47 161H48V160H47ZM85 161H86L87 163H86ZM144 161H145L146 167H144ZM150 161H151V162H150ZM163 161H164V162H163ZM170 161H169V162H170ZM237 161H238V162H237ZM48 162H49V161H48ZM88 162H89V163H88ZM146 162H147L148 164H147ZM152 162H153V163H152ZM206 162H207V163H206ZM215 162H218V164H216V167H215V164H214ZM244 162H245V163H244ZM249 162H251V163H249ZM259 162H261V164H259L260 167H259V165H258ZM71 163L73 164V162H71ZM209 163H210L211 165H214L213 168H214L215 171L213 170L212 167H210ZM246 163H249L250 165L254 164V165H252V167H251L252 169H250L249 164H248L249 169H247L248 167H247V164H246ZM262 163H263V164H262ZM57 164H59V161L57 162ZM57 164H56V165H57ZM62 164H63V163H62ZM85 164H86V165H85ZM160 164H161V165H160ZM244 164H245L246 167H247V168L245 167L246 169H243V168H242V167H244ZM54 165H55V164H54ZM56 165H55V167H56ZM79 165H77V167H76V165L74 164V168H75V169H73V168L71 167V169L75 170V172L73 171L72 173H77L78 170H79L78 172H80V168L78 169ZM120 165H122V164H120ZM159 165H160V167H159ZM217 165H218V167H217ZM224 165H225V164H224ZM257 165H258V167H257ZM61 166H62V165H60V164L58 165V167H61ZM88 166H89V165H88ZM178 166H179V165H178ZM58 167H57V168H58ZM170 167H169V168H170ZM201 167H202V168H201ZM208 167H210V170H209ZM76 168H77L78 170H77ZM109 168H110V167H109ZM113 168H114V167H113ZM118 168H119V167H118ZM121 168H122L121 171H123V172H124V170L126 169V168L124 169V166H123V165H122ZM156 168L153 169V170H157ZM206 168H208L207 171H213V172H211V173L208 172V173H210V175H209V174L207 173V171H206ZM216 168H218V170H217ZM237 168H238V167H237ZM254 168H259V169H258L257 171H255ZM85 169H87V168H85ZM114 169H115V168H114ZM114 169H113V170H114ZM135 169L138 170V167H137V168H134V170H131V172L129 171V172L131 173V174H128V175H130V177H132V176L134 177V175H136L137 172L140 174L139 170H138V171L136 170L137 172L134 173V172H135ZM151 169L148 168L147 171H153V170H151ZM228 169H229V170H228ZM235 169H236V168H235ZM95 170H96V171H95ZM97 170H98V169H95V168L93 169V172H94L93 175H97V174H95V172H99V173H100V171H97ZM109 170H110V169H109ZM109 170L107 169L106 171L108 172ZM113 170H112V171H113ZM119 170H120V169H119ZM119 170H118V171H119ZM198 170H199V171H198ZM243 170H244V172H243ZM246 170H247V171H246ZM251 170H254V171H251ZM91 171H92V170H91ZM112 171L110 170L108 173L111 174ZM132 171H134V172L132 173ZM245 171H246V173H245ZM258 171H260V172H259L260 174L258 173V175H256ZM66 172H67V171H66ZM125 172L128 173L127 170H126ZM125 172H124V173H125ZM144 172H146V170H144L143 173H144ZM155 172H156V171H155ZM255 172H256V173H255ZM67 173H68V172H67ZM99 173H98V174H99ZM157 173H158V171L155 173V175H156ZM170 173H169V174H170ZM229 173H230V174H229ZM61 174H62V173H61ZM106 174H107V173H106ZM141 174H142V173H141ZM212 174H213V175H212ZM231 174H232L233 176H232ZM234 174H235L236 176H235ZM263 174H264V173H263ZM100 175H102V174H100ZM172 175H170V177H171ZM174 175H173V176H174ZM183 175H184V174H183ZM221 175H223V177H221ZM227 175H228L231 179H230ZM161 176H159V177H161ZM231 176H232V177H231ZM257 176H259V177H257ZM261 176H262V177H261ZM22 177H23V176H22ZM22 177H19V178H22ZM133 177H132V178H133ZM218 177H219V176H217L216 178H218ZM237 177H236V178H237ZM252 177H254V178H252ZM19 178L17 179V180H18L17 182H14V183L17 184L18 186H19V183H20V184H22V183H24V184L27 183L26 181H25V182L23 181V180L25 179L24 177L21 179L22 182H19V180H20ZM240 178H238V180H239ZM255 178H257V179H255ZM258 178H260V179H258ZM261 179L263 180V182H261V181H262ZM254 180H256V181H254ZM257 181H258V182H257ZM243 182H244V183H243ZM251 182H252V183H251ZM256 182H257V184L255 185L254 183H256ZM259 182H261L262 184L259 183ZM163 183H164V182H163ZM240 183H242V184L240 185ZM243 184H244V185H243ZM11 185H14V184L11 183ZM17 185L9 186L8 188L11 187V189H8V192L11 191V193L13 194L12 191L15 190L14 187L17 186ZM27 185H29V183H28ZM232 185H233V184H232ZM232 185L229 184V187H228V188H231L230 186H232ZM235 185H234V186H235ZM242 185H243V186H242ZM257 185H258V186H259V185H263V187L261 186L262 188L259 187V188H260V191L263 192V193H261V192L258 191L259 188H258V190H257V188H252V187H251V186L257 187ZM24 186L27 187V188H29V186H26V184H25ZM241 186H242V187H241ZM120 187H121V186H120ZM250 187H251V188H250ZM123 188H124V187H123ZM234 188H235V187H234ZM254 189H256V190L254 191ZM27 190H28V189H27ZM123 190H124V189H123ZM123 190H122V191H123ZM257 191H258V192H257ZM30 192H31V191H29V195H30V194H35V196H38V195H39L38 197H41V194H36V193H38V192H36V193H32V192L30 193ZM252 192H254V193L257 192V193H255L257 196H256L254 193H252ZM251 194H252V195H251ZM258 194H259V196H258ZM260 194H263V195H260ZM9 195H10V194H9ZM260 196H262V197H260ZM262 198H263V199H262ZM256 199H258V200L260 199V200H261V201L259 200V204H258V202H257V203L254 202V201H258V200H256ZM235 200H236V202H235ZM252 200H254V201H252ZM262 200H263V201H262ZM113 201H114V200H113ZM237 201H238V206H237ZM251 201H252V202H251ZM114 202H115V201H114ZM261 202H262V204H261ZM116 203H118V202H116ZM232 203H233V205H232ZM235 203H236V204H235ZM245 203H246V204H245ZM247 203H248V204H247ZM260 204H261V205H260ZM231 205H232V206H231ZM234 205H236V206H234ZM241 205H242V204H241ZM248 205H249L250 207H248ZM262 206H263V207H262ZM121 207H122V206H121ZM228 207H229V208H228ZM235 207H236L237 209H236ZM259 207H260V208H259ZM234 208H235V209H234ZM250 208H251V209H250ZM254 208H255V209H254ZM261 208H262V209H261ZM249 209H250V210H249ZM74 210H75V208H74ZM74 210L71 209V211H74ZM122 210H123V208L121 209L120 212H123ZM252 210L256 211V212H257V215H258V212H259V214H260L261 216L258 215V220L261 221V218H262V219H263V220H262L263 222L261 221V223H255V222H256L255 220H257V215L254 214L255 212H252ZM124 211H126V208H125ZM75 212H77V211H74V212H72V213H75ZM249 212H252V213L249 214ZM240 214H241V215H240ZM251 214H252V215H251ZM247 215H248V217H247ZM249 215H251L252 217H255V215H256V218H254V220H252V217L249 218ZM240 216H242V217H240ZM262 216H263V217H262ZM259 217H260V218H259ZM242 218H243V219H242ZM244 219H246V220L248 219V220L245 222ZM79 220H80V219H79ZM249 221H250V222H249ZM259 221H257V222H259ZM46 222H47V221H45V222H43V223H40V224H42V225H46L47 231H45V229H46L45 226L42 227V225L39 224V225L42 227V228H40V230H39V234L41 235V234L44 233V232L41 231L43 228H44L43 231H45V233L43 234V235H45V237H44L43 235L40 236V237H41V238L44 237L45 239H44V238H43V239H40V237L38 236L39 240H41L42 242L40 241V242H41V243H40L38 239H37V241H38L39 244H42V245H39V244H37V245H39V246L42 247V246H45L44 244L47 245V243H50L51 241H52L53 243L55 242V244H54L55 246L52 245V244H53L52 242H51L52 244L50 243V244H48V246H46V247H48V248L50 247L49 249H51L52 252L48 251V250H49L48 248H47L48 250H46V249H45L46 247H45V248L42 247V252H44V251L46 250L45 252H50V253H52V254H55V252H57L59 248H61L62 246H63L62 248H64V247L66 246V243H65V242H68L69 239L72 238V237H70V236H72V235L74 234V231L72 232V235H70L71 231H70V233H68L69 230H70V229H68V227H67V228H66V227H63V228H64V229H63V228L60 226V227H61V230H62L63 232H66V233H64V234H67V235H64L63 232H62L63 236H62V238L60 237L61 239H64L63 242H62V240H60V238H59V236H58V235H60V234H57V232H56V233H55V232L53 233V235L57 234V236L55 235L56 238H55L54 236H52V232H51V234L49 235V232H50L49 230H51V227H52V226H50V224H48V223L46 224ZM79 222H80V225H79V229H78V230H80L81 232H82V229L85 230V231H86V230H89V229H91V228L93 229V226L95 225V222H94L92 225L89 224V223H88V224L85 223V222H88V221H85V222L83 221V222H82V220H81V221H79ZM49 223H53V222H52V221H49ZM82 223H84L83 225H86V224H87L88 226H86V227L84 226V227H83V225L81 226ZM243 223H245L246 226H245V224L243 225ZM252 223H254V226H255L254 228H251L252 226L249 225V224H252ZM156 224H157V223H156ZM156 224H155V225H156ZM192 224H193L192 226H194V227L196 228V230H195V229H194V230H195L196 232H198V231H199L198 228H201V227L203 226L204 222L199 223V225H196V224H194V223H192ZM247 224L249 225V228H248ZM256 224H257V225H256ZM259 224H260V225H259ZM39 225H38V226H39ZM47 225H48V226H47ZM51 225H53V224H51ZM90 225H91V226H90ZM155 225H154V226H155ZM242 225H243V227H247V229H249V230H247L246 228H243ZM261 225H262V227H261ZM40 226H39V227H40ZM89 226H90V227H89ZM154 226H152V227H153L154 229H157V227L159 226V224L156 225V227H154ZM192 226H191L190 228H192ZM258 226H259V227H258ZM48 227H49L50 229H49ZM80 227H81L82 229H80ZM197 227H198V228H197ZM260 227H261V228H260ZM65 228H66V229H65ZM85 228H87V229H85ZM88 228H89V229H88ZM158 228H159V227H158ZM190 228H189V229H190ZM241 228H242L243 230H242ZM259 228H260V229H259ZM48 229H49V230H48ZM164 229H166V228H164ZM186 229L188 230V228H186ZM201 229H202V228H201ZM244 229H246V230H244ZM250 229H252V230H250ZM64 230H65V231H64ZM67 230H68V231H67ZM93 230H94V229H93ZM157 230H158V229H157ZM240 230H241V231H240ZM258 230H259V231H258ZM80 231H78V233H79L80 235L83 234V233H81ZM94 231H95V230H94ZM238 231H239V232H238ZM243 231H244V232H243ZM261 231H262V232H261ZM41 232H42V233H41ZM46 232H47V233H46ZM83 232H84V231H83ZM87 232H88V231H87ZM87 232H85L84 234H86ZM242 232H243V234H242ZM259 232H260V233H259ZM46 234L49 235V236H50L51 238H53V239H52V240L49 239L50 237L48 238V236H47ZM68 234H69L70 236H69ZM94 234H95L96 238H100L99 236L97 237V235H96V234H98V233H94ZM249 234H250L251 236H252V234H254L256 237H259V240H260L261 242H260L259 240L257 241V239H256L255 236H252L251 238H254V237H255V238H254V243H252V244L256 245V246L252 247V246H251L252 244H250V243L252 242V240H250L251 242H250L249 240H247V238H248L247 235L250 236ZM259 234H261V236H260ZM158 235H159L158 237H160V238H158V240H159V239L161 240V239H162L161 237H163V238H165L166 240H168V238L170 239V236H171L170 232L168 233V231H166V232L164 233V235H163V233H162V234L159 233ZM169 235H170V236H169ZM220 235H221V237H219ZM230 235H229V237H230ZM245 235H246V236H245ZM46 236H47V237H46ZM60 236H61V235H60ZM64 236H65V237H64ZM68 236H69L70 238H69ZM225 236H226V237H225ZM244 236H245V237H244ZM217 237H218V238H217ZM234 237H236V238H239V237H240V239H241V238L244 239V240H243V243H242V240H239V239H238L239 241L236 240V239H235V240H232V239H234ZM243 237H244V238H243ZM246 237H247V238H246ZM260 237H261V238H260ZM58 238H59V239H58ZM65 238L67 239V241H66ZM219 238H220V239H219ZM223 238H222V239H223ZM251 238H248V239H251ZM165 239H163V240H165ZM245 239H246V240H245ZM45 240H46V243H45ZM48 240H49V242H48ZM50 240H51V241H50ZM207 240H208L209 242H208ZM58 241H60L61 243H59ZM235 241H236V242H240V241H241L240 244L242 243V245H240V244H238V243H237V245H238V246L240 245V247L244 246V248H243V247H242V248H243L245 251H244L242 248H241V249H242V250H241L240 247H238V246L235 247V245H236V242H235ZM43 242H44V244H43ZM178 242H179V241H178ZM223 242H222V243H223ZM244 242H247V243L249 242V243H248V244H245ZM257 242H258V243L260 242V244H262V246H261L260 244H256ZM36 243H37V242H36ZM64 243H65V244H64ZM181 243L183 244L182 241H180V244H181ZM207 243H209V244H207ZM59 244H60V245L62 244L61 247L59 246ZM182 244H181V245H182ZM220 244H221V245H220ZM249 244H250L251 248H250ZM50 245H51V246H50ZM211 245H212V246H211ZM245 245H247V246H245ZM258 245L262 248V249L259 248V249H261V250L258 249V247H259ZM52 246L54 247V250H55L56 247H57V251L54 252ZM205 246H206V247H209V249L206 248ZM222 246H223V247H222ZM225 246H228V247H229L230 252H229V250H228L227 247H226L227 250L223 249V248H225ZM51 247H52V248H51ZM211 247H212V248H211ZM213 247H214L215 250L213 249ZM245 247H246L247 250L245 249ZM256 247H257V249H258L259 251L256 249ZM203 248H204V249L206 248V251H205ZM252 248H255L257 251H256L255 249H252ZM31 249H32V248H31ZM43 249H44V250H43ZM186 249H188V250H186ZM210 249L212 250V252H209V253H208V251H211ZM222 249H223V251H222ZM248 249H252L251 251H254V252H255V253L252 252V254H254V255H252V256H256L257 259H255L256 257H251L250 252H249ZM184 250H185V251H184ZM207 250H208V251H207ZM220 250H221V251H220ZM262 250H263V251H262ZM32 251H33V250H32ZM40 251H41V249L39 250V252H40ZM188 251H190V252H188ZM191 251H192V252H191ZM200 251H203V252H202L203 254H201ZM225 251H227V252H225ZM241 251H242V252L244 251L245 253H247V255L244 254V252H243V254H242ZM260 251H261L262 253H260ZM35 252H36V251H35ZM35 252H32V254L34 253V254H35V258H37V257H36V254H39V252H37V253H35ZM53 252H54V253H53ZM197 252H198V253H197ZM217 252H218V253H217ZM192 253H194V254H192ZM213 253H214V255H215L216 257H215V256H213V257L211 256V255H213ZM226 253H231L232 255H231V254H230V255L228 254L229 256H228V255L226 256V255H225ZM248 253H249V254H248ZM32 254H31V256H32ZM34 254H33V258H34ZM190 254H191V255H190ZM198 254H199V255H198ZM210 254H211V255H210ZM221 254H222L223 256H222ZM193 255H194V256L197 255V258L194 257ZM202 255H203V256H202ZM208 255H209L210 257H208ZM236 255H237L238 257H237ZM239 255H240V256H239ZM68 256H69V255H65V259H68V260L70 261V259L68 258ZM182 256H183V257H182ZM219 256H221V257H219ZM259 256H260V259H259ZM186 257H188V258H186ZM211 257H212V260H213V258H214V260L216 259L217 261H216V260H215V261H214V260L212 261V260H211ZM190 258H191L192 261L190 260ZM219 258H221L222 260L219 259ZM187 259H188V263H186V261H185V260H187ZM208 259H207V260H208ZM228 259H226V260H228ZM240 259H243V258L241 257ZM258 259H259V260H258ZM80 260H81V262H82V259H80ZM80 260H78L79 262L77 261L79 264H82L84 261H85V262H88V263H85V262H84L83 264H90L89 259H87L88 261H87L86 259H83V262H82V263L80 262ZM189 260H190V261H189ZM254 260H255V261H254ZM175 261H176V260H174V263H173V264H182V263H180V262L178 263L177 261H176V262H177V263H176ZM224 261H225V260H224ZM243 261H245V259H244ZM246 261H245V262H246ZM252 261H254L255 263H252ZM77 262H76V264H77ZM184 262H185V263H184ZM198 262H199V261H198ZM200 262H199V264H200ZM256 262H257V263H256ZM192 263H190V264H192ZM260 263H259V264H260Z\"/></svg>",
    "mask_w": 264,
    "mask_h": 264
}]
</instances>
